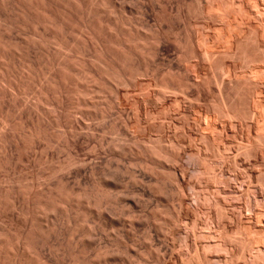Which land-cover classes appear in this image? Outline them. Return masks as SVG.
<instances>
[{"label":"rangeland","instance_id":"374dc122","mask_svg":"<svg viewBox=\"0 0 264 264\" xmlns=\"http://www.w3.org/2000/svg\"><path fill=\"white\" fill-rule=\"evenodd\" d=\"M5 1V2H4ZM2 1L3 3H5V7H4V4L1 2L0 0V40H2V42H6L7 40H12L14 38V40L12 41H7L10 42L9 45H11L12 47V51L10 50V47H6L8 48V56L9 54H14L16 51L18 52V56L17 54H14L15 57H13L12 55L11 58L10 56L9 57H3V55L0 53V58L2 56V58L0 59V75L3 77L4 74L6 72L9 73V77H8V73L5 74V77H3L4 79H2V77L0 78V92L3 90V92L0 93V108L3 110L0 111V120L2 119V121H0V144H2V146L0 145V150H1V156L0 158H2V160L0 161V185L2 188L1 191H0V243L3 241L4 239V245L3 244H0V257L1 258H4V259H1L0 261V264H23L24 261L26 264L30 263L28 261H32L30 264H41L42 262L45 261L44 264H191V262L193 264H195L196 262H201V264H212L210 263L211 262H215L214 264H226L227 261L229 262L230 259L233 258V256H235L233 258V260L235 259V262L233 260H230L231 262H229L228 264H232V263H235V264H250V261H251V264H264V189L262 187H264V180L262 181V179H264V142L262 141L261 142V145H259V142H256V138L258 137L257 135H260L262 137H264V74L261 72L260 74V71H259V74L257 76V74L252 72V65H250V63H247V59L245 61L244 59V62L247 63V66H243V60L242 61H239V60H235V58H237V56H240L242 57L241 53L239 54L238 52H243L241 50H247L245 49L244 47H247L250 46L249 44V38H251V45L253 44L252 41V35H254V38L255 40L258 38L257 41H259L260 44L256 43L259 47V49H263L264 50V43L261 44L262 40H261V32L262 30L259 29V25H261V17L260 18H257V10L255 8H249L253 3L251 1L253 0H249L247 2V0H237V1H240V4H242L243 2V10L248 12L247 13V18H250V19H246L245 18H242V16L244 17L245 16V13H241L240 9L239 8V5L238 4L239 2L235 3L236 0H230L232 3H227L229 4V6H233V8L230 10L233 11V14L235 15L232 16V11L230 12V18L228 20V22H222L220 19L216 18L218 15L216 14L217 12L213 13V15H211L212 19L215 20V18L217 19V22H218V25H216L217 23H215V21L212 23V20H210L211 18L210 15L209 17L207 15H205L204 19H202L203 17H200L202 16V14L200 15L199 14V11H198V7L197 6H200V4H198V2L200 3V0H109V1H104V0H60L62 1V3H60L59 0H56L57 2L54 4V0H40L39 2L40 5L38 4L39 2L37 0H4ZM12 1V2H11ZM18 3H17V2ZM21 3H20V2ZM33 1V2H32ZM48 1V2H47ZM50 1V3H49ZM59 1V2H58ZM69 1V3H67ZM74 1L76 2V4L74 3ZM99 1L100 4H97ZM114 1V2H113ZM118 1V2H117ZM165 1V2H164ZM182 1V2H180ZM191 1V2H190ZM197 1V2H196ZM202 1V0H201ZM204 1V0H203ZM201 3V5L203 4L204 8L206 9L207 7V4H206V1H204V3ZM228 1V0H226ZM226 1L224 0H221V2L226 3ZM229 1V2H230ZM11 2V3H10ZM35 2V3H34ZM42 2H43V5H42ZM46 2V3H45ZM103 2H105V5L106 4H112L109 5L111 7H109L108 5L104 6ZM108 2V3H106ZM116 2V3H115ZM194 2V3H192ZM219 2V1H218ZM242 2V3H241ZM6 3H7V7H6ZM10 3V4H9ZM17 3V5H16ZM31 3V5L29 4ZM48 3V4H47ZM52 3V4H51ZM65 3V4H64ZM74 3V4H73ZM80 3V4H79ZM120 3V4H119ZM166 3L167 4V9H166V5L164 4ZM186 3V4H184ZM198 5H197V4ZM252 3V4H251ZM13 4V5H12ZM15 4V5H14ZM25 4V6H24ZM29 6H28V5ZM34 4V5H33ZM69 4V5H68ZM82 4V5H81ZM116 4V5H114ZM179 4V5H178ZM193 4V5H192ZM196 4V6H195ZM220 5L222 3H219ZM218 4V5H219ZM236 4H238V8L236 6ZM249 4V5H248ZM12 5V6H10ZM33 5V6H32ZM45 5V6H44ZM64 5V6H63ZM67 5V6H66ZM76 7H75V6ZM79 5V6H78ZM84 5V6H83ZM92 5V6H91ZM100 5V6H99ZM191 5V7H190ZM217 3H216V6L218 7ZM223 5V6H224ZM245 5V6H244ZM254 5V4H253ZM252 5V6H253ZM15 6V7H14ZM18 6V7H17ZM23 6V7H22ZM27 6V7H26ZM31 6V7H30ZM36 8H35V7ZM50 6V7H49ZM73 6V7H71ZM89 6V7H88ZM96 6V7H95ZM112 6L114 8H112ZM120 6V7H119ZM169 6V7H168ZM178 6V7H177ZM187 6L190 7V9H192V6L194 7H197V8H193V10H195L194 14L193 12H191V10L189 11V9H187ZM202 6V7H203ZM222 6V7H223ZM236 6V9H234ZM249 6V7H248ZM251 6V7H252ZM4 7V8H3ZM13 7V8H12ZM26 7V8H25ZM29 7V9H28ZM35 9H34V8ZM45 7V8H43ZM49 7V8H48ZM67 7V8H66ZM70 7V8H69ZM75 7V8H74ZM77 7L79 9H77ZM83 7V8H82ZM88 7V8H86ZM93 7V9H92ZM97 8V9H94ZM102 7H103V11H102ZM109 7V8H108ZM116 7H117V10H116ZM122 7L124 8L122 10ZM180 7V8H179ZM182 7V8H181ZM216 7V8H217ZM221 7V6H220ZM241 7V6H240ZM254 7V6H253ZM259 7H261V1H260V5ZM16 10H15V9ZM22 8H25V9H22ZM34 10H33V9ZM112 8V9H111ZM129 8V9H128ZM177 8V9H176ZM186 10H185V9ZM13 11H11V10ZM19 9V10H18ZM37 9L40 10L37 12ZM46 9V10H45ZM50 9V10H48ZM76 9V10H74ZM87 9V10H86ZM105 9V10H104ZM120 9V10H119ZM166 9V10H165ZM179 9V10H178ZM219 9V7L217 8ZM248 9V10H247ZM255 9L256 11H253ZM45 10V11H44ZM53 11V14L52 11ZM55 10L58 11L55 13ZM72 10V11H70ZM81 10V12H79ZM82 10L84 11V13L82 12ZM89 10V11H88ZM91 10L93 12H91ZM97 10V11H96ZM108 10V12L106 11ZM110 10L112 12H110ZM122 10V11H121ZM126 10V11H125ZM164 10H165V13H164ZM197 10V11H196ZM235 10V11H234ZM238 10V11H236ZM242 10V12H243ZM17 11V12H16ZM19 11V13H18ZM21 11V12H20ZM28 12L26 14V12ZM35 11V12H34ZM50 13H49V12ZM77 11V12H76ZM87 11V12H86ZM99 11V12H98ZM119 11V12H118ZM163 11V12H162ZM189 11V13H188ZM218 11V10H216ZM253 11V12H252ZM16 12V13H15ZM25 12V13H24ZM37 12V13H36ZM43 12V14L41 13ZM45 12V14H44ZM62 12V14L60 15V13ZM75 14H73V13ZM96 12V14L94 15V13ZM99 14H98V13ZM126 13V16L129 15V16H125L124 13ZM128 12V13H127ZM132 12V13H130ZM169 12V13H168ZM178 12V13H177ZM187 12V13H185ZM196 12H198V16L204 20V22H202L201 19H199V17L197 18V14ZM219 12V11H218ZM252 12V13H251ZM21 13V14H20ZM41 13V14H39ZM47 13L49 14V18L51 16V20L47 17ZM68 13L70 15H68ZM78 13H79V17H78ZM81 13V14H80ZM83 13V14H82ZM87 13L88 16L85 14ZM118 13V14H117ZM164 13V14H163ZM191 13V15H189ZM236 13L238 15V22H240L241 24H243L242 26L240 25V23H237V20H236V23L235 24H232L234 21L233 19L236 18ZM250 13V14H249ZM253 13L256 15V18L257 19H260V20H257V19H253L255 18L253 16ZM19 14V15H18ZM39 14V16H38ZM59 14V15H58ZM65 14V15H64ZM73 14V15H71ZM85 14V15H84ZM92 14V15H91ZM103 14V15H102ZM106 14V15H105ZM109 14V15H108ZM111 14V15H110ZM113 14V15H112ZM138 14V15H137ZM169 14V15H168ZM176 14V15H175ZM177 14H179V16H177ZM196 14V15H195ZM24 16L23 18L24 19H20L21 16ZM29 17H28V16ZM35 15L37 18H35ZM42 15V16H41ZM57 15V16H56ZM63 15H64V20H62L63 18ZM85 17L83 19V16ZM98 15H101L104 16V17H97ZM116 16V19H115V16ZM160 15V16H159ZM163 15V16H162ZM184 15V16H183ZM194 15V16H192ZM242 15V16H241ZM20 16V18H18ZM33 16V18H32ZM44 16V17H43ZM46 16V17H45ZM53 16V17H52ZM72 16V17H71ZM82 16V17H81ZM90 16V17H89ZM119 16V17H118ZM135 16V17H134ZM165 16V17H164ZM172 18H171V17ZM190 16V17H189ZM197 20H196V18ZM253 16V18H252ZM41 17V18H40ZM75 19H74V18ZM81 17V18H80ZM88 17V19H87ZM111 17V18H110ZM113 17V19H112ZM124 17H126V20ZM131 17V19L129 18ZM134 17V18H133ZM177 17H180V18H177ZM185 17V18H184ZM234 17V18H232ZM32 18V19H31ZM53 18V19H52ZM57 18V19H56ZM66 18V19H65ZM71 18V20L69 19ZM79 18V19H78ZM92 18V19H90ZM99 20H97V19ZM119 18V19H118ZM124 18V19H123ZM133 18V19H132ZM136 18V19H135ZM165 18V20H164ZM184 18V19H183ZM195 18V19H194ZM209 18V19H208ZM17 19V20H16ZM27 19L29 21H27ZM35 19H38L36 21H39V22H36ZM43 19V20H42ZM49 19V20H48ZM56 19V20H54ZM68 19V20H67ZM76 21H74V20ZM105 19H107L105 21ZM122 19L124 21H122ZM142 19V20H140ZM160 19V22L163 21L162 23L158 22ZM175 19V20H174ZM179 19V20H178ZM191 19V20H190ZM199 19V20H198ZM208 19L207 23L209 24H205L206 23V20ZM78 20L80 22H78ZM82 20V21H81ZM88 20V21H87ZM93 20V21H92ZM108 20L110 22H108ZM111 20L113 22H111ZM118 22V25L117 23H115L116 21ZM127 22H126V21ZM131 20V21H130ZM137 20V21H136ZM168 20V22H167ZM187 20V21H186ZM210 20V21H209ZM232 20V21H231ZM243 20V21H242ZM250 20V21H249ZM254 20V21H253ZM256 20V21H255ZM5 21V22H3ZM15 23H14V22ZM20 21V22H19ZM32 23H31V22ZM45 21V24H43ZM52 21H54V23H51ZM57 21V22H56ZM85 21V23H84ZM87 21V22H86ZM92 21V23L90 22ZM96 21V22H95ZM99 21V23H98ZM103 21V22H102ZM130 21V22H129ZM170 21H173V22H170ZM175 21V22H174ZM179 21V22H177ZM189 21V23H188ZM221 21V22H220ZM249 21V22H247ZM252 21V23H251ZM259 21V22H258ZM9 24H7V23ZM12 22V24H11ZM43 22V23H41ZM48 22V23H47ZM74 22V23H72ZM78 22V23H77ZM82 22V23H81ZM89 22H90V25H89ZM95 24H94V23ZM123 22L125 27L122 28L123 26ZM133 22V23H131ZM141 24H139V23ZM142 22V23H141ZM191 22V23H190ZM245 22V23H244ZM258 22V23H256ZM4 23V24H2ZM22 23V24H21ZM28 23V24H27ZM35 23V25H34ZM38 25H37V24ZM41 23V24H40ZM47 23V24H46ZM64 23V25H63ZM68 23V24H66ZM97 23V24H96ZM104 25H103V24ZM109 23V24H108ZM113 23V24H112ZM120 23V24H119ZM128 23V24H127ZM131 23V24H130ZM138 23V24H137ZM172 23V24H171ZM199 23V24H198ZM212 23V24H211ZM215 23V24H214ZM221 23V27L219 26ZM254 23V24H253ZM2 24V25H1ZM18 24V25H17ZM25 24V25H24ZM52 26H51V25ZM57 24H60L59 26ZM62 24V25H61ZM73 26H72V25ZM78 24V25H77ZM84 24V25H82ZM107 24V25H106ZM122 24V25H121ZM137 24V25H136ZM214 24V25H213ZM222 24H225L222 26ZM227 25H234V27H230L228 29V27L226 26ZM247 24V25H246ZM4 25V27H2ZM7 25V26H6ZM28 27H27V26ZM33 27H31V26ZM48 25V26H46ZM56 29H55V26ZM71 25V26H70ZM76 25V26H75ZM89 25V26H88ZM93 25V27H92ZM127 25H128V29L130 28V30L127 29ZM132 25H136L137 27H131ZM147 25V26H146ZM191 25V26H190ZM201 27H199V26ZM204 25V26H203ZM14 26L15 28L13 29ZM24 26V27H23ZM36 26V27H35ZM46 26V27H45ZM70 26V27H69ZM80 28L78 30V27ZM81 26V27H80ZM88 26V27H87ZM101 26V29H99ZM109 26V27H108ZM113 26V27H112ZM146 26V27H145ZM174 26V27H173ZM189 28H188V27ZM193 26V27H192ZM209 26V27H208ZM214 26V28H213ZM226 26V27H225ZM247 26V27H246ZM9 27V28H8ZM13 29H11V28ZM23 27V28H22ZM43 27L45 30H43ZM49 27V28H48ZM87 27V28H86ZM95 27V28H94ZM98 27V28H97ZM109 29V31L106 29ZM118 29H116V28ZM119 27L121 29H119ZM140 27H143V29H140ZM171 27V28H170ZM186 27V28H184ZM196 27V28H195ZM199 27V28H198ZM203 27V29H202ZM223 27V30L226 29V30H221V31H218L219 29H221ZM256 27V28H255ZM261 27V26H260ZM4 28V29H3ZM28 28H32V29H28ZM52 28V29H51ZM59 28V30H58ZM64 28V29H62ZM80 32H78L76 29ZM84 28V30H83ZM94 28V30H93ZM112 28V29H110ZM114 28V29H113ZM175 28V29H173ZM191 28V29H190ZM217 28V29H215ZM240 28V29H238ZM8 29V30H7ZM21 29V30H20ZM24 29V30H23ZM28 29V30H27ZM34 29V30H33ZM62 29V30H61ZM68 29V30H67ZM70 29V30H69ZM72 29V30H71ZM92 29V30H91ZM97 29V30H95ZM104 29V31H103ZM128 31H127V30ZM137 29V30H136ZM177 29V31H176ZM186 29V30H185ZM194 32H193V30ZM205 29V30H204ZM209 29V34H207L208 32H205L204 31H208ZM217 31H215V30ZM236 31H234V30ZM243 31H242V30ZM254 29V31L256 29H258L260 31V34L257 35L256 37V32L259 33V31H256L255 33H253L254 31H252ZM6 30V31H5ZM23 30V31H22ZM36 30H38L36 32ZM48 30V32H47ZM56 30V31H54ZM65 30V31H64ZM76 30V31H75ZM88 31V34L89 32H91L88 37L90 38L89 41H86L88 39H86L87 37H84L83 35L87 36L86 31ZM134 30L133 32H130ZM173 30V31H172ZM189 30V31H188ZM192 30V31H190ZM233 30V31H232ZM250 30V31H249ZM2 31V33H1ZM8 31V32H7ZM53 31V32H52ZM58 31H60V34L61 36H64L65 39H67L68 41L66 42V40H62L61 36L60 35H57L59 34ZM68 31L70 32L69 34ZM72 31V33H71ZM116 31V32H115ZM118 31V32H117ZM120 32H125V33H119ZM146 31V32H144ZM149 31V32H148ZM156 31V32H155ZM184 31V32H183ZM203 31V33L201 32ZM213 31V32H212ZM232 33H231V32ZM240 31V32H239ZM10 32V34H9ZM55 32V33H54ZM57 32V33H56ZM66 32V33H65ZM80 35H78L77 33ZM82 32V33H81ZM94 32V33H93ZM108 32V33H107ZM113 32V33H112ZM138 34H137V33ZM158 32V33H157ZM164 32V33H163ZM176 32V33H175ZM188 33V36H186V33ZM196 32V33H195ZM211 32V33H210ZM230 32V34H228ZM234 32V33H233ZM236 32V34H235ZM243 32V33H242ZM245 32V33H244ZM252 32V33H251ZM35 33H36V36H35ZM43 33V34H42ZM54 33V35H53ZM65 33V34H64ZM105 33H107L105 35ZM113 35H112V34ZM130 33V34H129ZM132 33V34H131ZM136 33V35H135ZM149 33V35L147 34ZM152 33V35H150ZM155 33L156 35H159L158 38H156V35L153 34ZM250 33V34H249ZM3 34V35H1ZM6 36H5V35ZM57 36H56V35ZM72 34H73V38H72ZM77 34V35H75ZM96 38L95 42L93 41V39H95L93 36ZM99 36H105L104 38L101 36V38H103L101 40V38L97 40V37ZM118 36H117V35ZM123 34V35H122ZM125 34V36H124ZM143 34V36H142ZM147 34V38L146 36L144 37V35ZM179 34V35H178ZM185 34V35H184ZM193 36H191V35ZM196 34V35H195ZM199 34V35H198ZM204 34V36L202 35ZM220 34V35H219ZM227 34V36H226ZM232 34V36H231ZM42 35V37H41ZM46 35V36H45ZM109 35V36H108ZM130 35V37H129ZM139 35V36H138ZM169 36L167 38V36ZM210 35V37H209ZM213 35V37H212ZM221 35H223L221 37ZM241 35V36H239ZM250 35V36H249ZM261 35V36H260ZM8 36V37H7ZM52 36V37H51ZM55 36V37H53ZM59 36L61 38H59ZM76 38H75V37ZM83 38H82V37ZM121 38H120V37ZM123 36V37H122ZM135 36L137 38H135ZM151 36H154L155 39H153V37ZM162 36V37H161ZM165 36V37H163ZM179 36V37H177ZM193 38L191 39L190 38ZM196 36V37H194ZM198 36V37H197ZM231 36V37H230ZM248 36V37H247ZM40 37V38H39ZM63 37V38H64ZM79 37V38H78ZM92 37V38H91ZM107 37V38H106ZM111 37V38H110ZM113 37H115L113 39ZM119 37V38H118ZM126 37H129V38H126ZM133 37V38H132ZM141 37V38H140ZM152 39H150V38ZM175 37V38H174ZM177 37V39H176ZM203 37H206V39H204ZM220 37V39H219ZM230 37V39H229ZM234 37V38H233ZM3 38V39H2ZM5 38V39H4ZM25 38V39H24ZM44 38V39H42ZM57 38V39H56ZM86 40H85V39ZM106 38V39H105ZM125 38V39H123ZM144 38V39H142ZM187 40H185V39ZM216 39V40H212V39ZM228 40L229 43L228 45H231V47L228 46V48L226 49V46L227 44L225 45V40ZM227 38V39H226ZM241 38V39H240ZM23 39V40H22ZM40 39V40H39ZM46 39V40H45ZM48 39V40H47ZM78 39V40H76ZM81 39V41L79 40ZM84 39V40H83ZM116 39V41H115ZM118 39V40H117ZM126 39H129L126 41ZM138 39L141 41H143L144 43H146L145 45L143 44V42H139L137 43ZM159 39V42L157 40ZM169 39V40H168ZM183 39V40H182ZM190 42L189 43H186L188 42L189 40ZM194 39H197V40H194ZM223 39V40H222ZM260 39V40H259ZM21 40V41H20ZM25 40H28V43L25 42ZM59 40V41H58ZM62 40V41H61ZM70 40V41H69ZM92 40V41H91ZM101 40V41H100ZM105 40V41H104ZM109 40V41H108ZM113 41V42H110ZM126 43H124L123 41ZM152 40V41H151ZM162 40V42H160ZM164 40V41H163ZM175 40H177V42H175ZM205 40H208V41H205ZM218 40V41H217ZM233 40V41H231ZM14 41V42H13ZM21 42V47L20 46V42ZM36 41V42H35ZM41 41V42H40ZM44 41V42H43ZM46 41V42H45ZM48 41V42H47ZM72 41V42H71ZM76 41V43L74 42ZM86 43H85V42ZM91 41V42H90ZM98 41V42H96ZM100 41V42H99ZM107 41V43H106ZM115 41V42H114ZM155 41V42H154ZM160 43V44H158ZM181 41V45L180 42ZM185 41V42H183ZM198 41V43H197ZM221 41V42H220ZM223 41V42H222ZM225 41V42H224ZM248 43H245L247 42ZM256 41V42H257ZM2 42H0V46H2L4 44H2ZM12 42V43H11ZM52 42V43H50ZM54 42L56 44H54ZM61 42V44H60ZM68 43L69 42V46L70 47L69 49L66 47V44L65 43ZM81 42V44H80ZM82 42H84V44H82ZM102 42V43H101ZM151 42V43H150ZM153 42V43H152ZM203 42L206 43V44H201ZM209 42H212V43H209ZM237 42H240V43H237ZM13 43L16 45H19L18 47L16 45H13ZM26 43V44H25ZM33 43V44H31ZM38 43V44H37ZM41 43V44H39ZM42 43H43V46H42ZM49 43V44H48ZM71 43V45H70ZM79 43V44H78ZM93 43V44H92ZM99 44V46L96 45ZM106 43V45H105ZM111 43V44H110ZM114 43V44H112ZM118 45H117V44ZM142 43V44H141ZM155 43V44H154ZM191 43H193L192 45L193 46H197V48L195 47V49H199L198 51L197 50H194V47L191 45ZM196 43V44H195ZM209 43V44H208ZM220 43V44H219ZM236 43V44H235ZM244 43V44H243ZM60 44V45H58ZM65 44V45H64ZM86 44V46H85ZM110 44V45H109ZM116 44V45H115ZM123 44V46H122ZM134 44H136V46H134ZM139 44V45H137ZM149 44V45H148ZM153 44V45H152ZM187 44V45H186ZM217 46H214L216 45ZM247 44V45H246ZM26 45V47H25ZM30 47H29V46ZM45 45V46H44ZM50 45V46H49ZM65 46V52H64V46ZM75 45V46H74ZM79 45V46H77ZM84 47H87L84 48V50H87V51H84L83 50V46ZM93 45H96V48L95 46H92ZM105 45V46H104ZM114 46L115 48H112L110 46ZM120 45V46H119ZM127 45V46H126ZM130 45V46H129ZM141 45L143 47H141ZM148 45V46H147ZM152 45V46H151ZM156 46V50H155V47L153 46ZM181 45V46H179ZM191 45V47L189 46ZM203 45V46H202ZM246 45V46H245ZM255 43L252 45L254 46ZM257 45H255L257 47ZM5 46V45H4ZM14 46V47H13ZM19 49H17L16 47ZM54 46V47H53ZM62 46V48H61ZM74 46V48H73ZM103 48H102V47ZM141 48H140V47ZM160 46V47H159ZM187 46V47H186ZM203 47L202 49L199 48V47ZM216 47L215 49L212 48V47ZM239 46H242V47H239ZM79 47L80 50L77 48ZM89 47V48H88ZM92 47V48H91ZM95 47V48H94ZM107 47V49L105 48ZM109 47V48H108ZM122 47L123 49H120ZM128 47H130L131 49L134 47V49H128ZM147 47V48H146ZM183 47V48H182ZM186 47V48H185ZM193 47L192 50H190L191 48ZM225 47V48H224ZM251 47V46H250ZM250 47H247L248 49ZM253 48V51L257 48ZM16 48V50H15ZM21 48V49H20ZM23 48V49H22ZM26 48V49H25ZM45 48V49H44ZM53 50L54 48L57 49V51H55V49L52 51L51 49ZM94 48V50H93ZM102 48V49H101ZM112 48V49H111ZM119 48V50H118ZM126 48V49H125ZM144 48V49H143ZM153 48V49H152ZM190 48V49H189ZM205 48V49H204ZM211 48V50L209 49ZM230 48V50H229ZM232 48V49H231ZM239 48H241V50H239ZM26 51H25V50ZM50 49V51L48 50ZM60 49V50H59ZM71 49V50H70ZM75 49V50H74ZM90 49V50H89ZM97 49L99 51H97ZM115 49V50H114ZM117 49V50H116ZM128 49V50H127ZM159 49V50H158ZM184 49H186L187 53H184L185 51H183ZM207 49V50H206ZM237 49V50H236ZM14 50V53H12ZM21 50V51H20ZM28 50V51H27ZM71 53H69L70 51ZM104 50V52H102ZM110 50V51H109ZM114 50L115 53L112 51ZM125 52L126 50L129 51L127 52L129 54H126V52L124 53L123 51ZM152 50H155L154 52L156 54L153 53V51L151 52ZM194 50V52L196 53L195 57L194 55H192V51ZM202 50V51H201ZM221 50V51H220ZM226 50V51H224ZM250 50V49H249ZM252 50V49H251ZM259 50V51H260ZM20 51V52H19ZM45 51V52H44ZM55 51V52H54ZM59 51V52H58ZM74 51H79V52H76L74 53ZM80 51H81V54H84L81 56L80 54ZM92 51V52H91ZM109 51V53H108ZM118 51V52H117ZM135 51V52H134ZM137 51V52H136ZM150 51V56L152 54V61H150L151 59L148 52ZM207 51V52H206ZM212 53H211V52ZM233 51V53H232ZM237 51V55L234 57H232V55H234ZM248 51V50H247ZM16 52V53H17ZM25 52V53H24ZM27 52V53H26ZM31 52V53H29ZM58 52V54H57ZM61 52V53H60ZM64 52V53H63ZM67 52V53H66ZM85 52V53H84ZM89 52V54H88ZM99 52V53H98ZM121 52L123 53V55L121 54ZM132 55H131V53ZM141 55H140V53ZM190 52H191V55H190ZM204 52H205V57L204 58H207L206 61L204 60V58H202L204 56ZM229 52V53H228ZM250 52V51H248ZM22 53H24L25 55H23ZM51 53V54H50ZM92 53H95L94 55ZM101 53V54H100ZM106 53V54H104ZM112 55H111V54ZM118 53V54H117ZM121 55H120V54ZM135 53V54H134ZM143 53H144V56H143ZM146 53V54H145ZM183 53V54H182ZM208 53H211V56L213 53L214 56L212 57H209V54ZM220 53V54H219ZM226 55H225V54ZM247 54V52H245ZM252 53V52H251ZM19 54L21 57H19ZM45 54V55H43ZM49 57L51 58H47L48 55ZM56 54V55H55ZM75 54V56H74ZM88 54V55H87ZM97 54V55H96ZM99 54V56H98ZM126 54V55H124ZM138 54V56H137ZM200 55V58L199 56L197 55ZM208 54V56H207ZM218 54L220 56H218ZM228 54L231 56L229 58ZM29 57H28V56ZM36 55V57H34ZM64 55H67L65 57H63ZM71 55V56H70ZM86 55L88 57H86ZM91 55V56H90ZM106 55V57H105ZM111 55V56H110ZM114 55V57H113ZM119 55V56H118ZM131 55V56H130ZM136 55V57L134 56ZM183 55V56H182ZM184 55L186 57H184ZM189 55L190 57L192 56L193 57V60L190 58L189 60ZM224 55V56H223ZM248 55V54H247ZM26 58H25V57ZM43 58H42V57ZM60 59H57L59 58ZM80 56V57H78ZM90 56V57H89ZM93 56L95 57V59H92ZM104 56V57H103ZM126 58H125V57ZM133 56V57H132ZM143 56V57H141ZM149 56V58H148ZM154 56V57H153ZM222 56V57H221ZM225 56H228L226 60H223L225 59ZM250 56V55H249ZM18 57V59H16ZM31 57V58H30ZM38 57V58H37ZM53 57V58H52ZM57 57V58H56ZM73 57V59H72ZM86 58V61H85V58ZM103 57V58H101ZM108 57V58H107ZM111 57V58H110ZM119 57H120V60H119ZM125 59H123V58ZM141 57V58H140ZM157 57V58H156ZM214 57L216 59H219L220 61L222 60L221 64L219 63L220 61L219 60H216L214 59ZM218 57V58H217ZM221 57V58H220ZM239 57V58H240ZM248 57V56H246ZM14 59V60H11V59ZM21 58V59H20ZM25 58V60H24ZM27 58L29 60H27ZM34 58V59H32ZM42 58V60L44 61H40V59ZM65 58V59H64ZM75 58V59H74ZM79 60H77V59ZM89 58V59H88ZM97 58V59H96ZM115 58H117L118 60H115ZM122 58V59H121ZM128 58L130 59V62L128 61ZM137 61H136V59ZM143 58V59H142ZM148 58V60L146 59ZM153 58L155 60H153ZM182 58V59H181ZM187 58V59H186ZM195 58V60H194ZM198 58V59H197ZM210 58V59H209ZM7 61V62H5ZM10 59V60H9ZM37 59V61H36ZM53 59V60H52ZM56 59V60H55ZM69 59V60H68ZM84 61L82 62L81 60ZM100 59V60H99ZM102 59V60H101ZM108 60L105 62V60ZM140 59V60H139ZM157 59V61H156ZM197 59V60H196ZM211 59H212V62H211ZM230 59V61H229ZM233 59V61H232ZM242 59V58H241ZM24 60V61H23ZM31 60L34 61L32 62H29ZM38 60L39 62H42V63H39L38 65ZM63 60H65L63 62ZM70 60H75L74 62L73 61H70ZM92 60V61H90ZM97 60V61H96ZM110 60V61H109ZM113 60V61H111ZM115 60V61H114ZM122 60V61H121ZM125 60V61H124ZM127 60V61H126ZM133 60V62L135 63V66H134V63H132L131 61ZM139 60V61H138ZM144 63H142L141 62ZM147 60V61H146ZM183 62H182V61ZM199 60V61H198ZM204 60V61H203ZM215 60V61H214ZM10 61V62H9ZM16 61V62H15ZM77 61V64H75ZM80 61V62H79ZM104 61V62H103ZM156 61V63H154ZM185 61V62H184ZM218 61V62H217ZM12 64V66L9 64ZM21 62V63H20ZM27 62L29 64H27ZM37 62V64H35ZM58 62V63H57ZM63 64H62V63ZM71 62V63H69ZM99 62V63H98ZM103 62V63H101ZM109 62V63H107ZM120 64H119V63ZM123 62V63H122ZM126 62L128 63H131L129 65V63L127 64L126 68L125 65H126ZM137 62V63H136ZM161 62V63H160ZM188 62V63H187ZM190 62V63H189ZM202 62V63H201ZM217 62V63H216ZM234 62V64H233ZM1 63L2 66L4 65L5 70H3L1 68ZM5 63V64H4ZM7 63V64H6ZM24 63V64H22ZM44 63V64H43ZM47 63V64H45ZM48 63H51V64H48ZM58 64V65H55V64ZM80 63H82L83 67H85V70H83L80 66ZM93 63V64H91ZM104 63H107V65ZM154 63V64H153ZM160 63V64H159ZM184 63V64H183ZM186 63V64H185ZM192 63V65H191ZM207 63V64H206ZM213 63V64H212ZM218 64L219 66H217L216 64ZM236 63V64H235ZM241 63V64H240ZM245 63V64H246ZM22 64V66H21ZM35 64V66H33ZM86 64V66H85ZM91 64V65H90ZM97 64V65H96ZM109 64L112 66H110V68L107 69V67L109 66ZM125 64V65H124ZM137 64V66H136ZM202 64V65H201ZM211 64V65H210ZM214 64L216 65V67L214 66ZM7 65V66H5ZM11 66V67H8ZM16 65V66H14ZM43 65V66H42ZM46 65V66H45ZM51 65V66H50ZM66 66L65 67H61V66ZM72 65V66H71ZM75 65V66H74ZM77 65V66H76ZM87 65L89 66L87 69ZM93 65V66H92ZM103 66V67H96V66ZM122 68L123 65L124 67L121 69L120 67ZM143 68H142V66ZM147 65L148 68H145ZM161 65V66H160ZM198 65V66H197ZM222 65L224 66H227V67H222ZM237 65V66H236ZM33 66V67H31ZM37 66V67H36ZM45 66V67H44ZM70 66V67H69ZM106 66V67H105ZM140 66V68L138 67ZM161 67L159 68V70L157 69V67ZM184 66V67H183ZM192 66V67H191ZM201 66V68H200ZM210 66V67H209ZM251 68V69H248L246 68V70L244 71V67H248ZM27 67V68H25ZM35 67V68H34ZM44 67V68H43ZM47 67V68H46ZM56 67V68H54ZM61 67V68H60ZM74 67V68H73ZM93 67V68H92ZM106 69H105V68ZM116 67V69L114 68ZM119 67V69H118ZM134 67L135 70H134ZM138 67V68H137ZM156 67V68H155ZM195 67V69H194ZM235 67V68H234ZM243 67V68H242ZM11 69L12 71H8L7 69ZM16 68V69H15ZM22 68V69H21ZM24 68V70H23ZM31 68L32 70V73L31 70L29 69ZM39 68V70H37ZM40 68L43 69L42 71H40ZM46 68V70H45ZM51 68V69H50ZM65 68V69H64ZM72 70H71V69ZM76 68H79V70L77 69L76 71ZM81 68V69H80ZM98 69V70H95V69ZM104 68V69H103ZM114 68V69H113ZM130 68V69H129ZM135 71V75H134V71ZM150 68V69H149ZM209 68V69H208ZM218 68V69H216ZM221 68V69H220ZM20 69V70H19ZM52 69H53V74H52ZM75 69V70H73ZM90 69H93L92 71ZM106 70V72H101L102 70ZM113 69V70H112ZM124 69V70H123ZM129 69V73H128V70ZM136 69H138L140 71H144L143 73H139L138 75V72H136ZM143 69V70H142ZM148 69V72L147 70ZM153 71H152V70ZM206 69V70H205ZM241 69V70H240ZM17 70V71H16ZM22 70V72H21ZM32 74V79L28 76L29 73ZM30 70V71H28ZM55 70V71H54ZM59 70V71H58ZM61 70V71H60ZM62 70H66L68 71V74L70 76V73L71 74V77L72 75L74 74L75 76L73 77H77L76 74H82V77H83V80L81 81L78 77V79L81 81L80 83L82 85H84V87L88 85V90L86 88L87 91H89V93L86 91V94H88V97L87 95L84 97V95L82 94V102H87V106L81 108V104L85 105V102L84 103H79L77 102V99L76 98H80L79 101H81V97L80 94L81 92H77L76 90H74V93H71L72 95H69L68 97V93L65 92V90H67V86H71L72 84H75L74 82H72V80H69L65 77L67 76H63V71ZM83 70V71H82ZM87 70H90L89 73L87 72ZM113 71V73H111L113 75V79L111 78V75L110 73L108 74L107 76V72L109 71ZM150 70V71H149ZM157 70V71H155ZM197 70V71H196ZM202 70V71H201ZM216 70V71H215ZM218 70V71H217ZM224 73H222V71ZM228 70H229V73H228ZM239 70V71H237ZM243 70V71H242ZM248 70L250 72H248ZM2 71V72H1ZM6 71V72H4ZM19 72L18 75L17 73H14V72ZM51 71V72H50ZM75 71V72H74ZM87 73H85V72ZM96 71V72H95ZM188 71V72H187ZM211 71V72H210ZM220 71V73H219ZM237 71V72H235ZM263 71H264V66H263ZM12 72V74H11ZM26 72V73H25ZM36 72V73H35ZM40 72V73H39ZM41 72H43L41 74ZM46 72V73H45ZM70 72V73H69ZM82 72V73H80ZM84 72V74H83ZM117 74H116V73ZM131 72V73H130ZM226 72V73H225ZM234 72V73H233ZM23 73V74H22ZM26 75H25V74ZM35 73V75H34ZM38 73V75H37ZM44 73H45V76H44ZM48 73V74H47ZM63 73V74H62ZM93 75H92V74ZM95 73V74H94ZM100 73V74H99ZM106 76H104L105 74ZM120 73H122L121 75H119ZM127 73V74H126ZM186 73V74H185ZM206 73V74H205ZM217 73V74H216ZM11 74V75H10ZM40 74V76H39ZM51 74V75H50ZM59 74V76L57 75ZM67 74V75H68ZM90 77H88V75ZM99 74V75H98ZM126 74V75H124ZM215 74V75H214ZM225 74V75H224ZM229 74V76H228ZM231 74V76H230ZM263 74V75H262ZM14 75V77H13ZM16 75V76H15ZM21 75V76H20ZM43 75L44 76V79H43ZM54 75V77H53ZM57 75V76H56ZM66 75V74H65ZM84 75V76H83ZM86 75V77H85ZM100 76V77H97ZM102 75L104 76V78L106 80H104V78L102 77ZM120 76L119 78L116 77V76ZM133 75V76H132ZM178 75V77H177ZM183 75V76H182ZM192 75V76H191ZM212 75V76H211ZM226 76V78L223 77ZM235 75V76H234ZM246 75V76H245ZM253 75V77H251ZM263 78H262V76ZM18 76V77H17ZM37 76V77H35ZM48 76L47 80L46 77ZM63 76V78H62ZM93 76V78L91 79V77ZM125 76V77H124ZM136 76V77H135ZM194 76V77H193ZM198 76V77H197ZM261 76V77H260ZM8 77V78H7ZM13 77V78H12ZM21 77V78H20ZM28 77V78H25ZM38 77H40L38 79ZM52 77V78H51ZM59 77V78H58ZM81 77V75H80ZM111 79H110V78ZM139 79H138V78ZM143 77V78H142ZM165 77H169L168 79H165V82L162 80L164 79ZM174 77L175 79L179 82H177L176 80H174ZM177 77V78H176ZM187 77V78H186ZM189 77V78H188ZM192 77V78H191ZM202 77V78H201ZM209 77V81L207 80ZM230 77V78H229ZM246 77V78H244ZM259 77V78H258ZM17 78V80H16ZM19 78V79H18ZM37 78V80H36ZM62 78V79H60ZM85 78V79H84ZM89 78V79H88ZM100 80L97 82V80ZM100 78V79H99ZM109 78V80H108ZM134 78V80H133ZM172 78V79H171ZM182 78V79H181ZM194 78V79H193ZM214 78V79H213ZM218 78V79H217ZM221 78V79H220ZM242 78L243 81H240ZM247 78H248V81H247ZM249 78H253L251 81ZM262 78V79H261ZM8 79L12 80V81H8ZM32 81H31V80ZM41 79V81H40ZM51 79H55V81L51 80ZM57 79V80H56ZM117 79V80H115ZM131 79V80H130ZM179 79V80H178ZM187 79V81H186ZM197 81H196V80ZM204 79V80H203ZM225 79V80H224ZM235 79V80H234ZM237 79H238V82L239 84H241L240 88L241 90L237 91V89L239 88V84H237ZM246 79V81L250 84H248L247 82H245L244 80ZM13 80H14V83L17 82V83H23L24 81H28V82H25L24 84H17V86H20V88L26 90L24 91H19L15 94V90L16 88H18L19 90V87H14L15 89L13 90L12 88V85L14 86L15 84H12L13 83ZM22 80V81H21ZM60 80V81H59ZM86 80V81H84ZM93 82H92V81ZM113 81L112 82H110ZM114 80L116 82H114ZM130 80V81H129ZM140 80V81H139ZM146 80V81H145ZM169 80V81H168ZM171 80V81H170ZM174 80V81H172ZM185 80V82H183ZM207 80V81H205ZM212 82H211V81ZM216 80V81H215ZM223 82L224 86H222V83L219 85L218 84V81ZM233 80V81H232ZM256 80V81H255ZM261 80V81H260ZM35 81V82H34ZM37 81H40V82H37ZM54 83L57 82L59 83L58 86L57 83H55L56 85H54ZM71 81V82H70ZM75 81V79H74ZM91 82L92 86L89 87V82ZM109 81V82H108ZM144 81V82H143ZM169 83H168V82ZM195 81V83H194ZM199 81V82H198ZM214 81V82H213ZM228 81V82H227ZM236 81V82H235ZM11 82V83H10ZM41 82L42 83V86H41ZM45 82V83H44ZM51 84V86L49 85V83ZM69 82V83H68ZM95 82H97V84H95ZM99 82H101V84H99ZM108 82V83H107ZM117 82L120 83V86H119V83L117 85H115ZM123 82L125 83L123 85ZM128 82V84H127ZM134 82V83H133ZM146 82V84H145ZM149 82V84H148ZM182 82L184 84H182ZM187 82V83H186ZM193 82V83H191ZM207 84H206V83ZM232 82V83H231ZM243 82V83H242ZM253 82V83H251ZM4 84L3 86L6 88H4L1 84ZM10 85H7L9 84ZM36 84L37 86L33 85V84ZM70 83H72L70 85ZM84 83V84H83ZM88 83V84H87ZM115 83V84H114ZM174 83V84H173ZM177 83V84H176ZM188 83L191 85L188 86ZM209 83H212L214 85L211 86V84ZM235 83V84H234ZM245 83V84H244ZM250 86L251 84V87L250 89L253 90V92L255 91V94L258 98H256V112L257 114H260V116L258 115L257 118L261 120V123L260 124H256L247 119V120H244L243 116H242V113L244 110V103L242 102L243 99L242 97V92H245V90H249L247 87V84ZM258 83V85L256 86V84ZM263 83V84H262ZM40 84V85H39ZM47 84H48V87H47ZM68 84L65 88V85ZM144 84V85H143ZM166 87H164V85ZM181 85V86H178V85ZM187 84V85H185ZM194 84V85H192ZM197 84L199 86V88L197 87ZM200 84V85H199ZM204 84V85H203ZM206 84V85H205ZM219 86H217V85ZM243 84V85H242ZM260 84V85H259ZM15 85V86H16ZM24 85H28V88L24 87ZM46 85V87L44 86ZM62 85V86H61ZM99 85V87H98ZM105 85V86H104ZM123 85V86H121ZM137 85V86H136ZM148 85V86H147ZM150 85V86H149ZM169 85V86H168ZM171 85L173 88H175V91H173L174 89L171 88ZM203 85V86H202ZM256 86L255 88H253V86ZM263 87H262V86ZM8 86H11V87H8ZM23 86V87H22ZM44 86V87H43ZM55 88H53V87ZM61 86V87H59ZM75 86V85H73ZM108 86V88L106 87ZM111 86V87H110ZM116 88H115V87ZM146 86V87H145ZM152 86V87H151ZM163 86V87H162ZM206 86V87H205ZM243 86V87H242ZM244 86L246 87L245 90H244ZM3 87V88H2ZM36 87L38 88V92L34 89H36ZM83 87V89H81V87H78L80 90H85ZM95 89H94V88ZM100 87H103L100 89ZM145 89H144V88ZM152 88L151 89H148V88ZM157 87V88H156ZM184 87V88H183ZM192 89H190V88ZM195 87V88H194ZM218 87V88H217ZM222 87V88H221ZM231 87V88H230ZM237 89H236V88ZM11 88L13 91H11ZM30 88V90H28ZM44 88V89H42ZM64 88V89H63ZM72 88V86H71ZM77 88V89H78ZM104 88H106L108 91H112L113 89V93L112 92L108 93L107 90H105ZM135 88V89H134ZM139 88V89H138ZM166 88V89H165ZM171 88V89H169ZM179 88V89H178ZM197 88V89H196ZM207 88V89H206ZM222 89V90H219V89ZM242 88L244 91H242ZM259 88V90H258ZM20 89V90H21ZM46 89V91H45ZM76 89V88H75ZM78 89V90H79ZM92 89V90H91ZM94 89V91H93ZM111 89V90H110ZM143 89V90H142ZM157 89V90H155ZM169 89V91L167 92V90ZM173 89V90H172ZM184 89V90H183ZM199 89V90H198ZM202 89H204L205 91H203ZM210 89V90H208ZM224 89V90H223ZM233 89V90H232ZM32 90V91H31ZM34 90V91H33ZM54 90V91H53ZM99 91V94H97L96 92ZM123 90V91H122ZM142 90V91H141ZM166 90L165 93H163V91ZM178 90V91H177ZM183 90V92H181ZM188 90V92L186 91ZM190 90V91H189ZM198 90V91H197ZM202 90V92H200ZM235 90V91H234ZM257 90V91H256ZM6 91V92H5ZM10 91V93H8ZM32 94H30L29 93ZM44 91V92H43ZM93 93H90L92 92ZM96 91V92H95ZM106 91V93H104ZM118 93H117V92ZM154 91V92H153ZM161 91V92H160ZM180 91V92H179ZM219 93H218V92ZM220 91L222 93H220ZM225 91V92H224ZM237 91V92H236ZM242 91V92H241ZM22 92V93H21ZM26 92V93H25ZM37 92V93H36ZM63 92V93H62ZM77 92V93H76ZM84 92V91H83ZM156 92V93H155ZM160 92V93H159ZM173 92V94L171 93ZM175 92V94H174ZM199 92V93H198ZM209 92V93H208ZM232 92L235 94H232ZM240 92V93H239ZM7 95H6V94ZM20 93V94H19ZM29 93V94H28ZM42 93V94H41ZM61 93L66 96H63L61 95ZM103 93V94H102ZM109 95H108V94ZM140 93V94H138ZM144 93V94H143ZM148 93V94H146ZM151 93V94H150ZM168 95H167V94ZM180 94L181 96L179 97L178 94ZM183 93V94H182ZM186 95H185V94ZM188 93V94H187ZM225 93V94H224ZM227 93V94H226ZM231 93V94H230ZM2 94H3V97H2ZM5 94V95H4ZM10 94H12L11 96L13 97V95H15L13 98H10V97H6V96H9ZM26 97H25V95ZM58 94V95H57ZM77 96H76V95ZM79 94V95H78ZM89 94L92 96H94L95 94V99L94 97H90ZM105 94V95H104ZM132 94V95H131ZM137 94V95H136ZM176 95L177 97H174L172 95ZM216 94V95H215ZM219 94V95H217ZM220 94L221 96L224 95V99H228L230 100L231 104L233 102V105H236L234 104V102L236 101V103H240L236 106H231L233 107V109L237 108L236 110H239L240 108H242V111H238L240 113H238L237 111V114H233V117L234 115L237 117H234V118H230L231 121H229V119L227 117H232V114H230V116H226L224 115V112L226 111L225 107L223 108V104L221 106V98L220 97ZM240 94V95H238ZM261 94V96H260ZM17 95V96H16ZM27 95H28V98H27ZM51 95V96H50ZM54 95V96H52ZM56 95V96H55ZM61 95V96H60ZM75 95V96H74ZM99 95V97H98ZM139 95V96H138ZM148 95V96H147ZM238 95V96H237ZM22 96V97H21ZM101 96V97H100ZM106 98H105V97ZM110 96V97H109ZM135 98H134V97ZM137 96V97H136ZM160 96V97H159ZM169 96V97H168ZM172 96V97H170ZM183 96V97H182ZM187 98V100L184 98ZM217 96V97H216ZM21 97V99H20ZM30 97V98H29ZM55 97V98H54ZM59 99H58V98ZM61 97V98H60ZM89 97L91 99H89ZM102 97L104 99V101L102 102ZM132 97V98H131ZM146 97H148L146 99ZM151 97V98H150ZM211 97V98H210ZM216 97V98H214ZM238 99H237V98ZM9 98V99H8ZM43 98V100H42ZM46 98V99H45ZM53 98V101L52 103L50 102ZM67 98H72V99H67ZM86 98V99H85ZM112 98V99H111ZM134 98V99H133ZM140 98V99H139ZM167 98V99H166ZM214 98V100L212 99ZM220 98V99H218ZM234 98V99H233ZM3 99V101H2ZM22 102H20L19 101ZM36 99V100H35ZM40 99V100H39ZM51 99V100H49ZM56 99V100H55ZM66 99V101L64 100ZM89 99V100H88ZM99 101H98V100ZM101 99V100H100ZM107 99V100H106ZM109 99V100H108ZM138 101H137V100ZM161 99V100H159ZM175 99V100H174ZM212 99V100H211ZM236 99V100H235ZM16 100V101H15ZM23 100V101H22ZM25 100V101H24ZM35 102H34V101ZM40 102H39V101ZM41 100L43 102H41ZM46 100V102H44ZM64 100V101H63ZM96 101L97 102H93V101ZM179 102H178V101ZM186 100V101H185ZM189 100V102H187ZM191 100V101H190ZM216 100V101H215ZM221 100V101H220ZM235 100V101H234ZM238 100V101H237ZM241 100V101H240ZM260 102H259V101ZM15 103H14V102ZM20 103H18V102ZM60 101V103H59ZM63 101V102H62ZM68 101V102H67ZM73 103H71V102ZM75 101L77 104H75ZM92 101V102H91ZM108 101V103H107ZM117 101V102H116ZM162 101V102H160ZM175 101V102H174ZM12 105H11V103ZM26 102V103H24ZM32 102V103H31ZM50 102V104H49ZM100 102H102L100 104ZM113 103V106H112V103ZM180 105V108H179V105ZM214 102V103H213ZM221 102V103H220ZM242 102V103H241ZM14 103V104H13ZM30 103V104H28ZM41 103V104H40ZM63 103V104H62ZM89 103V105H88ZM97 103V104H96ZM116 103V104H115ZM175 103L177 105L174 106ZM181 103V104H180ZM186 103V104H185ZM211 103V104H209ZM218 103H220L218 105ZM23 104V105H21ZM28 104V105H27ZM40 104V105H39ZM43 104V105H42ZM47 104H49L50 106H48ZM52 104V105H51ZM58 104L61 106H58ZM66 104V105H65ZM67 104H69V108L67 106ZM71 104V105H70ZM94 104V105H93ZM105 104V105H104ZM184 104V105H183ZM243 104V105H242ZM31 105V106H30ZM35 105V107H33ZM47 105V106H46ZM64 105L66 107H64ZM72 105H73V108L75 109V107H77V111L76 109L74 110L72 108ZM96 107H93L95 106ZM109 105V106H108ZM117 105V106H116ZM212 105V106H210ZM214 105V106H213ZM216 105V107H215ZM240 105V106H239ZM242 105V106H241ZM260 105V106H259ZM263 105V106H262ZM12 106V107H11ZM20 106V108H18ZM32 107L30 109V107ZM38 106V107H37ZM46 106V107H45ZM89 106V107H88ZM98 106V107H97ZM101 106V107H99ZM104 106L106 108H104ZM108 106V107H107ZM112 106V107H110ZM221 106V107H220ZM258 106V107H257ZM16 107V108H15ZM22 107V108H21ZM27 107V108H26ZM40 107V108H39ZM43 107V108H42ZM59 107V108H58ZM64 107V108H63ZM80 109H79V108ZM93 107V108H92ZM116 107V108H115ZM164 107V108H163ZM166 107V108H165ZM215 107V108H214ZM220 107V109H219ZM8 108V109H7ZM11 110H10V109ZM29 108V109H28ZM34 108V109H33ZM36 108V110H35ZM46 108V109H45ZM63 108V109H62ZM68 108V111H69V114L67 113L68 116H64L66 115V112H68L66 109ZM97 109V111L95 112L94 109ZM113 108V109H112ZM213 108V109H212ZM217 108V109H216ZM223 108V109H222ZM261 108V110H260ZM16 109V110H15ZM22 109V110H21ZM26 109V112L24 111ZM39 109H41L39 111ZM54 109V110H53ZM62 111H60V110ZM72 109V110H71ZM84 110L86 109V113H88V115H85L86 113H84V111H80L79 110ZM103 109V110H102ZM105 109V110H104ZM110 109V110H109ZM181 109V110H180ZM230 109V108H229ZM9 110V111H8ZM13 110H15L13 112ZM32 110V111H31ZM39 112H38V111ZM52 110L55 112H53L55 114V116L53 115L52 113ZM58 110V112H57ZM65 110V111H64ZM74 110V111H73ZM87 110H89L87 112ZM93 110V112L91 111ZM101 112H100V111ZM113 110V111H112ZM228 110V108H227ZM8 111V112H7ZM11 111V112H10ZM21 111V112H20ZM24 111V112H23ZM31 113H29V112ZM35 111V112H34ZM50 111V112H48ZM60 111V112H59ZM110 111V112H109ZM112 111V112H111ZM218 111V112H217ZM221 111V112H219ZM230 111H233L232 109ZM235 111V110H234ZM231 112V113H236V112ZM263 111V112H262ZM6 112V113H5ZM19 112V114H18ZM33 112V113H32ZM38 114H37V113ZM46 112V113H45ZM48 112V113H47ZM71 112H74V113H71ZM77 112V114H76ZM109 112V113H108ZM223 112V117L222 115H220L221 113ZM259 112V113H258ZM262 112V113H260ZM4 113V116L3 114ZM8 113V114H7ZM9 113L11 114L9 116ZM25 113V114H24ZM45 113V114H44ZM62 113V114H61ZM103 113V114H101ZM14 114V115H13ZM27 114V115H26ZM30 114V115H29ZM51 114V116H50ZM61 116H59V115ZM75 114V115H74ZM80 114V115H79ZM81 114H83V116H81ZM93 114V115H92ZM101 114V115H100ZM110 114V115H108ZM175 114V115H174ZM201 114V115H199ZM206 114V115H205ZM226 114V113H225ZM239 114L242 116L241 118H239ZM6 116H9L11 117V120L10 118L8 117H5ZM15 115H16V118H15ZM29 115V116H28ZM35 115V116H34ZM42 115V116H40ZM46 115V116H44ZM49 115V116H48ZM57 115V117H56ZM70 115H73L71 117H69ZM78 115V116H77ZM92 117H91V116ZM101 116V118H98L99 116ZM104 117H103V116ZM174 115V116H172ZM187 115V116H186ZM263 115V116H262ZM19 116V117H18ZM22 116V117H20ZM26 116V117H24ZM32 116V117H31ZM34 116V117H33ZM38 116V117H37ZM54 118H53V117ZM74 116H77V117H74ZM98 119H96V117ZM148 116V117H147ZM150 116V117H149ZM177 116V118H176ZM199 116V117H198ZM206 116V117H205ZM226 116V118H225ZM4 117V118H3ZM30 117V118H28ZM51 117V119H50ZM55 117H56V121L55 120ZM58 117H61L58 118ZM67 117V119H66ZM69 117V118H68ZM80 117H83V118H80ZM90 117V118H89ZM108 117V118H107ZM147 117V118H146ZM6 118V119H5ZM24 123H23V121ZM32 118V119H31ZM41 118H44V119H41ZM49 118V119H48ZM73 118V119H72ZM94 120H92V119ZM179 118V119H178ZM222 118V119H221ZM263 118V119H262ZM4 119V120H3ZM12 121V123H10V121ZM28 119V120H27ZM40 123L42 122L41 124H39L36 120ZM42 121H40V120ZM46 119V120H45ZM53 121L50 122V121ZM60 119V120H59ZM64 119V120H63ZM77 123L82 126H78V124H76V120ZM81 119V121H80ZM83 119V121H82ZM88 119V121H87ZM150 119V120H148ZM165 119V120H164ZM193 119V120H192ZM210 119V120H209ZM220 119V120H219ZM233 119V121H232ZM242 119V120H241ZM258 119L256 121H258ZM16 122H15V121ZM17 120H21L20 123L19 121ZM27 120V121H26ZM34 123H33V121ZM50 120V121H48ZM69 120H73L72 122L69 121ZM183 120V121H182ZM225 120V121H224ZM235 120V121H234ZM239 121V122H236V121ZM8 121V122H6ZM37 123H36V122ZM44 121V122H43ZM46 121V122H45ZM64 121H66L67 123H63ZM71 122V124H69V122ZM140 121V122H139ZM179 121V122H178ZM181 121V122H180ZM205 121V122H204ZM210 123H209V122ZM229 121V122H228ZM243 121V122H241ZM250 121V122H249ZM6 124H3L5 123ZM14 122V124H13ZM28 122V124H26ZM51 124H50V123ZM54 122H56V126L60 125L59 127H56L55 125H52V124H55ZM60 122V124H59ZM75 122V124H74ZM80 122V123H79ZM84 122V123H82ZM147 122V123H146ZM202 122V123H200ZM220 122V123H219ZM248 122V123H247ZM253 122V124H252ZM10 123V125H9ZM15 123H18L20 125L16 126ZM33 123V124H31ZM49 123V124H48ZM205 123V124H204ZM13 124V125H12ZM37 124V126H36ZM43 126H40L42 125ZM74 124V126H72L71 128V125ZM85 124V125H84ZM200 124V125H198ZM203 124V125H202ZM241 124V126H240ZM248 124V125H247ZM5 127H4V126ZM7 125H9L7 127ZM18 129H15V130H12L11 131V127ZM24 125V126H23ZM33 125V126H30ZM50 125V126H49ZM62 125L64 127H62ZM70 125V127H69ZM208 125H210V127H208ZM236 125V126H235ZM251 125V126H250ZM257 125V126H255ZM260 125V126H259ZM47 128H46V127ZM55 128H54V127ZM78 126V128H76ZM212 126V128H211ZM224 126V127H223ZM243 126V127H242ZM245 126V127H244ZM250 126V127H249ZM3 127V128H2ZM7 127V128H6ZM36 127V128H34ZM41 127V128H40ZM65 127H66V130H65ZM75 129H74V128ZM143 127V128H142ZM258 127V128H257ZM4 130H2V129ZM9 128V129H8ZM13 128V129H14ZM23 128V130L21 129ZM33 128L36 129V133L37 135H35V130L33 132ZM43 128V129H42ZM59 128V129H58ZM80 128H83L84 130L80 129ZM86 128V129H85ZM215 128V129H214ZM223 128L225 130H223ZM246 128V129H244ZM20 129V130H19ZM27 129V130H26ZM31 129V131H30ZM50 129V131H49ZM56 129V130H55ZM62 129V130H61ZM64 129V130H63ZM78 129V130H77ZM80 129V130H79ZM143 129H146V130H143ZM248 129V130H247ZM262 129V130H261ZM2 130V132H1ZM42 130V131H41ZM48 130V131H47ZM53 130V131H52ZM61 132H60V131ZM75 130V131H74ZM77 130V131H76ZM250 130V131H249ZM257 130V131H256ZM4 131V133H3ZM9 131H11L10 133H8ZM14 131V133H13ZM39 131H41V135H39ZM59 131V132H57ZM71 131L73 132L72 134H70L71 136H68V132ZM79 131V132H78ZM209 133H207V132ZM218 131V132H217ZM6 132V133H5ZM21 134H20V133ZM28 134H27V133ZM29 132H31L33 135H35V138L34 142L33 141H30V140H33V138L30 136L26 137V135H29ZM46 132V133H45ZM50 132V133H49ZM51 132H53L51 134ZM65 132V133H64ZM67 132V134H66ZM76 132V133H75ZM15 133L17 134H20V135H15ZM26 135H24V134ZM54 133H56V135H54ZM251 133V134H249ZM44 134V135H43ZM66 134V136H65ZM219 134V135H217ZM257 134V135H256ZM15 135V136H14ZM39 137L37 138L36 136ZM43 135V136H42ZM61 135V136H60ZM6 136V139H4ZM9 137V140H8V137ZM22 139L21 141L19 140V137ZM24 136V137H23ZM41 136V137H40ZM46 136V137H44ZM67 138L68 141H70V145L68 143V141L65 140V138ZM68 136V137H67ZM206 136V137H205ZM249 136V137H248ZM254 139H253V137ZM17 137V138H16ZM44 137V138H43ZM48 137L50 138V140L48 139ZM57 139H56V138ZM61 137V138H60ZM71 137V138H70ZM74 137V138H73ZM205 137V138H204ZM252 137V138H251ZM25 138V139H24ZM36 138L38 139V141L36 140ZM45 139V141L43 139ZM47 138V139H46ZM52 138V139H51ZM64 138V139H63ZM70 140H69V139ZM211 138V139H210ZM213 138V139H212ZM4 139V140H3ZM14 139V140H13ZM18 139V141H17ZM28 139H29V142H28ZM59 139V140H58ZM74 140V143L72 140ZM210 139V140H209ZM258 139V138H257ZM8 140V141H6ZM16 140V141H15ZM27 140V141H26ZM160 140V141H159ZM1 141H3L1 143ZM15 141V142H14ZM24 141V142H23ZM28 143H26V142ZM49 141V142H48ZM260 141V140H259ZM5 142V144H4ZM6 142H8L6 144ZM17 142V143H16ZM40 142V143H39ZM46 142V143H45ZM68 144H66V143ZM72 142V143H71ZM13 143V144H12ZM15 143V144H14ZM33 143V144H32ZM35 143V144H34ZM38 143V144H37ZM48 143V144H47ZM52 143V144H51ZM243 143H244V146H243ZM255 143H256V146H255ZM263 143V144H262ZM33 146H32V145ZM43 144V145H42ZM228 144V145H227ZM254 144V145H253ZM258 144V145H257ZM6 145V146H5ZM8 145V147H7ZM12 145V146H11ZM48 147H47V146ZM70 148H69V146ZM225 145V146H224ZM227 145V147H226ZM239 145V146H238ZM263 145V146H262ZM11 146V147H10ZM14 146V147H13ZM232 146V147H231ZM243 146V147H242ZM248 146V147H246ZM6 149H4V148ZM10 147V148H9ZM35 147V148H34ZM161 149H160V148ZM163 147V148H162ZM228 147H230L231 149H229ZM241 147V149H240ZM9 148V149H8ZM14 148V149H13ZM155 150H154V149ZM165 148V149H164ZM174 150H172V149ZM245 148V149H244ZM262 148V149H261ZM147 149V150H146ZM151 149V150H149ZM160 149V150H158ZM164 149V150H162ZM168 149V150H166ZM171 149V151H170ZM219 149V150H218ZM227 149V150H226ZM235 149V150H234ZM240 149V150H239ZM249 149V151L247 150ZM252 149V150H251ZM8 150V151H7ZM149 153H146V151ZM149 150V151H148ZM152 150L153 152L155 151L156 153V150L158 151H161L160 153L162 155H166L164 153H167L168 155H172V153L174 154L176 151L179 152V156H180V159L178 162L177 165L176 162H170V160L168 161L167 159L163 160V158H157L158 155L157 154H153L152 153ZM166 150V151H165ZM221 150V151H220ZM226 150V151H225ZM238 150V152H237ZM11 151V152H10ZM14 151V152H13ZM137 151H140V152H137ZM142 151V153H141ZM144 151V152H143ZM157 151V152H158ZM164 151V153H163ZM225 151V153H224ZM245 151V152H243ZM2 152H3V155H2ZM9 152V153H8ZM176 152V153H177ZM200 152V154L198 153ZM223 152V153H222ZM227 152V153H226ZM4 153H6L7 156L10 155V157H7ZM12 153V154H11ZM138 153V154H136ZM144 153V154H143ZM151 153V154H150ZM248 153V154H247ZM250 153V154H249ZM147 154V155H146ZM177 154V155H178ZM13 155V156H12ZM143 155V156H142ZM153 155V156H152ZM156 157H155V156ZM166 155V156H168ZM170 155V156H171ZM200 155V156H199ZM251 155V156H250ZM17 158H16V157ZM168 156V157H170ZM220 156L221 158L223 159H220ZM263 156V157H262ZM202 157V158H201ZM153 158V159H151ZM156 158V159H155ZM199 158L201 160H199ZM226 158V159H225ZM8 159V160H7ZM12 161H11V160ZM151 159V160H150ZM159 161H158V160ZM162 161H161V160ZM226 161H225V160ZM257 159V160H256ZM4 160V161H3ZM156 160V161H155ZM256 160V161H255ZM155 161V162H154ZM168 161V162H167ZM206 161L207 165L205 166L203 162ZM258 161V162H257ZM148 164H146V163ZM158 162V163H156ZM160 162V163H159ZM163 162L165 164H163ZM215 162V163H214ZM220 162V163H219ZM255 162V164H254ZM3 163V164H2ZM70 163H71V166H70ZM154 163V164H153ZM168 163V164H167ZM170 163V164H169ZM175 163V164H174ZM219 163V164H218ZM2 164V165H1ZM146 164V165H145ZM209 164V165H208ZM223 164V166H222ZM154 165V166H153ZM201 167H200V166ZM215 165V166H214ZM256 165V166H255ZM61 166V167H60ZM67 166L68 167V170H67ZM149 166H151L149 168ZM158 166V167H157ZM258 166V167H257ZM60 167V168H59ZM63 167V168H62ZM148 168V172H147V168ZM170 167V168H169ZM176 167V168H175ZM208 167H211L208 169ZM156 170H155V169ZM177 170V173L176 170ZM214 168V169H213ZM216 168V169H215ZM59 169V170H58ZM61 169V170H60ZM65 171H64V170ZM150 169V170H149ZM206 169V170H205ZM213 169V171H212ZM57 170V171H55ZM173 170V171H172ZM180 170V171H179ZM199 170V171H198ZM205 170V171H204ZM54 171V172H53ZM59 171V172H58ZM154 171V173H153ZM197 171H198V174H197ZM204 171V172H203ZM150 172V174H148ZM167 172V173H166ZM203 172V173H202ZM209 172V173H208ZM55 173V175H54ZM156 173V174H155ZM164 173V175H163ZM175 173V176L177 174V180L175 178V176L173 175ZM205 173V174H204ZM154 174V175H153ZM171 174V175H170ZM200 174V175H199ZM203 174V175H202ZM135 175V176H134ZM153 175V176H152ZM132 176V177H131ZM169 176H171V180L169 179ZM174 176V177H173ZM262 176V177H261ZM4 177H6L4 179ZM168 177V179H166ZM236 177V178H235ZM62 178V180L60 179ZM106 178V179H105ZM131 178V179H130ZM136 180V182L134 183V181ZM172 178H174L172 180ZM233 178V179H231ZM11 181H10V180ZM60 179V180H59ZM165 179V180H164ZM5 182H4V181ZM108 180V181H107ZM176 180V181H175ZM61 181V182H60ZM103 181V182H102ZM110 181V182H109ZM164 181V182H163ZM180 181V182H179ZM262 181V183H261ZM59 182V183H58ZM210 182V183H209ZM243 182V183H242ZM6 183V185H5ZM34 183V184H32ZM65 183V184H64ZM102 183V185H101ZM111 183V184H109ZM178 183V184H177ZM213 185H212V184ZM29 184V187H25V186H28ZM60 184V185H59ZM103 184H105L103 186ZM136 184V185H135ZM5 185V187H4ZM9 185V186H8ZM32 185V186H31ZM34 185V186H33ZM68 185V186H67ZM133 185V186H132ZM263 185V186H262ZM58 186V188H57ZM63 186V187H62ZM67 186V187H66ZM99 186H102V187H99ZM128 186V187H127ZM209 188H207V187ZM13 187V189H12ZM21 187V189H20ZM25 187V188H24ZM108 189H107V188ZM125 187V188H124ZM132 187V188H131ZM182 187V188H181ZM5 190H4V189ZM27 188V189H26ZM38 188V189H37ZM40 188H43L42 190ZM50 188V189H49ZM100 188V189H99ZM103 188V189H102ZM105 188V189H104ZM110 188V190H109ZM129 188V189H127ZM134 188V189H133ZM179 188V189H178ZM216 188V189H215ZM14 191L15 189V192H9L10 190ZM17 189V190H16ZM20 189V190H18ZM26 189V190H24ZM40 189V190H39ZM49 191H47V190ZM57 190V193H56V190ZM62 189V191L60 190ZM64 189V190H63ZM69 189V190H68ZM98 189V190H97ZM202 189V190H201ZM214 189V190H213ZM23 191V195H21V192ZM33 190V191H31ZM44 190V191H43ZM60 190V191H58ZM73 190V191H72ZM103 190V191H102ZM105 190V191H104ZM134 190V191H133ZM179 191L180 193L183 192V193H179L177 191ZM201 190V191H200ZM205 190V191H204ZM216 190V191H215ZM21 191V192H20ZM37 193H36V192ZM41 191L42 192V195H41ZM51 191L53 192L51 194ZM64 191V192H63ZM65 191H68L69 193H65ZM101 191V192H100ZM2 192V193H1ZM6 192V193H5ZM25 192V193H24ZM30 192V193H29ZM49 192V193H48ZM55 192V193H54ZM75 195H73L72 194ZM103 192V193H102ZM198 192V193H197ZM207 192V193H206ZM3 193H4V196H3ZM8 193V194H7ZM12 195H10V194ZM20 193V194H18ZM33 193V194H32ZM36 193V195H35ZM45 193V194H44ZM63 193H64V196H63ZM177 193H179L177 195ZM203 193V194H202ZM217 193H219L217 196ZM16 194V195H15ZM28 194V195H25ZM39 194V195H38ZM48 194V195H47ZM62 194V195H61ZM67 194V195H66ZM105 194V195H104ZM24 197V202H23V199L22 197ZM37 195L40 196L45 199L44 200H40V198H37ZM44 195V196H43ZM50 196L49 200H48V197L47 196ZM55 195V196H53ZM68 195L72 198H68ZM78 197H77V196ZM194 195V196H193ZM206 195V196H205ZM6 196V197H5ZM9 196V197H8ZM13 196V197H12ZM30 196V197H29ZM36 196V198H35ZM53 196V197H51ZM61 196V197H60ZM81 196V197H80ZM108 196V197H107ZM199 196V197H198ZM204 196V197H203ZM222 196V197H220ZM15 197V198H14ZM21 197V198H20ZM26 197V198H25ZM36 202H34L35 200ZM57 197V198H56ZM64 197V200H62V198ZM66 197V199H65ZM84 197V198H82ZM184 199H182V198ZM209 199H208V198ZM224 197V198H223ZM7 198V199H6ZM10 198V199H9ZM99 200H98V199ZM198 198V199H197ZM205 198V199H204ZM207 198V199H206ZM29 199V200H27ZM53 199V200H52ZM71 199V201H70ZM73 199V201H72ZM76 199V200H74ZM81 199V200H80ZM84 199V200H83ZM3 200V202H2ZM11 200V201H10ZM14 200V201H13ZM34 200V201H33ZM79 200V201H78ZM83 200V201H82ZM90 200V201H89ZM224 200V201H223ZM9 201V202H8ZM20 201V203H19ZM22 201V202H21ZM47 201H50V202H47ZM54 201V204L55 206H51L52 202ZM62 201V202H61ZM63 201L65 202L64 204H66L65 207L64 205H62ZM68 201V203L66 202ZM82 201V202H81ZM100 201V202H99ZM183 201V202H181ZM196 201H199L198 203ZM217 201V202H216ZM8 202V203H7ZM12 202H14V204H12ZM28 202V203H27ZM32 202V203H31ZM43 205H42V203ZM57 202V203H56ZM78 202V203H77ZM90 202V203H89ZM99 202V204L97 203ZM183 204H181V203ZM2 203V204H1ZM11 203V205H10ZM16 203V204H15ZM41 203V204H40ZM59 203V204H58ZM61 203V204H60ZM92 203V204H91ZM97 205H96V204ZM4 204V206H3ZM34 204V205H33ZM38 204V205H37ZM82 207H81V205ZM86 204V205H84ZM89 206H88V205ZM219 204V205H218ZM13 205V206H12ZM73 207V209L70 207ZM78 205V206H77ZM85 207H84V206ZM93 205H96V206H93ZM182 205V206H181ZM216 205H218L216 207ZM13 208H12V207ZM24 206V207H23ZM47 208H45V207ZM49 206V207H48ZM58 206V207H57ZM63 206L64 208L66 209H63ZM77 206V207H76ZM80 206V208H79ZM88 206V208H90L92 210L89 211L88 208H86ZM241 206V207H240ZM251 206V207H250ZM42 207H44L45 209L43 210ZM59 207L60 209L62 208V210H59ZM92 207V208H91ZM180 207L182 209H180ZM260 207V208H259ZM262 207V208H261ZM23 208V209H21ZM27 208V209H26ZM29 208V209H28ZM50 208V211L49 209ZM55 209L54 211H56V213L54 211H52L53 209ZM58 208V209H56ZM75 208V209H74ZM77 208V209H76ZM79 208V209H78ZM95 208V209H94ZM209 208V209H208ZM223 208V209H222ZM225 208V209H224ZM246 208V210H245ZM252 208V209H251ZM15 209V210H14ZM26 209V210H25ZM36 209V210H34ZM48 209V210H47ZM68 209V211H67ZM81 209V210H80ZM219 209V210H218ZM233 209V210H232ZM234 209H237V211H235ZM261 209V210H260ZM27 212H25V211ZM29 210V211H27ZM31 210V211H30ZM34 210V212H32ZM40 213H38V211ZM45 212H43V211ZM88 211V214L87 212L84 214L85 211ZM94 210V211H93ZM179 210V211H178ZM182 210V213H180ZM189 212H188V211ZM192 210V211H191ZM207 210V211H206ZM225 212H223V211ZM42 211V212H41ZM50 213H49V212ZM58 211V212H57ZM74 211H81V212H77L79 214V217L77 219V216L78 214L75 213ZM196 211V212H195ZM222 211V212H221ZM227 211V212H226ZM235 211V212H234ZM245 211V212H244ZM247 211V212H246ZM21 212V213H20ZM38 214H37V213ZM60 212V213H59ZM62 212V213H61ZM66 212V213H65ZM68 212H69V215H68ZM91 212V213H90ZM94 212V213H93ZM157 212V213H156ZM159 212V213H158ZM175 212V213H174ZM219 212V214H217ZM221 212V213H220ZM239 212V213H238ZM262 212V213H261ZM24 213V214H23ZM30 213V214H29ZM48 213V215H47ZM52 213V214H51ZM53 213H54V217H53ZM64 213V214H63ZM70 213H72L70 216ZM156 213V215H155ZM178 213V214H176ZM179 213L181 215H179ZM189 213V214H187ZM193 213V214H192ZM197 213H199L200 215H198ZM223 213V214H222ZM227 213V214H226ZM257 213V214H256ZM21 214V215H20ZM23 214V215H22ZM45 214V215H44ZM50 214V215H49ZM61 214V215H60ZM66 214V215H65ZM81 214V215H80ZM82 214L84 216H82ZM91 214V215H90ZM152 214V215H151ZM171 214L176 218V220H178V217H179V221L183 224L181 226L180 222L179 225L180 227L178 226H172V223L173 221H176L174 220L175 218L171 216ZM196 214V216H195ZM215 214V215H214ZM217 214V215H216ZM225 214V215H224ZM232 214V215H231ZM27 215V216H26ZM56 215V216H55ZM65 215V216H64ZM90 215V216H89ZM150 215V216H149ZM154 215V216H153ZM160 215H162L160 217ZM179 215V216H178ZM214 215V216H213ZM224 215V216H223ZM238 215V216H237ZM250 215V216H249ZM263 215V216H262ZM26 219H24L23 218ZM33 216V217H32ZM36 216V217H35ZM40 216V217H38ZM44 216V217H43ZM64 216V218H63ZM82 216V217H81ZM156 216H158L159 218H157ZM171 218H170V217ZM177 216V217H176ZM223 216V218H222ZM227 218H226V217ZM247 216V217H246ZM262 216V218H261ZM28 217V218H27ZM32 217V218H31ZM43 217V218H41ZM46 217V218H45ZM86 217V219H84ZM149 217V220L148 218ZM153 219H152V218ZM165 217V218H164ZM193 217V218H192ZM209 217V218H208ZM231 217V218H230ZM245 217V218H243ZM31 218V219H30ZM45 218V220H44ZM50 218V219H48ZM62 218V219H61ZM70 218V219H68ZM147 218V219H146ZM160 218L162 220H160ZM169 218V220H168ZM200 218V219H199ZM219 220H217V219ZM224 220H222V219ZM231 220H230V219ZM238 218V219H237ZM252 218V219H251ZM258 218V219H257ZM28 219V220H27ZM64 219H67V220H64ZM73 219V220H72ZM77 219V221H76ZM115 219V220H114ZM145 220V222H143V220ZM157 219V220H156ZM173 219V220H172ZM196 219V221H195ZM228 219V220H226ZM234 219V221H233ZM25 220V221H24ZM33 220V221H32ZM43 220V222H42ZM52 220V222H51ZM61 220V221H60ZM81 220V221H80ZM108 220V221H107ZM119 220V221H118ZM152 220V221H151ZM159 220V222H158ZM256 220V221H255ZM29 221V222H28ZM42 223H41V222ZM48 221V222H47ZM64 221V222H63ZM69 221V222H68ZM75 221V222H74ZM83 221V222H82ZM114 221V222H112ZM117 221H118V224H117ZM156 221V222H155ZM163 221L165 223H163ZM194 221V222H193ZM217 221H218V225H221V226H218L216 225L217 224ZM224 221V222H223ZM228 221V222H226ZM243 221V222H242ZM261 221V222H260ZM45 222V223H44ZM50 222V224H49ZM54 222V223H53ZM108 222V223H107ZM112 222V223H111ZM155 222V223H154ZM185 222H188L187 224ZM222 222V224H220ZM230 222V223H229ZM259 222V223H258ZM40 224V227H39V224ZM47 223V224H46ZM58 223L62 224V225H58ZM72 224V225H69V224ZM83 225H82V224ZM120 223V224H119ZM151 223V224H150ZM167 223L168 226H167ZM194 223V224H193ZM198 223V224H196ZM251 223V224H249ZM42 224V225H41ZM46 224V225H45ZM54 224V225H53ZM68 224L70 227H68ZM77 224V226H76ZM79 224V225H78ZM109 224V225H108ZM153 224V225H152ZM155 224V225H154ZM194 226H193V225ZM208 226H207V225ZM225 224V225H224ZM230 224V225H229ZM234 224V225H233ZM13 225V226H12ZM44 225V226H43ZM57 225V226H56ZM64 225V226H63ZM112 227H111V226ZM159 227H158V226ZM162 225V227H161ZM170 225V226H169ZM187 225V226H186ZM241 225V226H240ZM7 228V230L4 228V227ZM42 226V227H41ZM49 227V228H46V227ZM74 226V227H73ZM92 227V231L90 230V228ZM132 226V228H131ZM188 227V230L185 228ZM77 227V228H76ZM81 227V228H80ZM172 227V228H171ZM177 227V228H176ZM192 227L193 228V231L192 229L190 228ZM201 227V228H200ZM209 227V228H208ZM219 227V229H218ZM236 227V229H235ZM238 227V228H237ZM3 228V229H2ZM33 228H34V233L37 234H34L33 233ZM42 228V229H41ZM78 228H80L79 230H77ZM85 228V229H84ZM112 228V229H111ZM161 230H159V229ZM184 228V230L182 229ZM197 229V230H194V229ZM206 228V230H205ZM245 228V229H244ZM9 229V231H8ZM12 229V230H11ZM32 229V230H31ZM46 229V231L44 230ZM52 229H54L52 231ZM171 229V230H170ZM182 229V230H181ZM222 229V230H221ZM239 231H238V230ZM242 231H241V230ZM258 229V230H257ZM41 230V231H40ZM166 230V231H165ZM168 230V231H167ZM177 232H176V231ZM8 234H6L7 232ZM12 231V232H11ZM19 231V233H18ZM22 231V232H21ZM27 231V232H26ZM31 234H30V232ZM53 232L52 233H50ZM56 231V233L54 232ZM89 231V232H88ZM207 231V232H206ZM215 231V232H213ZM225 231V232H224ZM240 235H242L241 237L239 236L238 232ZM241 231V232H240ZM249 231V232H248ZM257 231V232H256ZM259 231V232H258ZM10 232V233H9ZM14 232H17V233H14ZM45 232V233H44ZM88 232V233H87ZM164 232V233H163ZM169 232H171V234H169ZM223 232V233H222ZM237 232V233H236ZM243 232V233H242ZM44 233V234H43ZM50 235H47L49 234ZM161 233V234H160ZM166 233L169 235H166ZM212 233V234H211ZM217 233V234H216ZM227 234V237L230 235H232L230 237V240L228 238V240H226L227 237L226 234ZM262 233V234H261ZM13 234V235H12ZM18 234V235H17ZM25 234V235H24ZM34 234V235H33ZM87 234V235H86ZM164 234V235H163ZM173 234V235H172ZM190 236H188V235ZM204 234V236L202 235ZM238 234V235H236ZM257 234V235H256ZM16 237H15V236ZM28 235V236H27ZM34 237H32V236ZM166 235V236H165ZM175 235V237H174ZM180 235V237H179ZM188 238H187V236ZM225 235V236H224ZM252 235V236H251ZM12 238H11V237ZM29 238L30 236V239H27V241L30 240L31 242V245L30 242H27L25 241L26 240V237ZM149 236V237H148ZM168 236V237H167ZM210 236H211V239H210ZM214 236V237H213ZM225 237V238H222ZM254 236V237H253ZM260 236H263V239L261 238H258ZM35 237L37 239H39L37 241V239H35ZM164 237V238H163ZM186 237V238H185ZM236 237V239L234 238ZM241 240H246L245 242L248 243L250 242L251 245H253V249L252 251H250L249 249H247L249 247V243L248 245L246 244L247 246V250L252 252L250 255L248 254L247 250L245 249L246 246H244V244H242L241 242L243 241H240ZM246 237V238H245ZM25 238V239H24ZM167 238V239H165ZM172 238V239H171ZM174 238V240H173ZM199 238V239H198ZM209 238V239H208ZM214 238V239H213ZM216 238V239H215ZM221 238V239H220ZM21 239V240H20ZM24 239V240H23ZM32 239V240H31ZM181 239V240H180ZM186 239V241H185ZM198 239V240H197ZM207 239V240H206ZM214 241H213V240ZM220 239V240H218ZM228 241V242H226ZM233 242H232V240ZM235 239V240H234ZM238 239V240H237ZM2 240V241H1ZM25 241V244H26V247L23 248V250L25 249L26 251V254L28 255V252H29V255L27 256L25 254V252L22 250L21 246L23 245V241ZM177 240V241H176ZM252 240V241H251ZM7 241V242H6ZM20 241V242H19ZM180 241V242H179ZM184 241V243H183ZM208 241V242H207ZM237 241V242H235ZM18 242V244H17ZM182 242V243H181ZM195 242V243H194ZM219 242V244L217 243ZM232 242V245L230 244ZM234 242L236 244H234ZM253 244H252V243ZM257 242V243H256ZM32 243L33 246H32ZM38 243V245H37ZM216 243V244H215ZM221 243V245H220ZM226 243H229V244H226ZM238 243V244H237ZM241 243V245L239 244ZM25 244L23 246H25ZM180 244L182 245L180 247ZM207 244V246L205 245ZM209 244H211V246L209 247ZM215 246L216 245H219L218 247H213L212 246ZM226 244V245H224ZM257 244V246H255ZM14 245V246H12ZM17 245H20L17 246ZM187 245V246H186ZM196 245V246H195ZM238 245V246H237ZM250 245V246H251ZM11 246L13 247L11 249ZM22 246V247H23ZM30 249H29V247ZM36 246V247H35ZM39 246V247H38ZM206 246V247H205ZM223 246H227V250L225 252V248ZM235 246V247H234ZM244 246V248H243ZM19 248L20 250H17L15 248ZM33 247V248H32ZM35 247V248H34ZM83 247V248H82ZM187 247V248H186ZM194 247V248H192ZM196 247V248H195ZM205 247V249H204ZM221 247V248H219ZM223 247V248H222ZM241 247V248H240ZM262 247V248H261ZM27 248V249H26ZM40 248V249H39ZM209 249L208 251H205L207 249ZM212 248V249H211ZM217 248V249H214ZM239 248V249H238ZM261 249L258 250V249ZM10 249L14 252H12L13 254H11L9 251ZM14 249V250H13ZM157 250V251H154V250ZM192 249V250H191ZM195 249V250H194ZM204 249V250H203ZM238 249V250H237ZM244 249L246 250L244 253ZM251 249V248H250ZM4 250V251H3ZM29 250V251H28ZM33 250L34 253H31ZM147 250L150 252H147ZM151 250V251H150ZM219 250L221 251L219 253ZM224 250V251H223ZM259 252H258V251ZM16 251H18V255H16ZM23 252L24 253V260H22V258L19 256V252ZM80 251H82V253H80ZM87 251V253H86ZM146 251V252H145ZM198 253H197V252ZM211 251V252H210ZM214 251V252H213ZM216 251V252H215ZM218 251V252H217ZM230 251V252H229ZM242 251V252H241ZM99 252V253H98ZM101 252V254H100ZM108 252V253H107ZM139 252V253H138ZM193 252V253H192ZM195 252V253H194ZM202 252H204V254H202ZM225 252V253H224ZM239 252V254H238ZM249 252V253H250ZM6 253H8L6 255ZM84 253V255H82ZM103 253V254H102ZM118 253V254H117ZM144 253V256L142 254ZM199 255H197V254ZM206 253V254H205ZM211 255H210V254ZM215 253V254H214ZM232 253V254H231ZM3 254V255H2ZM30 254H32L30 256ZM36 254V255H35ZM40 254V255H39ZM87 254V255H86ZM100 254V255H99ZM107 254L112 255L108 258V255L106 256ZM116 254L118 256H116ZM123 254V255H122ZM139 254V255H138ZM140 254H141V257H140ZM149 254V255H148ZM155 254V255H154ZM157 254V255H156ZM194 254V255H193ZM203 257H201L202 255ZM219 256H218V255ZM242 254H245L246 257ZM11 255V257L9 256ZM13 255H15V260H17L18 262L14 263L13 262ZM22 255V253H21ZM37 255L39 256V261H38V257ZM163 255V256H162ZM193 257H196L198 258L199 257V260L196 259V258H193ZM197 255V256H195ZM210 255V256H209ZM241 257H240V256ZM249 255V256H247ZM254 255V256H253ZM256 255V256H255ZM16 256L20 257L21 260L19 259H16ZM36 256L37 258V261L40 262V263H37L36 260H34L35 258L34 257ZM102 256V258H101ZM115 256V257H113ZM161 256V258H160ZM226 256V257H225ZM228 256V257H227ZM237 256V257H236ZM243 256V257H242ZM259 256V257H257ZM13 259L12 261L9 259ZM33 257V259H32ZM100 257V258H99ZM104 257V259H103ZM113 257V258H112ZM144 257V258H143ZM164 257V258H162ZM191 257V258H190ZM205 257V258H204ZM209 257V258H208ZM230 257V258H229ZM32 260H31V259ZM95 258V259H93ZM98 258V259H97ZM115 258V259H114ZM159 258V259H158ZM190 258V259H189ZM220 258V259H219ZM239 258L241 259V261L239 260ZM262 258V259H261ZM10 262H8V260ZM28 261H26V260ZM88 261H87V260ZM92 259V260H91ZM96 259L99 261V263L96 262ZM100 259H102L104 261H101ZM196 259V260H195ZM209 261H208V260ZM245 259V260H244ZM250 259V260H249ZM261 259V260H260ZM14 260V261H15ZM44 260V261H43ZM85 260V261H83ZM106 260V261H105ZM161 260V261H159ZM186 260H189V261H186ZM190 260H193V261H190ZM194 260H195V263H194ZM215 260V261H214ZM226 260V261H225ZM238 260V261H237ZM253 260V261H252ZM255 260V261H254ZM19 261L21 263H19ZM36 261V262H34ZM92 261V262H91ZM95 261V262H93ZM110 261V262H109ZM159 261V262H157ZM185 261V262H184ZM243 261V262H242ZM246 263H245V262ZM261 263H260V262ZM28 262V263H27ZM88 262V263H87ZM90 262V263H89ZM164 262V263H163ZM183 262V263H182ZM196 263V264H199ZM221 262V263H220ZM254 262V263H253Z\"/></svg>","mask_w":264,"mask_h":264},{"label":"bare ground","instance_id":"6f19581e","mask_svg":"<svg viewBox=\"0 0 264 264\" xmlns=\"http://www.w3.org/2000/svg\"><path fill=\"white\" fill-rule=\"evenodd\" d=\"M2 1H4V0H1V2H2ZM21 1H22V0H21ZM24 1H25V0H24ZM33 1H34V0H33ZM33 1H32V2H33ZM37 1L39 2L40 0H37ZM54 1H55V2H54V4H55L57 1H56V0H54ZM59 1H60V0H59ZM59 1H58V2H59ZM62 1H63V0H62ZM62 1H60V3H62ZM76 1H77V0H76ZM100 1H101V0H100ZM104 1H106V0H104ZM107 1H109V0H107ZM167 1H168V0H167ZM176 1H177V0H176ZM197 1H198V0H197ZM197 1H196V2H197ZM202 1H203V0H202ZM202 1L200 0V3L198 2V4H200V6H197L198 8L195 7L196 4H197V3H196L194 7L192 6V9H190L191 5H190V7L187 6V9H189V11L191 10V12H193V14H194L195 10H193V8H194V9L197 8L198 11H199V14H200V15L202 14V16H200V17H203L202 19H204L205 15H207L208 17H209V15H210V17H209V18H211L210 20H212V23L215 21V23H217L216 25H218V22H217V19H216V18L220 19L222 22H228L227 18L230 16V12H231L232 10H230L231 6H229V4H227V3H231V5H232L233 2H231L230 0H228V1L225 0L226 3H225V5H224V3L221 2V0H204V1H206V4H207V6H206L207 8L205 9V8H204L205 5H204V6H203V4L201 5ZM204 1H203V3H204ZM218 1H219V2H218ZM223 1H224V0H223ZM229 1H230V2H229ZM232 1H233V0H232ZM241 1H242V0H241ZM248 1H249V0H247V2H248ZM260 1H261V7H259V5H260ZM4 2H5V1H4ZM11 2H12V1H11ZM11 2H10V3H11ZM16 2H17V1H16ZM19 2H20V1H19ZM47 2H48V1H47ZM64 2H65V0H64ZM77 2H78V1H77ZM113 2H114V1H113ZM117 2H118V1H117ZM164 2H165V1H164ZM180 2H182V1H180ZM190 2H191V1H190ZM237 2H239L238 4H240V1H237V0H236L235 3H237ZM249 2H250V1H249ZM249 2H248V3H249ZM251 2L254 4V5H253V4L251 3L254 7H253L252 5H251L252 7H251V6H250V7L248 6V7H249V8H255V9L257 10V13H255V14H257V16H258L257 18H260V17H261V18H260L261 20H260V19H257V18H256V15H255L254 13H253V16H254L255 18H253V16H252L253 19H257V20H260V21H261V25H259V26H257V27H259V29L261 28L260 30H262V32H261L262 36L260 35V36H261V40H262L261 44H262V43H264V0H253V1H251ZM2 3H3V2H2ZM10 3H9V4H10ZM17 3H18V2H17ZM17 3H16V5H17ZM20 3H21V2H20ZM34 3H35V2H34ZM40 3H41V2H39L38 4L40 5ZM45 3H46V2H45ZM49 3H50V1H49ZM67 3H69V1H68ZM70 3H71V2H70ZM70 3H69V4H70ZM74 3L76 4L75 1H74ZM74 3H73V4H74ZM106 3H108V2H106ZM115 3H116V2H115ZM192 3H194V2H192ZM216 3H217V5H218L219 3H222L221 5H220V4L218 5L219 9H217L218 7L216 6ZM241 3H242V2H241ZM243 3H244V2H243ZM243 3L239 5V8H238V6H237L238 4H236V6H237L238 9L241 8L240 11H241V13L244 14L246 11H244V10L242 9V8H243V7H242V6H243ZM3 4H4V7H5V3H3ZM28 4H29V3H28ZM28 4H27V5H28ZM47 4H48V3H47ZM51 4H52V3H51ZM64 4H65V3H64ZM69 4H68V5H69ZM79 4H80V3H79ZM97 4H100L99 1H98ZM103 4H104V6L108 5V4L105 5V2H103ZM111 4H112V2H111ZM111 4H109V5H111ZM119 4H120V3H119ZM164 4L166 5V9H167V4H166V3H164ZM184 4H186V3H184ZM198 4H197V5H198ZM204 4H205V3H204ZM1 5H2V4H1ZM1 5H0V6H1ZM12 5H13V4H12ZM12 5H10V6H12ZM14 5H15V4H14ZM29 5H31V3H30ZM29 5H28V6H29ZM33 5H34V4H33ZM33 5H32V6H33ZM42 5H43V2H42ZM55 5H56V4H55ZM81 5H82V4H81ZM109 5H108V6H109ZM114 5H116V4H114ZM178 5H179V4H178ZM192 5H193V4H192ZM223 5H224V6H223ZM248 5H249V4H248ZM24 6H25V4H24ZM40 6H41V5H40ZM44 6H45V5H44ZM63 6H64V5H63ZM66 6H67V5H66ZM74 6H75V5H74ZM78 6H79V5H78ZM83 6H84V5H83ZM91 6H92V5H91ZM99 6H100V5H99ZM202 6H203V7H202ZM220 6H221V7H220ZM222 6H223V7H222ZM236 6H235L234 9H236ZM240 6H241V7H240ZM244 6H245V5H244ZM4 7H3V8H4ZM6 7H7V3H6ZM14 7H15V6H14ZM17 7H18V6H17ZM22 7H23V6H22ZM26 7H27V6H26ZM26 7H25V8H26ZM30 7H31V6H30ZM34 7H35V6H34ZM34 7H33V8H34ZM49 7H50V6H49ZM49 7H48V8H49ZM71 7H73V6H71ZM75 7H76V6H75ZM75 7H74V8H75ZM88 7H89V6H88ZM88 7H86V8H88ZM95 7H96V6H95ZM95 7H94V9L99 8V7H97V8H95ZM109 7H111V6H109ZM109 7H108V8H109ZM119 7H120V6H119ZM168 7H169V6H168ZM177 7H178V6H177ZM216 7H217V8H216ZM12 8H13V7H12ZM25 8H22V9H25ZM33 8H32V9H33ZM35 8H36V7H35ZM35 8H34V9H35ZM43 8H45V7H43ZM66 8H67V7H66ZM69 8H70V7H69ZM82 8H83V7H82ZM112 8H114V7L112 6ZM112 8H111V9H112ZM179 8H180V7H179ZM181 8H182V7H181ZM232 8H233V6H232ZM232 8H231V9H232ZM14 9H15V8H14ZM14 9H13V10H14ZM28 9H29V7H28ZM34 9H33V10H34ZM77 9H79V8L77 7ZM92 9H93V7H92ZM123 9H124V8L122 7V10H123ZM128 9H129V8H128ZM166 9H165V10H166ZM176 9H177V8H176ZM184 9H185V8H184ZM255 9H254V10L252 9V10H253V11H256ZM10 10H11V9H10ZM13 10H11V11H13ZM15 10H16V9H15ZM18 10H19V9H18ZM45 10H46V9H45ZM45 10H44V11H45ZM48 10H50V9H48ZM74 10H76V9H74ZM86 10H87V9H86ZM97 10H98V9H97ZM97 10H96V11H97ZM104 10H105V9H104ZM116 10H117V7H116ZM119 10H120V9H119ZM122 10H121V11H122ZM165 10H164V13H165ZM178 10H179V9H178ZM185 10H186V9H185ZM216 10H218L219 12L216 11ZM242 10H243V12H242ZM247 10H248V9H247ZM38 11H40V10L37 9V12H38ZM51 11H52V10H51ZM51 11H50V12H51ZM53 11H54V10H53ZM53 11H52L51 14H53ZM70 11H72V10H70ZM88 11H89V10H88ZM93 11H94V10H93ZM93 11L91 10V12H93ZM102 11H103V7H102ZM106 11L108 12V10H106ZM125 11H126V10H125ZM189 11H188V13H189ZM196 11H197V10H196ZM234 11H235V10H234ZM236 11H238V10H236ZM253 11H252V12H253ZM16 12H17V11H16ZM16 12H15V13H16ZM20 12H21V11H20ZM25 12H26V11H25ZM25 12H24V13H25ZM34 12H35V11H34ZM37 12H36V13H37ZM48 12H49V11H48ZM50 12H49V13H50ZM56 12H58V11L55 10V13H56ZM76 12H77V11H76ZM79 12H81V10H80ZM82 12L84 13L83 10H82ZM86 12H87V11H86ZM98 12H99V11H98ZM98 12H97V13H98ZM103 12H104V11H103ZM110 12H112V11L110 10ZM118 12H119V11H118ZM162 12H163V11H162ZM215 12H217L216 14H217L218 16H217V17L215 18V20H214V19H212L211 15H213V13H215ZM238 12H239V11H238ZM252 12H251V13H252ZM18 13H19V11H18ZM27 13H28V12H26V14H27ZM41 13L43 14V12H41ZM41 13H39V14H41ZM72 13H73V12H72ZM83 13H82V14H83ZM123 13H124V12H123ZM127 13H128V12H127ZM130 13H132V12H130ZM164 13H163V14H164ZM168 13H169V12H168ZM177 13H178V12H177ZM185 13H187V12H185ZM197 13H198V12H196V14H197ZM247 13H248V12L245 13V16H244V17L241 15L242 18H245V20H246V19H247V20L250 19V18H247V16H246ZM20 14H21V13H20ZM39 14H38V16H39ZM44 14H45V12H44ZM61 14H62V12L60 13V15H61ZM73 14H75V13H73ZM73 14H71V15H73ZM80 14H81V13H80ZM85 14L88 16L87 13H85ZM85 14H84V15H85ZM95 14H96V12L94 13V15H95ZM98 14H99V13H98ZM117 14H118V13H117ZM132 14H133V13H132ZM196 14H195V15H196ZM232 14H233V11H232ZM249 14H250V13H249ZM18 15H19V14H18ZM45 15H46V14H45ZM48 15H49V14L47 13V17L49 18ZM58 15H59V14H58ZM64 15H65V14H64ZM64 15H63V17H62V18H63L62 20H64ZM68 15H70V14L68 13ZM91 15H92V14H91ZM96 15H97V14H96ZM102 15H103V14H102ZM105 15H106V14H105ZM105 15H104V16H105ZM108 15H109V14H108ZM110 15H111V14H110ZM112 15H113V14H112ZM124 15L126 16V13H124ZM137 15H138V14H137ZM168 15H169V14H168ZM175 15H176V14H175ZM189 15H191V13H190ZM238 15H239V13H238ZM238 15H237V13H236V18H234V17H235L234 14L232 15V16H234V17H232V18H234V19H233L234 21L231 20V21L233 22L232 24H235V23H236V20H237V18H238ZM20 16H21V18H20ZM20 16H19L18 18H20V19H24V20H25V18H23L24 16H22V15H20ZM27 16H28V15H27ZM41 16H42V15H41ZM53 16H54V14H53ZM53 16H52V17H53ZM56 16H57V15H56ZM79 16H80V15H79V13H78V17H79ZM82 16H83V15H82ZM82 16H81V17H82ZM104 16H102V17H104ZM114 16H115V15H114ZM127 16H129V15H127ZM127 16H126V17H127ZM159 16H160V15H159ZM162 16H163V15H162ZM177 16H179V14H177ZM183 16H184V15H183ZM192 16H194V15H192ZM207 16H206V17H207ZM239 16H240V15H239ZM28 17H29V16H28ZM43 17H44V16H43ZM45 17H46V16H45ZM71 17H72V16H71ZM81 17H80V18H81ZM89 17H90V16H89ZM97 17H101V15H98ZM102 17H101V18H102ZM118 17H119V16H118ZM126 17H124V18L126 19ZM134 17H135V16H134ZM134 17H133V18H134ZM164 17H165V16H164ZM170 17H171V16H170ZM189 17H190V16H189ZM198 17H199V16H198V14H197V18H198ZM200 17H199V19H201ZM206 17H205V18H206ZM32 18H33V16H32ZM32 18H31V19H32ZM35 18H37L36 15H35ZM40 18H41V17H40ZM73 18H74V17H73ZM84 18H85V17L83 16V19H84ZM110 18H111V17H110ZM124 18H123V19H124ZM129 18L131 19V17H129ZM133 18H132V19H133ZM171 18H172V17H171ZM177 18H180V17H177ZM184 18H185V17H184ZM184 18H183V19H184ZM195 18H196V16H195ZM195 18H194V19H195ZM197 18H196V20H197ZM209 18H208V19H209ZM229 18H230V17H229ZM229 18H228V19H229ZM49 19L51 20V16H50ZM49 19H48V20H49ZM52 19H53V18H52ZM56 19H57V18H56ZM56 19H54V20H56ZM65 19H66V18H65ZM69 19L71 20V18H69ZM74 19H75V18H74ZM74 19H73V20H74ZM78 19H79V18H78ZM87 19H88V17H87ZM90 19H92V18H90ZM95 19H97V18H95ZM112 19H113V17H112ZM115 19H116V16H115ZM118 19H119V18H118ZM123 19H122V21H124ZM135 19H136V18H135ZM199 19H198V20H199ZM202 19H201V20H202ZM208 19H207V20L205 19V20H206V23H205V24H209V23H207ZM16 20H17V19H16ZM36 20H38V19H35V21H36ZM42 20H43V19H42ZM67 20H68V19H67ZM88 20H89V19H88ZM88 20H87V21H88ZM97 20H99V19H97ZM106 20H107V19H105V21H106ZM126 20H127V19H126ZM126 20H125V21H126ZM128 20H129V19H128ZM128 20H127V21H128ZM140 20H142V19H140ZM164 20H165V18H164ZM174 20H175V19H174ZM178 20H179V19H178ZM190 20H191V19H190ZM210 20H209V21H210ZM27 21H29V20L27 19ZM64 21H65V20H64ZM74 21H75V20H74ZM76 21H77V20H76ZM76 21H75V22H76ZM81 21H82V20H81ZM87 21H86V22H87ZM92 21H93V20H92ZM92 21H90V22L92 23ZM115 21H116V20H115ZM127 21H126V22H127ZM130 21H131V20H130ZM130 21H129V22H130ZM136 21H137V20H136ZM142 21H143V20H142ZM165 21H166V20H165ZM186 21H187V20H186ZM221 21H220V22H221ZM242 21H243V20H242ZM249 21H250V20H249ZM249 21H247V22H249ZM253 21H254V20H253ZM255 21H256V20H255ZM3 22H5V21H3ZM13 22H14V21H13ZM19 22H20V21H19ZM30 22H31V21H30ZM36 22H39V21H36ZM43 22H44V23H43ZM43 22H41V23L45 24V21H43ZM50 22H51V21H50ZM56 22H57V21H56ZM65 22H66V21H65ZM78 22H80V21L78 20ZM78 22H77V23H78ZM90 22H89V25H90ZM95 22H96V21H95ZM102 22H103V21H102ZM108 22H110V21L108 20ZM111 22H113V21L111 20ZM143 22H144V21H143ZM158 22H160V19H159ZM162 22H163V21H161L160 23H162ZM167 22H168V20H167ZM170 22H173V21H170ZM174 22H175V21H174ZM177 22H179V21H177ZM202 22H204V20H202ZM234 22H235V23H234ZM258 22H259V21H258ZM258 22H256V23H258ZM6 23H7V22H6ZM14 23H15V22H14ZM31 23H32V22H31ZM41 23H40V24H41ZM47 23H48V22H47ZM47 23H46V24H47ZM51 23H54V21H52ZM72 23H74V22H72ZM81 23H82V22H81ZM84 23H85V21H84ZM93 23H94V22H93ZM98 23H99V21H98ZM115 23H117V25H118V22H117V21H116ZM124 23H125V22H123V26H122V28L125 27ZM131 23H133V22H131ZM131 23H130V24H131ZM138 23H139V22H138ZM138 23H137V24H138ZM141 23H142V22H141ZM188 23H189V21H188ZM190 23H191V22H190ZM212 23H211V24H212ZM215 23H214V24H215ZM228 23H230V22H228ZM237 23H240V22H238V20H237ZM244 23H245V22H244ZM251 23H252V21H251ZM2 24H4V23H2ZM2 24H1V25H2ZM7 24H9V23H7ZM11 24H12V22H11ZM21 24H22V23H21ZM27 24H28V23H27ZM36 24H37V23H36ZM66 24H68V23H66ZM94 24H95V23H94ZM96 24H97V23H96ZM102 24H103V23H102ZM108 24H109V23H108ZM112 24H113V23H112ZM119 24H120V23H119ZM127 24H128V23H127ZM137 24H136V25H137ZM139 24H140V23H139ZM171 24H172V23H171ZM198 24H199V23H198ZM214 24H213V25H214ZM230 24H231V23H230ZM230 24H229V25L226 24L227 27L229 26L228 29H229L230 27H234V25L231 26ZM253 24H254V23H253ZM17 25H18V24H17ZM24 25H25V24H24ZM34 25H35V23H34ZM37 25H38V24H37ZM50 25H51V24H50ZM57 25L59 26L60 24H57ZM61 25H62V24H61ZM63 25H64V23H63ZM71 25H72V24H71ZM71 25H70V26H71ZM77 25H78V24H77ZM82 25H84V24H82ZM89 25H88V26H89ZM103 25H104V24H103ZM106 25H107V24H106ZM121 25H122V24H121ZM136 25H132V26H133V27H134V26L137 27ZM140 25H141V24H140ZM223 25H225V24H222V26H223ZM240 25L242 26L243 24L240 23ZM246 25H247V24H246ZM6 26H7V25H6ZM26 26H27V25H26ZM29 26H31V25H29ZM46 26H48V25H46ZM46 26H45V27H46ZM51 26H52V25H51ZM54 26H55V25H54ZM70 26H69V27H70ZM72 26H73V25H72ZM75 26H76V25H75ZM88 26H87V27H88ZM130 26H131V25H130ZM132 26H131V27H132ZM146 26H147V25H146ZM146 26H145V27H146ZM190 26H191V25H190ZM198 26H199V25H198ZM203 26H204V25H203ZM219 26L221 27V23H220ZM226 26H225V27H226ZM260 26H261V27H260ZM0 27H1V26H0ZM2 27H4V25H3ZM12 27H13V29L15 28L14 26H12ZM23 27H24V26H23ZM23 27H22V28H23ZM27 27H28V26H27ZM31 27H33V26H31ZM35 27H36V26H35ZM56 27H57V26H55V29H56ZM77 27H78V26H77ZM80 27H81V26H80ZM87 27H86V28H87ZM92 27H93V25H92ZM108 27H109V26H108ZM112 27H113V26H112ZM173 27H174V26H173ZM187 27H188V26H187ZM192 27H193V26H192ZM199 27H200V26H199ZM199 27H198V28H199ZM208 27H209V26H208ZM246 27H247V26H246ZM4 28H5V27H4ZM4 28H3V29H4ZM8 28H9V27H8ZM10 28H11V27H10ZM48 28H49V27H48ZM94 28H95V27H94ZM94 28H93V30H94ZM97 28H98V27H97ZM105 28H106V27H105ZM115 28H116V27H115ZM117 28H118V27H117ZM117 28H116V29H117ZM125 28H126V27H125ZM138 28H139V27H138ZM170 28H171V27H170ZM184 28H186V27H184ZM188 28H189V27H188ZM195 28H196V27H195ZM200 28H201V27H200ZM213 28H214V26H213ZM255 28H256V27H255ZM0 29H1V28H0ZM11 29H12V28H11ZM13 29H12V30H13ZM28 29H32V28H28ZM28 29H27V30H28ZM45 29H46V28H45ZM45 29H44V27H43V30H45ZM51 29H52V28H51ZM62 29H64V28H62ZM62 29H61V30H62ZM75 29H76V28H75ZM79 29H80V28L78 27V30H79ZM99 29H101V26H100ZM106 29H107V28H106ZM110 29H112V28H110ZM113 29H114V28H113ZM119 29H121V28L119 27ZM127 29H128V25H127ZM127 29H126V30H127ZM140 29H143V27H140L139 30H140ZM173 29H175V28H173ZM190 29H191V28H190ZM202 29H203V27H202ZM215 29H217V28H215ZM215 29H214V30H215ZM238 29H240V28H238ZM7 30H8V29H7ZM20 30H21V29H20ZM23 30H24V29H23ZM23 30H22V31H23ZM33 30H34V29H33ZM58 30H59V28H58ZM67 30H68V29H67ZM69 30H70V29H69ZM71 30H72V29H71ZM76 30H77V29H76ZM76 30H75V31H76ZM78 30H77V31H78ZM83 30H84V28H83ZM91 30H92V29H91ZM95 30H97V29H95ZM107 30L109 31V29H107ZM117 30H118V29H117ZM128 30H130V28H129ZM128 30H127V31H128ZM136 30H137V29H136ZM185 30H186V29H185ZM192 30H193V29H192ZM192 30H190V31H192ZM204 30H205V29H204ZM221 30H223V27H222L221 29H219L218 31H221ZM224 30H226V29H224ZM224 30H223V31H224ZM233 30H234V29H233ZM233 30H232V31H233ZM236 30H237V29H236ZM236 30H234V31H236ZM241 30H242V29H241ZM5 31H6V30H5ZM37 31H38V30H36V32H37ZM54 31H56V30H54ZM64 31H65V30H64ZM85 31H86V30H85ZM103 31H104V29H103ZM133 31H134V30H132V31H130V32H133ZM172 31H173V30H172ZM176 31H177V29H176ZM188 31H189V30H188ZM215 31H217V30H215ZM242 31H243V30H242ZM249 31H250V30H249ZM252 31H254V29H253ZM256 31H259V30L256 29L253 33H255ZM7 32H8V31H7ZM47 32H48V30H47ZM52 32H53V31H52ZM78 32H79V31H78ZM109 32H110V31H109ZM115 32H116V31H115ZM117 32H118V31H117ZM122 32H123V31H122ZM122 32L119 31L120 34H121ZM144 32H146V31H144ZM148 32H149V31H148ZM155 32H156V31H155ZM183 32H184V31H183ZM193 32H194V30H193ZM201 32L203 33V31H201ZM205 32H208L207 34H209V29H208V31H204V33H205ZM212 32H213V31H212ZM230 32H231V31H230ZM230 32H229L228 34H230ZM239 32H240V31H239ZM1 33H2V31H1ZM54 33H55V32H54ZM54 33H53V35H54ZM56 33H57V32H56ZM58 33H59V34H57V35H60V34H61L60 31H58ZM65 33H66V32H65ZM65 33H64V34H65ZM69 33H70V32L68 31L67 34H69ZM71 33H72V31H71ZM76 33H77V32H76ZM79 33H80V32H79ZM81 33H82V32H81ZM90 33H91V32H89V34H90ZM93 33H94V32H93ZM107 33H108V32H107ZM107 33H105V35H106ZM112 33H113V32H112ZM112 33H111V34H112ZM123 33H125V32H123ZM136 33H137V32H136ZM136 33H135V35H136ZM157 33H158V32H157ZM163 33H164V32H163ZM175 33H176V32H175ZM188 33H189V32L186 33V36H188ZM195 33H196V32H195ZM210 33H211V32H210ZM221 33H222V31H221ZM231 33H232V32H231ZM233 33H234V32H233ZM242 33H243V32H242ZM244 33H245V32H244ZM251 33H252V32H251ZM9 34H10V32H9ZM42 34H43V33H42ZM77 34H78V33H77ZM77 34H75V35H77ZM85 34H87V36H85V35H83V36H84V37H87L86 39H88V40H86L85 38H84V39H85L86 41H89L90 38L88 37V35H89V34H88V31H86ZM129 34H130V33H129ZM131 34H132V33H131ZM137 34H138V33H137ZM147 34L149 35V33H147ZM147 34H145L144 37H145ZM153 34H155V33H153ZM235 34H236V32H235ZM249 34H250V33H249ZM259 34H260V31H259V33L256 32V37H257V35H259ZM1 35H3V34H1ZM4 35H5V34H4ZM55 35H56V34H55ZM57 35H56V36H57ZM61 35H62V34H61ZM61 35H60V36H61ZM78 35H79V34H78ZM78 35H77V36H78ZM80 35H81V34H80ZM80 35H79V36H80ZM94 35H95V34H94ZM96 35H97V34H96ZM96 35H95V36H96ZM112 35H113V34H112ZM116 35H117V34H116ZM122 35H123V34H122ZM150 35H152V33H151ZM155 35H156V34H155ZM178 35H179V34H178ZM184 35H185V34H184ZM190 35H191V34H190ZM195 35H196V34H195ZM198 35H199V34H198ZM202 35L204 36V34H202ZM219 35H220V34H219ZM5 36H6V35H5ZM35 36H36V33H35ZM45 36H46V35H45ZM60 36H59V38L62 37V38H61L62 40L64 39V40H66V42L68 41L67 39H65V37H64L65 35H64V36H61V37H60ZM89 36H91V35H89ZM92 36H93V34H92ZM101 36H102V35H101ZM101 36H99V37L96 36V37H97V40H98V38L100 39ZM108 36H109V35H108ZM117 36H118V35H117ZM124 36H125V34H124ZM138 36H139V35H138ZM142 36H143V34H142ZM158 36H159V35H156V38H158ZM166 36H167V35H166ZM191 36H192V35H191ZM191 36H190V38H191ZM222 36H223V35H221V37H222ZM226 36H227V34H226ZM231 36H232V34H231ZM231 36H230V37H231ZM239 36H241V35H239ZM249 36H250V35H249ZM7 37H8V36H7ZM41 37H42V35H41ZM51 37H52V36H51ZM53 37H55V36H53ZM63 37H64V38H63ZM74 37H75V36H74ZM81 37H82V36H81ZM93 37H94V36H93ZM102 37H103V36H102ZM104 37H105V36H104ZM104 37H103V38H104ZM119 37H120V36H119ZM119 37H118V38H119ZM122 37H123V36H122ZM129 37H130V35H129ZM129 37H126V38H129ZM151 37H153V39H155L154 36H151ZM161 37H162V36H161ZM163 37H165V36H163ZM168 37H169V36H167V38H168ZM177 37H179V36H177ZM177 37H176V39H177ZM192 37H193V36H192ZM194 37H196V36H194ZM197 37H198V36H197ZM209 37H210V35H209ZM212 37H213V35H212ZM230 37H229V39H230ZM247 37H248V36H247ZM39 38H40V37H39ZM72 38H73V34H72ZM75 38H76V37H75ZM78 38H79V37H78ZM82 38H83V37H82ZM91 38H92V37H91ZM94 38H95V37H94ZM103 38H101V40H102ZM106 38H107V37H106ZM106 38H105V39H106ZM110 38H111V37H110ZM114 38H115V37H113V39H114ZM120 38H121V37H120ZM132 38H133V37H132ZM135 38H137V37L135 36ZM140 38H141V37H140ZM146 38H147V36H146ZM149 38H150V37H149ZM174 38H175V37H174ZM203 38L206 39V37H203ZM233 38H234V37H233ZM0 39H1V38H0ZM2 39H3V38H2ZM4 39H5V38H4ZM10 39H11V38H10ZM10 39H9V40H10ZM24 39H25V38H24ZM42 39H44V38H42ZM56 39H57V38H56ZM84 39H83V40H84ZM123 39H125V38H123ZM142 39H144V38H142ZM150 39H152V38H150ZM184 39H185V38H184ZM186 39H187V38H186ZM186 39H185V40H186ZM191 39H193V38H191ZM219 39H220V37H219ZM223 39H224V38H223ZM223 39H222V40H223ZM226 39H227V38H226ZM229 39H228V40H229ZM240 39H241V38H240ZM9 40H7V41H9ZM12 40H14V38H13ZM12 40H10V41H12ZM22 40H23V39H22ZM39 40H40V39H39ZM45 40H46V39H45ZM47 40H48V39H47ZM62 40H61V41H62ZM76 40H78V39H76ZM79 40L81 41V39H79ZM95 40H96V38L93 39L94 42H95ZM101 40H100V41H101ZM117 40H118V39H117ZM127 40H129V39H126V41H127ZM156 40H157V39H156ZM168 40H169V39H168ZM182 40H183V39H182ZM188 40H189V39H188ZM194 40H197V39H194ZM212 40L214 41V40H216V39L213 38ZM224 40H225V39H224ZM228 40H225L226 42L224 41V42H225V45L227 44L226 49L228 48V46L231 47V45H232V44H231V45H228V43H229V41H230V40H229V41H228ZM248 40H249V44H250L251 47L248 46L247 44H246V45H247V47H250V48H249L250 50H249L247 47H244V48L247 49V50L250 51V52H248L247 50H245V51H244V50H241V48H239V50L243 51V52H240V51L238 52L239 54L241 53L242 57L237 56V58H235V60H236V59H237V60L240 59L239 61H242V60H243V61H242V62H243V66H247V63H250L249 66L252 65V71H251V73L253 72L254 75H255V73H256V74H257V73L259 74V71H260V74H261V72L264 74V71H263V66H264V50H263V49L260 50V49L258 48L259 46H258L256 43H258V44H260V43H259V41H257L258 38L255 40L254 35H252V40H254V41H252V43H253V44L255 43V45H257V47H256L255 45L252 46L253 44L251 45V42H250V41H251V38H249ZM259 40H260V39H259ZM4 41H5V40H4ZM4 41H3V42H4ZM7 41L4 42V44H3L2 40H0V42H2V44H3L2 46H0V53L3 55V57H9L10 55H12L13 57H15L14 54H17V56H18V52L16 51L17 53H16V52L14 53V50H13V52H12V53H14V54H9V56L7 55L8 52H9V51H8V48H9V47H10V50L12 51V48H11L12 46L9 45L10 42L7 43ZM20 41H21V40H20ZM20 41H19V42H20ZM26 41L28 42V40H25V42H26ZM58 41H59V40H58ZM69 41H70V40H69ZM91 41H92V40H91ZM91 41H90V42H91ZM100 41H99V42H100ZM104 41H105V40H104ZM108 41H109V40H108ZM115 41H116V39H115ZM115 41H114V42H115ZM122 41H123V40H122ZM124 41H125V40H124ZM124 41H123V42H124ZM141 41H142V40H141ZM141 41L138 39L137 43H139V42H141ZM143 41H144V40H143ZM143 41H142V42H143ZM151 41H152V40H151ZM157 41L159 42V39H158ZM157 41H156V42H157ZM163 41H164V40H163ZM186 41H187V40H186ZM205 41H208V40H205ZM217 41H218V40H217ZM231 41H233V40H231ZM256 41H257V42H256ZM13 42H14V41H13ZM27 42H26V43H27ZM35 42H36V41H35ZM40 42H41V41H40ZM43 42H44V41H43ZM45 42H46V41H45ZM47 42H48V41H47ZM71 42H72V41H71ZM74 42L76 43V41H74ZM84 42H85V41H84ZM84 42H82V44H84ZM96 42H98V41H96ZM110 42H113V41L110 40ZM154 42H155V41H154ZM158 42H157V43H158ZM160 42H162V40H161ZM175 42H177V40H175ZM179 42H180V44H181V41H179ZM183 42H185V41H183ZM189 42H190V40H189L188 42H186V43H189ZM220 42H221V41H220ZM222 42H223V41H222ZM227 42H228V43H227ZM11 43H12V42H11ZM26 43H25V44H26ZM28 43H29V42H28ZM50 43H52V42H50ZM64 43H65V42H64ZM85 43H86V42H85ZM101 43H102V42H101ZM106 43H107V41H106ZM106 43H105V45H106ZM124 43H125V42H124ZM150 43H151V42H150ZM152 43H153V42H152ZM177 43H178V42H177ZM197 43H198V41H197ZM206 43H207V42H206ZM206 43L204 42V44H206ZM209 43H212V42H209ZM209 43H208V44H209ZM230 43H231V42H230ZM230 43H229V44H230ZM237 43H240V42H237ZM245 43H248V41L245 42ZM29 44H30V43H29ZM31 44H33V43H31ZM37 44H38V43H37ZM39 44H41V43H39ZM48 44H49V43H48ZM54 44H56V43L54 42ZM60 44H61V42H60ZM60 44H58V45H60ZM65 44H66V47L69 49V48H70V47H68V46H69V42H68V43H65ZM65 44H64V45H65ZM76 44H77V43H76ZM78 44H79V43H78ZM80 44H81V42H80ZM92 44H93V43H92ZM110 44H111V43H110ZM110 44H109V45H110ZM112 44H114V43H112ZM116 44H117V43H116ZM116 44H115V45H116ZM125 44H126V43H125ZM139 44H140V43H139ZM139 44H137V45H139ZM141 44H142V43H141ZM143 44L145 45L146 43L143 42ZM154 44H155V43H154ZM158 44H160V43H158ZM192 44H193V43H191V45H192ZM195 44H196V43H195ZM201 44H203V42H202ZM204 44H203V45H204ZM219 44H220V43H219ZM235 44H236V43H235ZM243 44H244V43H243ZM4 45H5V46H4ZM13 45H16V43H15V44L13 43ZM61 45H62V44H61ZM64 45H63V46H64ZM67 45H68V46H67ZM70 45H71V43H70ZM96 45L100 47L99 44L96 43ZM96 45H93V46L96 47ZM105 45H104V46H105ZM117 45H118V44H117ZM148 45H149V44H148ZM148 45H147V46H148ZM152 45H153V44H152ZM152 45H151V46H152ZM181 45H182V44H181ZM181 45H179V46H181ZM186 45H187V44H186ZM191 45H189V46L191 47ZM193 45H194V44H193ZM193 45H192V46H193ZM203 45H202V46H203ZM246 45H245V46H246ZM262 45H263V44H262ZM8 46H9V47H8ZM16 46L18 47L19 45H16ZM16 46H15V47H16ZM20 46H21V42H20ZM23 46H24V45H23ZM23 46H21V47H23ZM28 46H29V45H28ZM42 46H43V43H42ZM44 46H45V45H44ZM49 46H50V45H49ZM74 46H75V45H74ZM74 46H73V48H74ZM77 46H79V45H77ZM85 46H86V44H85ZM91 46H92V45H91ZM93 46H92V47H93ZM119 46H120V45H119ZM122 46H123V44H122ZM126 46H127V45H126ZM129 46H130V45H129ZM134 46H136V44H134ZM156 46H157V45H156ZM156 46H155V45L153 46V47H155V50L158 48V47L156 48ZM182 46H183V45H182ZM214 46H217V44L214 45ZM232 46H233V45H232ZM6 47H8V48H6ZM13 47H14V46H13ZM17 47H16V48H17ZM25 47H26V45H25ZM29 47H30V46H29ZM53 47H54V46H53ZM82 47H83V50H84V48L87 49V47H84V45H83ZM92 47H91V48H92ZM95 47H94V48H95ZM101 47H102V46H101ZM110 47L115 48L113 45L110 46ZM136 47H137V46H136ZM139 47H140V46H139ZM141 47H143V46L141 45ZM141 47H140V48H141ZM159 47H160V46H159ZM186 47H187V46H186ZM186 47H185V48H186ZM193 47H194V50H197V49H195V47L197 48V46H193ZM193 47H192L191 49H190V48H189V49L192 50ZM198 47H199V46H198ZM211 47H212V46H211ZM239 47H242V46H239ZM255 47H256L257 49H255V50L253 51V48H255ZM16 48H15V50H16ZM61 48H62V46H61ZM77 48L80 50L79 47H77ZM88 48H89V47H88ZM94 48H93V50H94ZM96 48H98V47H96ZM102 48H103V47H102ZM102 48H101V49H102ZM105 48L107 49V47H105ZM108 48H109V47H108ZM112 48H111V49H112ZM119 48H120V47H119ZM119 48H118V50H119ZM129 48H130V47H128V49H129ZM146 48H147V47H146ZM182 48H183V47H182ZM199 48H201V47H199ZM202 48H203V47H202ZM202 48H201V49H202ZM212 48H214V47H212ZM215 48H216V47H215ZM215 48H214V49H215ZM224 48H225V47H224ZM242 48H243V47H242ZM17 49H18V48H17ZM20 49H21V48H20ZM22 49H23V48H22ZM25 49H26V48H25ZM25 49H24V50H25ZM44 49H45V48H44ZM50 49H51V48H50ZM50 49H49V50L47 49V50L50 51ZM54 49H55V48H54ZM54 49H53V50H54ZM63 49H64V52H65V51H66V50H65V49H66L65 46H64ZM120 49H123V48L121 47ZM125 49H126V48H125ZM128 49H127V50H128ZM130 49H131V48H130ZM132 49H134V47H133ZM132 49H131V50H132ZM143 49H144V48H143ZM152 49H153V48H152ZM204 49H205V48H204ZM209 49L211 50V48H209ZM231 49H232V48H231ZM251 49H252V50H251ZM18 50H19V49H18ZM51 50H52V49H51ZM53 50H52V51H53ZM59 50H60V49H59ZM70 50H71V49H70ZM70 50H69V51H70ZM74 50H75V49H74ZM89 50H90V49H89ZM114 50H115V49H114ZM114 50H112V51L115 53ZM116 50H117V49H116ZM127 50H126V51H127ZM155 50H152L154 54L157 53ZM158 50H159V49H158ZM194 50L192 51V53H193L192 55H194V57H195L196 53L194 52ZM198 50H199V49H198ZM198 50H197V51H198ZM206 50H207V49H206ZM229 50H230V48H229ZM236 50H237V49H236ZM259 50H260V51H259ZM7 51H8V52H7ZM11 51H10V52H11ZM20 51H21V50H20ZM20 51H19V52H20ZM25 51H26V50H25ZM27 51H28V50H27ZM55 51H57V49H55ZM55 51H54V52H55ZM84 51H87V50H84ZM97 51H99V50L97 49ZM109 51H110V50H109ZM109 51H108V53H109ZM122 51H123V50H122ZM126 51H125V52H126ZM132 51H133V50H132ZM150 51H151V50H150ZM150 51H149V52L147 51L148 54H149V56H150ZM152 51H151V52H152ZM154 51H155L156 53H155ZM183 51H185L184 53L188 54V53H187L188 50L186 51V49H184ZM201 51H202V50H201ZM220 51H221V50H220ZM224 51H226V50H224ZM10 52H9V53H10ZM44 52H45V51H44ZM58 52H59V51H58ZM58 52H57V54H58ZM64 52H63V53H64ZM76 52H79V51H74V53H76ZM91 52H92V51H91ZM102 52H104V50H103ZM117 52H118V51H117ZM123 52H124V51H123ZM125 52H124V53H125ZM127 52H129V51H127ZM127 52H126V54H128ZM134 52H135V51H134ZM136 52H137V51H136ZM206 52H207V51H206ZM210 52H211V51H210ZM245 52H247L248 55H247ZM251 52H252V53H251ZM24 53H25V52H24ZM24 53H22V54L25 55ZM26 53H27V52H26ZM29 53H31V52H29ZM60 53H61V52H60ZM66 53H67V52H66ZM69 53H71V51H70ZM84 53H85V52H84ZM98 53H99V52H98ZM130 53H131V52H130ZM139 53H140V52H139ZM211 53H212V52H211ZM211 53H208V54H209V57H212V56H214L213 54H215V53H213L212 56H211ZM228 53H229V52H228ZM232 53H233V51H232ZM31 54H32V53H31ZM50 54H51V53H50ZM80 54H81V51H80ZM88 54H89V52H88ZM88 54H87V55H88ZM92 54L94 55L95 53H92ZM100 54H101V53H100ZM104 54H106V53H104ZM110 54H111V53H110ZM117 54H118V53H117ZM119 54H120V53H119ZM121 54L123 55L122 52H121ZM121 54H120V55H121ZM126 54H124V55H126ZM134 54H135V53H134ZM145 54H146V53H145ZM182 54H183V53H182ZM208 54H207V56H208ZM219 54H220V53H219ZM219 54H218V56H220ZM224 54H225V53H224ZM43 55H45V54H43ZM46 55H48V54H46ZM55 55H56V54H55ZM82 55H84V54H81V56H82ZM87 55H86V57H88ZM96 55H97V54H96ZM111 55H112V54H111ZM111 55H110V56H111ZM131 55H132V53H131ZM131 55H130V56H131ZM140 55H141V53H140ZM190 55H191V52H190ZM190 55H189V60H190V58L193 60V57H192V56L190 57ZM225 55H226V54H225ZM236 55H237V51H236V53H235L234 55H232V57H233V56L235 57ZM243 55H244V57L247 59V61H246V59L243 57ZM249 55H250V56H249ZM25 56H26V55H25ZM25 56H24V57H25ZM27 56H28V55H27ZM65 56H67V55H64L63 57H65ZM70 56H71V55H70ZM74 56H75V54H74ZM90 56H91V55H90ZM90 56H89V57H90ZM98 56H99V54H98ZM100 56H101V55H100ZM100 56H99V57H100ZM118 56H119V55H118ZM128 56H129V54H128ZM134 56L136 57V55H134ZM137 56H138V54H137ZM143 56H144V53H143ZM143 56H141V57H143ZM149 56H148V58H149ZM151 56H152V54H151ZM151 56H150L149 59L152 58ZM182 56H183V55H182ZM186 56H187V55H186ZM186 56L184 55V57H186ZM197 56H199V58H200V55H199V54H198ZM223 56H224V55H223ZM228 56H229V58L231 57L229 54H228ZM228 56H225V59H223V60H226ZM246 56H248V57H246ZM19 57H21L20 54H19ZM28 57H29V56H28ZM34 57H36V55H35ZM41 57H42V56H41ZM48 57H49V55L47 56V58H48ZM58 57H59V56H58ZM78 57H80V56H78ZM95 57H96V56H95ZM95 57L93 56L92 59H95ZM103 57H104V56H103ZM103 57H101V58H103ZM105 57H106V55H105ZM113 57H114V55H113ZM124 57H125V56H124ZM132 57H133V56H132ZM141 57H140V58H141ZM144 57H145V56H144ZM144 57H143V58H144ZM153 57H154V56H153ZM187 57H188V56H187ZM204 57H205V52H204V56H203L202 58H204ZM221 57H222V56H221ZM221 57H220V58H221ZM239 57H240V58H239ZM1 58H2V56H1ZM1 58H0V59H1ZM10 58H11V56H10ZM25 58H26V57H25ZM25 58H24V60H25ZM30 58H31V57H30ZM30 58H29V59H30ZM37 58H38V57H37ZM42 58H43V57H42ZM42 58L40 59V61L42 60ZM49 58H50V57H49ZM52 58H53V57H52ZM56 58H57V57H56ZM65 58H66V57H65ZM65 58H64V59H65ZM84 58H85V57H84ZM107 58H108V57H107ZM110 58H111V57H110ZM122 58H123V57H122ZM122 58H121V59H122ZM125 58H126V57H125ZM125 58H123V59H125ZM143 58H142V59H143ZM148 58H146V59L148 60ZM156 58H157V57H156ZM217 58H218V57H217ZM241 58H242V59H241ZM16 59H18V57H17ZM20 59H21V58H20ZM29 59L27 58V60H29ZM32 59H34V58H32ZM50 59H51V58H50ZM57 59H60V57L57 58ZM72 59H73V57H72ZM74 59H75V58H74ZM76 59H77V58H76ZM88 59H89V58H88ZM96 59H97V58H96ZM103 59H104V58H103ZM135 59H136V58H135ZM181 59H182V58H181ZM186 59H187V58H186ZM197 59H198V58H197ZM197 59H196V60H197ZM206 59H207V58H204L205 61H206ZM209 59H210V58H209ZM214 59H216V58L214 57ZM244 59H245V61H246L247 63L244 62ZM3 60H4V59H3ZM9 60H10V59H9ZM11 60H14V59L12 58ZM24 60H23V61H24ZM52 60H53V59H52ZM55 60H56V59H55ZM66 60H67V58H66ZM68 60H69V59H68ZM77 60H79V59H77ZM80 60H81V59H80ZM99 60H100V59H99ZM101 60H102V59H101ZM115 60H118V59L115 58ZM115 60H114V61H115ZM119 60H120V57H119ZM139 60H140V59H139ZM139 60H138V61H139ZM147 60H146V61H147ZM153 60H155V59L153 58ZM194 60H195V58H194ZM204 60H203V61H204ZM216 60H219V59H216ZM227 60H228V59H227ZM4 61H5V60H4ZM36 61H37V59H36ZM42 61H43V60H42ZM44 61H45V60H44ZM44 61H43V62H44ZM64 61H65V60H63V62H64ZM70 61H73V62H74L75 60H70ZM81 61H82V60H81ZM83 61H84V59H83ZM83 61H82V62H83ZM85 61H86V58H85ZM90 61H92V60H90ZM96 61H97V60H96ZM106 61H108V60L106 59L105 62H106ZM109 61H110V60H109ZM111 61H113V60H111ZM121 61H122V60H121ZM124 61H125V60H124ZM126 61H127V60H126ZM128 61L130 62V59H129V58H128ZM136 61H137V59H136ZM150 61H152V59H151ZM156 61H157V59H156ZM156 61H155L154 63H156ZM181 61H182V60H181ZM198 61H199V60H198ZM214 61H215V60H214ZM219 61H220V60H219ZM229 61H230V59H229ZM232 61H233V59H232ZM5 62H7V61H5ZM9 62H10V61H9ZM9 62H8V63H9ZM15 62H16V61H15ZM29 62H31V60H30ZM32 62H34V61H32ZM32 62H31V64H32ZM45 62H46V61H45ZM65 62H66V61H65ZM65 62H64V63H65ZM79 62H80V61H79ZM86 62H87V61H86ZM103 62H104V61H103ZM103 62H101V63H103ZM129 62H128V63H129ZM131 62L134 63L133 60H132ZM141 62H142V60H141ZM182 62H183V61H182ZM184 62H185V61H184ZM211 62H212V59H211ZM217 62H218V61H217ZM217 62H216V63H217ZM221 62H222V60H221L219 63L221 64ZM20 63H21V62H20ZM39 63H42V62H39V60H38V65H39ZM57 63H58V62H57ZM61 63H62V62H61ZM69 63H71V62H69ZM98 63H99V62H98ZM107 63H109V62H107ZM107 63H104V65H105V64L107 65ZM118 63H119V62H118ZM122 63H123V62H122ZM128 63L126 62V65L124 64L125 67H124V65H123V67L126 68V66H127ZM136 63H137V62H136ZM142 63H143V62H142ZM154 63H153V64H154ZM160 63H161V62H160ZM160 63H159V64H160ZM187 63H188V62H187ZM189 63H190V62H189ZM201 63H202V62H201ZM216 63H215V64H216ZM219 63H218V64H219ZM222 63H223V62H222ZM245 63H246V64H245ZM2 64H3V63H1V68L3 69V68H5V67H4V65L2 66ZM4 64H5V63H4ZM6 64H7V63H6ZM9 64H10V63H9ZM22 64H24V63H22ZM22 64H21V66H22ZM27 64H29V63L27 62ZM35 64H37V62H36ZM35 64H34L33 66H35ZM43 64H44V63H43ZM45 64H47V63H45ZM48 64H51V63H48ZM54 64H55V63H54ZM62 64H63V63H62ZM75 64H77V61H76ZM91 64H93V63H91ZM91 64H90V65H91ZM119 64H120V63H119ZM130 64H131V63H129V65H130ZM143 64H144V63H143ZM183 64H184V63H183ZM185 64H186V63H185ZM206 64H207V63H206ZM212 64H213V63H212ZM215 64H214L215 67H216V65H217V66L220 65V64H219V65H218V64L215 65ZM233 64H234V62H233ZM235 64H236V63H235ZM240 64H241V63H240ZM10 65L12 66V64H10ZM55 65H58V64H55ZM77 65H79V64H77ZM77 65H76V66H77ZM81 65H82V63H80V66H81ZM93 65H94V64H93ZM93 65H92V66H93ZM96 65H97V64H96ZM191 65H192V63H191ZM201 65H202V64H201ZM210 65H211V64H210ZM5 66H7V65H5ZM11 66L8 65V67H11ZM14 66H16V65H14ZM33 66H31V67H33ZM42 66H43V65H42ZM45 66H46V65H45ZM45 66H44V67H45ZM50 66H51V65H50ZM65 66H66V65H65ZM65 66L62 65L61 67H65ZM67 66H68V65H67ZM67 66H66V68H67ZM71 66H72V65H71ZM74 66H75V65H74ZM85 66H86V64H85ZM110 66H111V65L109 64V66L107 67V69L110 68ZM134 66H135V63H134ZM136 66H137V64H136ZM141 66H142V65H141ZM160 66H161V65H160ZM197 66H198V65H197ZM223 66H224V65H222V67H223ZM236 66H237V65H236ZM249 66H248V67H244L243 70L245 71L246 68L251 69V68H249ZM22 67H23V66H22ZM36 67H37V66H36ZM44 67H43V68H44ZM61 67H60V68H61ZM69 67H70V66H69ZM82 67H83V65L81 66V68H82ZM88 67H89V66L87 65V69H89ZM96 67H98V69H99V67H103V66L100 65V66H96ZM105 67H106V66H105ZM105 67H104V68H105ZM119 67H120V65H119ZM119 67H118V69H119ZM123 67H122V68H123ZM138 67L140 68V66H138ZM138 67H137V68H138ZM156 67H157V66H156ZM156 67H155V68H156ZM183 67H184V66H183ZM191 67H192V66H191ZM209 67H210V66H209ZM224 67H227V66H224ZM25 68H27V67H25ZM34 68H35V67H34ZM46 68H47V67H46ZM46 68H45V70H46ZM54 68H56V67H54ZM73 68H74V67H73ZM81 68H80V69H81ZM92 68H93V67H92ZM104 68H103V69H104ZM111 68H112V66H111ZM114 68L116 69V67H114ZM114 68H113V69H114ZM120 68H121V67H120ZM122 68H121V69H122ZM135 68H136V67H134V70H135ZM142 68H143V66H142ZM145 68H148L147 65H146ZM159 68H161V67H159ZM159 68L157 67L158 70H159ZM200 68H201V66H200ZM234 68H235V67H234ZM242 68H243V67H242ZM6 69H7V68H6ZM15 69H16V68H15ZM21 69H22V68H21ZM29 69L31 70V68H29ZM50 69H51V68H50ZM64 69H65V68H64ZM70 69H71V68H70ZM77 69L79 70V68H76V71H77ZM82 69L85 70V67H83ZM94 69H95V68H94ZM98 69H95V70H98ZM105 69H106V68H105ZM113 69H112V70H113ZM126 69H127V68H126ZM129 69H130V68H129ZM129 69L127 70L128 73H129ZM149 69H150V68H149ZM194 69H195V67H194ZM208 69H209V68H208ZM216 69H218V68H216ZM220 69H221V68H220ZM3 70H5V69H3ZM7 70H8V69H7ZM9 70L12 71L11 69H9ZM9 70H8V71H9ZM19 70H20V69H19ZM23 70H24V68H23ZM30 70H28V71H30ZM37 70H39V68H38ZM42 70H43V69L40 68V71H42ZM71 70H72V69H71ZM73 70H75V69H73ZM83 70H82V71H83ZM90 70L92 71L93 69H90ZM90 70H87V72L89 73ZM99 70H100V69H99ZM101 70H102V69H101ZM123 70H124V69H123ZM132 70H133V68H132ZM134 70H133V71H134ZM142 70H143V69H142ZM146 70H147V72H148V69H146ZM151 70H152V69H151ZM205 70H206V69H205ZM240 70H241V69H240ZM243 70H242V71H243ZM16 71H17V70H16ZM16 71H15L14 73H17V75H18L19 72H16ZM25 71H26V70H25ZM43 71H44V70H43ZM54 71H55V70H54ZM58 71H59V70H58ZM60 71H61V70H60ZM62 71H63V73L66 74V75H65V74L62 73L63 76H64V77L67 76V77H65V78H67V79H69V80H72L73 78L75 79V81H74V79L72 80V82H74L75 84L70 83V85L72 84V85H71L72 88H71V86L68 87V86H67L68 84L65 85V88H66V86H67V90H65V92L68 93V97H69V95H72L71 93H74V90H76L78 93L81 92V94L79 93V94H80L79 97H81L82 94L84 95V97H85L86 95H87V97H88V94H86V91L88 90V88H87L88 85H87V87H86V86L84 87V85H82V84L80 83V82L83 80L82 74H78L79 77H78V75L76 74V76H77L80 80L82 79V80L80 81L77 77H73V76H75L74 74H73L72 77H71V74H72L73 72H72V73L69 72V73H70V76H69L68 71H66V70H62ZM85 71H86V70H85ZM85 71H84V72H85ZM104 71L106 72V70H102L101 72H104ZM107 71H109V70H107ZM138 71H139V70L136 69V72H138ZM144 71H145V70H144ZM144 71H143V72H144ZM149 71H150V70H149ZM152 71H153V70H152ZM155 71H157V70H155ZM196 71H197V70H196ZM201 71H202V70H201ZM215 71H216V70H215ZM217 71H218V70H217ZM221 71H222V70H221ZM237 71H239V70H237ZM237 71H235V72H237ZM1 72H2V71H1ZM4 72H6V71H4ZM21 72H22V70H21ZM26 72H27V71H26ZM26 72H25V73H26ZM50 72H51V71H50ZM74 72H75V71H74ZM77 72H78V71H77ZM84 72H83V74H84ZM87 72H85V73H87ZM95 72H96V71H95ZM143 72H142V71L138 72V75H139V73H140V75H141V73H143ZM187 72H188V71H187ZM210 72H211V71H210ZM248 72H250V71L248 70ZM6 73H8V72H6ZM6 73H5V74H6ZM25 73H24V74H25ZM27 73H29V72H27ZM30 73H32V70H31ZM30 73L28 74V76L30 77V75H31L30 78L32 79L34 76L32 77V74H30ZM35 73H36V72H35ZM35 73H34V75H35ZM39 73H40V72H39ZM42 73H43V72H41V74H42ZM45 73H46V72H45ZM45 73H44V76H45ZM80 73H82V72H80ZM109 73L111 74V73H113V71H112V72H111V71L107 72V76H108ZM115 73H116V72H115ZM130 73H131V72H130ZM219 73H220V71H219ZM222 73H224V72L222 71ZM225 73H226V72H225ZM228 73H229V70H228ZM233 73H234V72H233ZM5 74H4L3 77H5ZM11 74H12V72H11ZM11 74H10V75H11ZM22 74H23V73H22ZM47 74H48V73H47ZM52 74H53V69H52ZM67 74H68V75H67ZM91 74H92V73H91ZM94 74H95V73H94ZM99 74H100V73H99ZM99 74H98V75H99ZM103 74H105V73H103ZM116 74H117V73H116ZM121 74H122V73H120L119 75H121ZM126 74H127V73H126ZM126 74H124V75H126ZM135 74H136V73H135V71H134V75H135ZM143 74H144V73H143ZM185 74H186V73H185ZM205 74H206V73H205ZM216 74H217V73H216ZM258 74H257V76H258ZM263 74H262V75H263ZM1 75H2V74H1ZM1 75H0V76H1ZM25 75H26V74H25ZM37 75H38V73H37ZM50 75H51V74H50ZM57 75L59 76V74H57ZM57 75H56V76H57ZM80 75H81V77H80ZM87 75H88V74H87ZM92 75H93V74H92ZM98 75H97V77H100V76H98ZM113 75H114V73H113ZM113 75L111 74V75H109V76H111V78H112ZM144 75H145V74H144ZM214 75H215V74H214ZM224 75H225V74H224ZM224 75H223V77L226 78V76H224ZM262 75H261V76H262ZM15 76H16V75H15ZM20 76H21V75H20ZM39 76H40V74H39ZM41 76H43V75H41ZM44 76H43V79H44ZM60 76H61V75H60ZM60 76H59V77H60ZM63 76H62V78H63ZM83 76H84V75H83ZM104 76H106V74H105ZM104 76L102 75L103 78H104ZM114 76H115V75H114ZM126 76H127V75H126ZM132 76H133V75H132ZM182 76H183V75H182ZM191 76H192V75H191ZM211 76H212V75H211ZM228 76H229V74H228ZM230 76H231V74H230ZM234 76H235V75H234ZM245 76H246V75H245ZM261 76H260V77H261ZM1 77H2V76H1ZM1 77H0V78H1ZM3 77H2V79H4ZM8 77H9V73H8ZM8 77H7V78H8ZM13 77H14V75H13ZM13 77H12V78H13ZM17 77H18V76H17ZM35 77H37V76H35ZM53 77H54V75H53ZM59 77H58V78H59ZM85 77H86V75H85ZM88 77H90V76L88 75ZM116 77L119 78L120 76L117 75ZM124 77H125V76H124ZM127 77H128V76H127ZM135 77H136V76H135ZM177 77H178V75H177ZM177 77H176V78H177ZM193 77H194V76H193ZM197 77H198V76H197ZM251 77H253V75H252ZM254 77H255V76H254ZM254 77H253V78H254ZM20 78H21V77H20ZM24 78H25V77H24ZM26 78H28V77H26ZM26 78H25V79H26ZM39 78H40V77H38V79H39ZM47 78H48V76L46 77L45 80H47ZM51 78H52V77H51ZM54 78H55V77H54ZM62 78H60V79H62ZM92 78H93V76L91 77V79H92ZM105 78H106V77H105ZM105 78H104V80H106ZM109 78H110V77H109ZM109 78H108V80H109ZM111 78H110V79H111ZM137 78H138V77H137ZM142 78H143V77H142ZM168 78H169V77H168ZM168 78L165 77V78L162 79V80L165 82V79H168ZM186 78H187V77H186ZM188 78H189V77H188ZM191 78H192V77H191ZM201 78H202V77H201ZM229 78H230V77H229ZM244 78H246V77H244ZM253 78H252V79H253ZM255 78H256V77H255ZM258 78H259V77H258ZM262 78H263V76H262ZM262 78H261V79H262ZM5 79H6V77H5ZM5 79H4V80H5ZM18 79H19V78H18ZM28 79H29V78H28ZM31 79H30V80H31ZM84 79H85V78H84ZM88 79H89V78H88ZM99 79H100V78H99ZM112 79H113V78H112ZM138 79H139V78H138ZM169 79H170V78H169ZM171 79H172V78H171ZM181 79H182V78H181ZM193 79H194V78H193ZM213 79H214V78H213ZM217 79H218V78H217ZM220 79H221V78H220ZM226 79H227V78H226ZM249 79H250V81L252 80L251 78H249ZM6 80H7V79H6ZM6 80H5V81H6ZM16 80H17V78H16ZM36 80H37V78H36ZM51 80L55 81V79H51ZM56 80H57V79H56ZM96 80H97V78H96ZM115 80H117V79H115ZM115 80H114V82H116ZM130 80H131V79H130ZM130 80H129V81H130ZM133 80H134V78H133ZM135 80H136V79H135ZM135 80H134V81H135ZM174 80H176L175 77H174ZM174 80H172V81H174ZM178 80H179V79H178ZM195 80H196V79H195ZM203 80H204V79H203ZM207 80L209 81V77H208ZM207 80H205V81H207ZM224 80H225V79H224ZM234 80H235V79H234ZM8 81H12V80L8 79ZM21 81H22V80H21ZM31 81H32V80H31ZM40 81H41V79H40ZM40 81H37V82H40ZM53 81H51V82H53ZM59 81H60V80H59ZM84 81H86V80H84ZM91 81H92V80H91ZM93 81H94V80H93ZM93 81H92V82H93ZM98 81H100V80H97V82H98ZM117 81H118V80H117ZM136 81H137V80H136ZM139 81H140V80H139ZM145 81H146V80H145ZM168 81H169V80H168ZM168 81H167V82H168ZM170 81H171V80H170ZM176 81H177V80H176ZM186 81H187V79H186ZM196 81H197V80H196ZM210 81H211V80H210ZM215 81H216V80H215ZM217 81H218V80H217ZM232 81H233V80H232ZM240 81H243L242 78H241ZM244 81L247 82V81H248V78H247V81H246V79H245ZM255 81H256V80H255ZM260 81H261V80H260ZM263 81H264V80H263ZM25 82H28V81H24V82L21 83V84H24ZM34 82H35V81H34ZM70 82H71V81H70ZM88 82H89V81H88ZM97 82H95V84H97ZM108 82H109V81H108ZM108 82H107V83H108ZM110 82L113 83V81H111V80H110ZM143 82H144V81H143ZM177 82H178V81H177ZM183 82H185V80H184ZM183 82H182V84H184ZM198 82H199V81H198ZM211 82H212V81H211ZM213 82H214V81H213ZM227 82H228V81H227ZM235 82H236V81H235ZM237 82H238V79H237ZM10 83H11V82H10ZM10 83L7 84V85H10ZM16 83H17V82L14 83V80H13V83H11V85H12V84H15V85H16ZM42 83H43V82H41V86H42ZM44 83H45V82H44ZM48 83H49V85L51 86L50 82H48ZM53 83H54V82H53ZM55 83H57V82H55ZM55 83H54V85H56ZM68 83H69V82H68ZM118 83H119V82H117L116 84L114 83V84L117 85ZM133 83H134V82H133ZM168 83H169V82H168ZM178 83H179V82H178ZM186 83H187V82H186ZM191 83H193V82H191ZM194 83H195V81H194ZM205 83H206V82H205ZM219 83H220V81H218V84H219ZM221 83H222V86H224V85H223L224 83H223V82H221ZM221 83H220V84H221ZM231 83H232V82H231ZM242 83H243V82H242ZM247 83H248V82H247ZM247 83H246V84H247ZM251 83H253V82H251ZM4 84H5V83H4ZM4 84L2 83L1 85L3 86ZM17 84H20V83H17ZM21 84H20V85H21ZM58 84H59V83H57L56 86H58ZM83 84H84V83H83ZM87 84H88V83H87ZM99 84H101V82H99ZM124 84H125V83L123 82V85H124ZM127 84H128V82H127ZM145 84H146V82H145ZM148 84H149V82H148ZM173 84H174V83H173ZM176 84H177V83H176ZM206 84H207V83H206ZM206 84H205V85H206ZM209 84H211V86L213 85L212 83H209ZM220 84H219V85H220ZM234 84H235V83H234ZM237 84H239V82H238ZM244 84H245V83H244ZM248 84H250V82H249ZM248 84H247V86H248L247 88H248L249 90L246 91V90H245L246 87L244 86V90H245V92H242V91H244L243 88H242V91H241V92H242V96H240V97H242V99H243L242 102L244 103V105L242 104V105L244 106V107H243V108H244V109H243L244 111L241 112V113H242V116H243L244 120L249 119V120L253 121L255 124H256V122H257V124H260V123H261V120L258 119L259 117L257 118V116H258V115L260 116V114H257L256 110H258V109H256V105H255V104H257L255 100H256V98H258V97L256 96L257 92H256V94H255V91L253 92V90L250 89V88H252V87H251L252 84H251L250 86H249ZM262 84H263V83H262ZM15 85H14V86L12 85L13 90H14L16 87H19V90H18V88H16V90H15L16 92L13 91L12 88H11V91L15 92V94H16L17 92H19V91H23V90L25 89V88H24V89L22 88V89H23V90H22V89L20 88V86H17V85L15 86ZM33 85L37 86L35 83H34ZM39 85H40V84H39ZM73 85H75V86H73ZM89 85H90L89 87L92 86L91 82H89ZM123 85H121V86H123ZM143 85H144V84H143ZM163 85H164V84H163ZM185 85H187V84H185ZM189 85H190V84L188 83V86H189ZM192 85H194V84H192ZM199 85H200V84H199ZM203 85H204V84H203ZM203 85H202V86H203ZM216 85H217V84H216ZM240 85H241V84H239V88L237 87L238 89L235 87V88L237 89V91H238L239 89L241 90V88H240L241 86H240ZM242 85H243V84H242ZM257 85H258V83L256 84V86H257ZM259 85H260V84H259ZM44 86L46 87V85H44ZM44 86H43V87H44ZM56 86H55V87H56ZM61 86H62V85H61ZM61 86H59V87H61ZM104 86H105V85H104ZM117 86H118V85H117ZM119 86H120V83H119ZM136 86H137V85H136ZM147 86H148V85H147ZM149 86H150V85H149ZM168 86H169V85H168ZM178 86H181V85L179 84ZM217 86H218V85H217ZM256 86L254 85L253 88H255ZM261 86H262V85H261ZM3 87H4V86H3ZM3 87H2V88H3ZM8 87H11V86H8ZM14 87H15V88H14ZM22 87H23V86H22ZM24 87H26V85H24ZM47 87H48V84H47ZM52 87H53V86H52ZM55 87H53V88H55ZM74 87H75L76 89H75ZM78 87H81V89H83V87H84L85 90H80ZM98 87H99V85H98ZM106 87L108 88V86H106ZM110 87H111V86H110ZM114 87H115V86H114ZM145 87H146V86H145ZM151 87H152V86H151ZM162 87H163V86H162ZM164 87H166V86L164 85ZM173 87H174V86H173ZM173 87H172V85H171V88H173ZM190 87H191V85H190ZM190 87H189V88H190ZM197 87L199 88L198 84H197ZM205 87H206V86H205ZM213 87H214V85H213ZM218 87H219V86H218ZM218 87H217V88H218ZM242 87H243V86H242ZM249 87H250V88H249ZM262 87H263V86H262ZM4 88H5V87H4ZM6 88H7V87H6ZM6 88H5V89H6ZM26 88H28V85H27ZM73 88H74V90H73ZM77 88H78L79 90H78ZM86 88H87V90H86ZM93 88H94V87H93ZM101 88H103V87H100V89H101ZM115 88H116V87H115ZM143 88H144V87H143ZM156 88H157V87H156ZM171 88H169V89H171ZM183 88H184V87H183ZM194 88H195V87H194ZM221 88H222V87H221ZM221 88H220L219 90H222ZM230 88H231V87H230ZM263 88H264V87H263ZM20 89H21V90H20ZM42 89H44V88H42ZM63 89H64V88H63ZM94 89H95V88H94ZM94 89H93V91H94ZM104 89L107 90L106 88H104ZM134 89H135V88H134ZM138 89H139V88H138ZM144 89H145V88H144ZM148 89H151V90H152V88H150V87H149ZM165 89H166V88H165ZM169 89L167 90V92L169 91ZM173 89H174V90H173ZM173 89H172V90L175 91V88H173ZM178 89H179V88H178ZM190 89H192V88H190ZM196 89H197V88H196ZM206 89H207V88H206ZM255 89H256V88H255ZM28 90H30V88H29ZM34 90L37 91L38 88L36 87V89H34ZM34 90H33V91H34ZM91 90H92V89H91ZM110 90H111V89H110ZM113 90H114V89H113ZM113 90H112V91H113ZM142 90H143V89H142ZM142 90H141V91H142ZM155 90H157V89H155ZM183 90H184V89H183ZM183 90H182L181 92H183ZM198 90H199V89H198ZM198 90H197V91H198ZM202 90L205 91L204 89H202ZM202 90H201L200 92H202ZM208 90H210V89H208ZM223 90H224V89H223ZM232 90H233V89H232ZM240 90H239V91H240ZM258 90H259V88H258ZM24 91H26V90H24ZM31 91H32V90H31ZM45 91H46V89H45ZM53 91H54V90H53ZM83 91H84V92H83ZM93 91L90 92V93H93ZM96 91H97V90H96ZM96 91H95V92H96ZM107 91H108V90H107ZM112 91H108V93H109V92L111 93ZM122 91H123V90H122ZM162 91H163V90H162ZM177 91H178V90H177ZM186 91L188 92V90H186ZM189 91H190V90H189ZM234 91H235V90H234ZM237 91H236V92H237ZM256 91H257V90H256ZM1 92H3V90H2ZM1 92H0V93H1ZM5 92H6V91H5ZM26 92H27V91H26ZM26 92H25V93H26ZM37 92H38V91H37ZM37 92H36V93H37ZM43 92H44V91H43ZM77 92H76V93H77ZM87 92L89 93V91H87ZM113 92H114V91H113ZM113 92H112V94H114ZM116 92H117V91H116ZM153 92H154V91H153ZM160 92H161V91H160ZM160 92H159V93H160ZM165 92H166V90L163 91V93H165ZM179 92H180V91H179ZM217 92H218V91H217ZM224 92H225V91H224ZM3 93H4V92H3ZM8 93H10V91H9ZM21 93H22V92H21ZM29 93H30V91H29ZM29 93H28V94H29ZM62 93H63V92H62ZM62 93H61V95H63ZM96 93L99 94V91H97ZM104 93H106V91H105ZM108 93H107V94H108ZM117 93H118V92H117ZM155 93H156V92H155ZM171 93L173 94V92H171ZM188 93H189V92H188ZM188 93H187V94H188ZM198 93H199V92H198ZM208 93H209V92H208ZM218 93H219V92H218ZM220 93H222V92L220 91ZM239 93H240V92H239ZM5 94H6V93H5ZM5 94H4V95H5ZM19 94H20V93H19ZM30 94H31V93H30ZM41 94H42V93H41ZM79 94H78V95H79ZM102 94H103V93H102ZM138 94H140V93H138ZM143 94H144V93H143ZM146 94H148V93H146ZM150 94H151V93H150ZM166 94H167V93H166ZM172 94H170V95H172ZM174 94H175V92H174ZM176 94H178V93H176ZM182 94H183V93H182ZM184 94H185V93H184ZM224 94H225V93H224ZM226 94H227V93H226ZM230 94H231V93H230ZM232 94H234V93L232 92ZM235 94H236V93H235ZM235 94H234V96H235ZM6 95H7V94H6ZM11 95H12V94H10L9 96H6V97H10ZM24 95H25V94H24ZM31 95H32V94H31ZM57 95H58V94H57ZM61 95H60V96H61ZM75 95H76V94H75ZM75 95H74V96H75ZM104 95H105V94H104ZM108 95H109V94H108ZM131 95H132V94H131ZM136 95H137V94H136ZM167 95H168V94H167ZM178 95H179V97L181 96L180 94H178ZM185 95H186V94H185ZM215 95H216V94H215ZM217 95H219V94H217ZM238 95H240V94H238ZM238 95H237V96H238ZM14 96H15V95H13V97H14ZM16 96H17V95H16ZM50 96H51V95H50ZM52 96H54V95H52ZM55 96H56V95H55ZM63 96H66V95L64 94ZM76 96H77V95H76ZM89 96L92 97L93 95L91 96V95L89 94ZM94 96H95V94H94ZM94 96H93V97H94ZM138 96H139V95H138ZM147 96H148V95H147ZM172 96H174V95H172ZM172 96H170V97H172ZM260 96H261V94H260ZM2 97H3V94H2ZM13 97L11 96L10 98H13ZM21 97H22V96H21ZM21 97H20V99H21ZM25 97H26V95H25ZM82 97H83V96H82ZM82 97H81V101H79L80 98H79V99L76 98L78 103H79V102H80V103H84V102H85V101L82 102ZM90 97H89V99H91ZM98 97H99V95H98ZM100 97H101V96H100ZM104 97H105V96H104ZM109 97H110V96H109ZM133 97H134V96H133ZM136 97H137V96H136ZM159 97H160V96H159ZM168 97H169V96H168ZM174 97H177V96L175 95ZM182 97H183V96H182ZM216 97H217V96H216ZM216 97H214V98H216ZM220 97H222V98H221L222 101L220 100V101L222 102V103L220 102V103H221V106H222V104H223V108H224V107L226 108V109H225L226 111L224 112V115H226V116L229 115V116H230V114H232V117H227V118L229 119V121H231L230 118H234V117H236L235 115L237 114V112H238L240 109H241L240 111H242V108H240L239 110H236L237 108H236V109H235V108L233 109V107H231V106L233 105V102H232V104H231V102H230V100H231L232 97L230 98V100H229V98L226 99L227 97L224 99V95L221 96V94H220ZM27 98H28V95H27ZM29 98H30V97H29ZM54 98H55V97H54ZM57 98H58V97H57ZM60 98H61V97H60ZM105 98H106V97H105ZM131 98H132V97H131ZM134 98H135V97H134ZM134 98H133V99H134ZM147 98H148V97H146V99H147ZM150 98H151V97H150ZM184 98H185V96H184ZM210 98H211V97H210ZM214 98H212V99L214 100ZM236 98H237V97H236ZM8 99H9V98H8ZM20 99H19V101H20ZM45 99H46V98H45ZM58 99H59V98H58ZM67 99L70 100V99H72V98H67ZM85 99H86V98H85ZM89 99H88V100H89ZM94 99H95V97H94ZM102 99H103V97H102ZM111 99H112V98H111ZM139 99H140V98H139ZM139 99H138V100H139ZM166 99H167V98H166ZM185 99L187 100V98H185ZM212 99H211V100H212ZM218 99H220V98H218ZM233 99H234V98H233ZM237 99H238V98H237ZM35 100H36V99H35ZM39 100H40V99H39ZM39 100H38V101H39ZM42 100H43V98H42ZM42 100H41V102H43ZM49 100H51V99H49ZM55 100H56V99H55ZM64 100L66 101V99H64ZM64 100H63V101H64ZM97 100H98V99H97ZM97 100H96V101L94 100L93 102H97ZM100 100H101V99H100ZM106 100H107V99H106ZM108 100H109V99H108ZM136 100H137V99H136ZM138 100H137V101H138ZM159 100H161V99H159ZM174 100H175V99H174ZM186 100H185V101H186ZM235 100H236V99H235ZM235 100H234V101H235ZM2 101H3V99H2ZM15 101H16V100H15ZM22 101H23V100H22ZM24 101H25V100H24ZM33 101H34V100H33ZM52 101H53V98H52V100H51L50 102L52 103ZM63 101H62V102H63ZM98 101H99V100H98ZM103 101H104V99L102 100V102H103ZM177 101H178V100H177ZM190 101H191V100H190ZM215 101H216V100H215ZM237 101H238V100H237ZM240 101H241V100H240ZM258 101H259V100H258ZM13 102H14V101H13ZM17 102H18V101H17ZM20 102H21V101H20ZM20 102H18V103H20ZM34 102H35V101H34ZM39 102H40V101H39ZM44 102H46V100H45ZM50 102H49V104H50ZM67 102H68V101H67ZM70 102H71V101H70ZM91 102H92V101H91ZM102 102H100V104H101ZM116 102H117V101H116ZM160 102H162V101H160ZM174 102H175V101H174ZM178 102H179V101H178ZM178 102H177V103H178ZM187 102H189V100H188ZM238 102H239V101H238ZM238 102H237V103H238ZM242 102H241V103H242ZM259 102H260V101H259ZM10 103H11V102H10ZM14 103H15V102H14ZM14 103H13V104H14ZM21 103H22V102H21ZM24 103H26V102H24ZM31 103H32V102H31ZM59 103H60V101H59ZM71 103H73V102H71ZM80 103H79V105H80ZM107 103H108V101H107ZM111 103H112V102H111ZM213 103H214V102H213ZM220 103H218V105H219ZM237 103H236V101L234 102V104H236V105H237ZM28 104H30V103H28ZM28 104H27V105H28ZM40 104H41V103H40ZM40 104H39V105H40ZM49 104H47V105L50 106ZM60 104H61V103H60ZM62 104H63V103H62ZM75 104H77L76 101H75ZM86 104H87V102H85V105L81 104V105H80L81 108L87 106ZM96 104H97V103H96ZM115 104H116V103H115ZM173 104H175V103H173ZM180 104H181V103H180ZM185 104H186V103H185ZM209 104H211V103H209ZM238 104H240V103H238ZM11 105H12V103H11ZM21 105H23V104H21ZM42 105H43V104H42ZM47 105H46V106H47ZM51 105H52V104H51ZM65 105H66V104H65ZM65 105H64V107H66ZM68 105H69V104H67V106H68ZM70 105H71V104H70ZM88 105H89V103H88ZM93 105H94V104H93ZM104 105H105V104H104ZM178 105H179V103H178ZM183 105H184V104H183ZM236 105H233V106H236ZM242 105H241V106H242ZM263 105H264V104H263ZM263 105H262V106H263ZM30 106H31V105H30ZM30 106H29V107H30ZM46 106H45V107H46ZM58 106H60V105L58 104ZM108 106H109V105H108ZM108 106H107V107H108ZM112 106H113V103H112ZM112 106H110V107H112ZM116 106H117V105H116ZM174 106L177 107L176 104H175ZM210 106H212V105H210ZM213 106H214V105H213ZM221 106H220V107H221ZM239 106H240V105H239ZM259 106H260V105H259ZM11 107H12V106H11ZM33 107H35V105H34ZM37 107H38V106H37ZM60 107H61V106H60ZM64 107H63V108H64ZM88 107H89V106H88ZM93 107H96V105L93 106ZM93 107H92V108H93ZM97 107H98V106H97ZM99 107H101V106H99ZM215 107H216V105H215ZM215 107H214V108H215ZM220 107H219V109H220ZM257 107H258V106H257ZM263 107H264V106H263ZM15 108H16V107H15ZM18 108H20V106H19ZM21 108H22V107H21ZM26 108H27V107H26ZM31 108H32V107H30V109H31ZM39 108H40V107H39ZM42 108H43V107H42ZM58 108H59V107H58ZM63 108H62V109H63ZM68 108H69V106H68ZM68 108L66 109L67 111H68ZM72 108H73V105H72ZM76 108H77V107H75V109H76ZM78 108H79V107H78ZM101 108H102V107H101ZM104 108H106V107L104 106ZM115 108H116V107H115ZM163 108H164V107H163ZM165 108H166V107H165ZM179 108H180V105H179ZM223 108H222V109H223ZM227 108H228V110H227ZM229 108H230V109H229ZM2 109H3V108H2ZM2 109L0 108V111H1ZM7 109H8V108H7ZM9 109H10V108H9ZM28 109H29V108H28ZM33 109H34V108H33ZM45 109H46V108H45ZM69 109H70V108H69ZM73 109H74V108H73ZM75 109H74V110H75ZM79 109H80V108H79ZM79 109H78V110H79ZM112 109H113V108H112ZM212 109H213V108H212ZM216 109H217V108H216ZM231 109H232L233 111L235 110L234 112H236V111H237V112H236V113H231V112H233V111H230ZM10 110H11V109H10ZM15 110H16V109H15ZM15 110H13V112H14ZM21 110H22V109H21ZM35 110H36V108H35ZM40 110H41V109H39V111H40ZM53 110H54V109H53ZM53 110H52V113L54 112ZM59 110H60V109H59ZM71 110H72V109H71ZM74 110H73V111H74ZM81 110H82V109H81ZM81 110H79V112H80ZM94 110H95V112L97 111L96 108H95ZM102 110H103V109H102ZM104 110H105V109H104ZM109 110H110V109H109ZM180 110H181V109H180ZM260 110H261V108H260ZM2 111H3V110H2ZM8 111H9V110H8ZM8 111H7V112H8ZM24 111L26 112V109H25ZM24 111H23V112H24ZM31 111H32V110H31ZM37 111H38V110H37ZM39 111H38V112H39ZM60 111H62V110H60ZM60 111H59V112H60ZM64 111H65V110H64ZM76 111H77V109H76ZM82 111H84V113H86V112H85L86 109H84V110H82ZM82 111H81V112H82ZM88 111H89V110H87V112H88ZM91 111L93 112V110H91ZM99 111H100V110H99ZM112 111H113V110H112ZM112 111H111V112H112ZM10 112H11V111H10ZM20 112H21V111H20ZM28 112H29V111H28ZM34 112H35V111H34ZM48 112H50V111H48ZM48 112H47V113H48ZM57 112H58V110H57ZM100 112H101V111H100ZM109 112H110V111H109ZM109 112H108V113H109ZM217 112H218V111H217ZM219 112H221V111H219ZM262 112H263V111H262ZM262 112H260V113H262ZM5 113H6V112H5ZM29 113H30V112H29ZM32 113H33V112H32ZM36 113H37V112H36ZM45 113H46V112H45ZM45 113H44V114H45ZM54 113H55V112H54ZM54 113H53V115L55 116ZM67 113L69 114V111L66 112V115H64V116H68ZM71 113H74V112H71ZM82 113H83V112H82ZM84 113H83V114H84ZM225 113H226V114H225ZM238 113H240V112H238ZM258 113H259V112H258ZM2 114H3V116H4V113H2ZM7 114H8V113H7ZM11 114H12V113H11ZM11 114L9 113V116H10ZM18 114H19V112H18ZM24 114H25V113H24ZM30 114H31V113H30ZM30 114H29V115H30ZM37 114H38V113H37ZM61 114H62V113H61ZM76 114H77V112H76ZM83 114H81V116H83ZM101 114H103V113H101ZM101 114H100V115H101ZM233 114H235L234 117H233ZM13 115H14V114H13ZM26 115H27V114H26ZM29 115H28V116H29ZM58 115H59V114H58ZM74 115H75V114H74ZM79 115H80V114H79ZM85 115H88V113L84 114L83 117H85ZM92 115H93V114H92ZM103 115H104V114H103ZM103 115H102V116H103ZM108 115H110V114H108ZM174 115H175V114H174ZM174 115H172V116H174ZM199 115H201V114H199ZM205 115H206V114H205ZM220 115H222V117H223V112H222ZM9 116H6V115H5V117H8V118L11 119L12 116H11V117H9ZM34 116H35V115H34ZM34 116H33V117H34ZM40 116H42V115H40ZM44 116H46V115H44ZM48 116H49V115H48ZM50 116H51V114H50ZM59 116H61V115H59ZM71 116H73V115H70L69 117H71ZM77 116H78V115H77ZM77 116H74V117H77ZM90 116H91V115H90ZM97 116H99V115H97ZM97 116H95L96 119L101 118V116H99L98 118H97ZM104 116H106V115H104ZM104 116H103V117H104ZM186 116H187V115H186ZM226 116H225V118H226ZM242 116L239 114L238 117L241 118ZM262 116H263V115H262ZM18 117H19V116H18ZM20 117H22V116H20ZM24 117H26V116H24ZM31 117H32V116H31ZM37 117H38V116H37ZM52 117H53V116H52ZM56 117H57V115H56ZM56 117H55V120H56ZM69 117H68V118H69ZM83 117H80V118H83ZM91 117H92V116H91ZM147 117H148V116H147ZM147 117H146V118H147ZM149 117H150V116H149ZM198 117H199V116H198ZM205 117H206V116H205ZM0 118H1V117H0ZM3 118H4V117H3ZM15 118H16V115H15ZM28 118H30V117H28ZM53 118H54V117H53ZM58 118L61 119V117H58ZM77 118H78V117H77ZM89 118H90V117H89ZM107 118H108V117H107ZM176 118H177V116H176ZM236 118H237V117H236ZM5 119H6V118H5ZM10 119H9V121H10ZM31 119H32V118H31ZM41 119H44V118H41ZM48 119H49V118H48ZM50 119H51V117H50ZM60 119H59V120H60ZM66 119H67V117H66ZM72 119H73V118H72ZM78 119H79V118H78ZM85 119H86V117H85ZM91 119H92V118H91ZM94 119H95V118H94ZM94 119H92V120H94ZM178 119H179V118H178ZM221 119H222V118H221ZM257 119H258V121H256ZM262 119H263V118H262ZM3 120H4V119H3ZM11 120H12V119H11ZM21 120H22V118H21ZM21 120H17V121H19V123H20ZM27 120H28V119H27ZM27 120H26V121H27ZM35 120H36V119H35ZM39 120H40V119H39ZM45 120H46V119H45ZM55 120L52 119V121H50V120H48V121H50V122L53 123V121H55ZM63 120H64V119H63ZM74 120H76V119H74ZM148 120H150V119H148ZM164 120H165V119H164ZM192 120H193V119H192ZM209 120H210V119H209ZM219 120H220V119H219ZM241 120H242V119H241ZM0 121H2V119H1ZM12 121H13V120H12ZM12 121H10V123H12ZM14 121H15V120H14ZM22 121H23V120H22ZM32 121H33V120H32ZM36 121H37V120H36ZM36 121H35V122H36ZM40 121H42V120H40ZM56 121H57V120H56ZM69 121H71V120H69ZM69 121H68V122H69ZM72 121H73V120H72ZM72 121H71V122H72ZM77 121H78V120H76V124H78ZM80 121H81V119H80ZM82 121H83V119H82ZM87 121H88V119H87ZM182 121H183V120H182ZM224 121H225V120H224ZM229 121H228V122H229ZM232 121H233V119H232ZM234 121H235V120H234ZM6 122H8V121H6ZM6 122L3 123V124H6ZM15 122H16V121H15ZM37 122H38V121H37ZM37 122H36V123H37ZM43 122H44V121H43ZM45 122H46V121H45ZM50 122H49V123H50ZM57 122H58V121H57ZM71 122H69V124H71ZM139 122H140V121H139ZM178 122H179V121H178ZM180 122H181V121H180ZM204 122H205V121H204ZM208 122H209V121H208ZM236 122H239V121L237 120ZM241 122H243V121H241ZM249 122H250V121H249ZM253 122H252V124H253ZM10 123H9V125H10ZM23 123H24V121H23ZM33 123H34V121H33ZM33 123H31V124H33ZM38 123H39V122H38ZM41 123H42V122H40L39 124H41ZM49 123H48V124H49ZM54 123H55V124H52V125H55V126H56V125H57L56 122H54ZM63 123L65 124V123H67V122L64 121ZM72 123H73V122H72ZM79 123H80V122H79ZM82 123H84V122H82ZM146 123H147V122H146ZM200 123H202V122H200ZM209 123H210V122H209ZM219 123H220V122H219ZM247 123H248V122H247ZM13 124H14V122H13ZM13 124H12V125H13ZM16 124H17V125H16ZM20 124H21V123H20ZM20 124L15 123L16 126H18V125H20ZM26 124H28V122H27ZM50 124H51V123H50ZM59 124H60V122H59ZM67 124H68V123H67ZM74 124H75V122H74ZM74 124L71 125V128H72V126H74ZM204 124H205V123H204ZM0 125H1V124H0ZM9 125H7V127H8ZM15 125H14V126H15ZM33 125H34V124H33ZM33 125H31V126H33ZM82 125H83V124H82ZM82 125H81V123H80V125L78 124L79 127L82 126ZM84 125H85V124H84ZM198 125H200V124H198ZM202 125H203V124H202ZM247 125H248V124H247ZM1 126H2V125H1ZM3 126H4V125H3ZM10 126H11V125H10ZM16 126H15V128L13 127L14 129L11 127V128H10L11 131H12V130H15V129H17V128L19 127V126H18V127L16 128ZM20 126H21V125H20ZM23 126H24V125H23ZM29 126H30V125H29ZM31 126H30V127H31ZM36 126H37V124H36ZM40 126H43V124L40 125ZM49 126H50V125H49ZM59 126H60V125H58V126H56V127H59ZM78 126H77L76 128H78ZM235 126H236V125H235ZM240 126H241V124H240ZM250 126H251V125H250ZM250 126H249V127H250ZM255 126H257V125H255ZM259 126H260V125H259ZM4 127H5V126H4ZM7 127H6V128H7ZM45 127H46V126H45ZM53 127H54V126H53ZM60 127H61V126H60ZM62 127H64V126L62 125ZM69 127H70V125H69ZM74 127H75V126H74ZM74 127H73V128H74ZM208 127H210V125H208ZM223 127H224V126H223ZM242 127H243V126H242ZM244 127H245V126H244ZM2 128H3V127H2ZM2 128H1V129H2ZM34 128H36V127H34ZM34 128H33V132H34V130H35V133H34V134L37 135V134H38V133H37L38 131L36 132V129H37V128H36V129H34ZM40 128H41V127H40ZM46 128H47V127H46ZM54 128H55V127H54ZM142 128H143V127H142ZM211 128H212V126H211ZM257 128H258V127H257ZM8 129H9V128H8ZM20 129H21V128H20ZM20 129H19V130H20ZM42 129H43V128H42ZM58 129H59V128H58ZM74 129H75V128H74ZM80 129L84 130L83 128H80ZM80 129H79V130H80ZM85 129H86V128H85ZM212 129H213V128H212ZM214 129H215V128H214ZM225 129H226V128H225ZM225 129L223 128V130H225ZM244 129H246V128H244ZM2 130H4V129H2ZM2 130H1V132H2ZM17 130H18V129H17ZM21 130L24 131L23 128H22ZM26 130H27V129H26ZM37 130H38V129H37ZM55 130H56V129H55ZM61 130H62V129H61ZM63 130H64V129H63ZM65 130H66V127H65ZM77 130H78V129H77ZM77 130H76V131H77ZM143 130H146V129H143ZM247 130H248V129H247ZM261 130H262V129H261ZM11 131H9L8 133H10ZM30 131H31V129H30ZM41 131H42V130H41ZM41 131H39V135H41V133H40ZM47 131H48V130H47ZM49 131H50V129H49ZM52 131H53V130H52ZM59 131H60V130H59ZM59 131H57V132H59ZM74 131H75V130H74ZM74 131H73V132H74ZM249 131H250V130H249ZM256 131H257V130H256ZM31 132H32V131H31ZM31 132H29V135H26V134H24V133H23V134L26 135V137H28V136H30V135H31L30 138H31L32 136L35 137V135H33ZM60 132H61V131H60ZM73 132L71 131V133H70V131H69V132H68V136H71L70 134H72ZM78 132H79V131H78ZM206 132H207V131H206ZM217 132H218V131H217ZM3 133H4V131H3ZM5 133H6V132H5ZM13 133H14V131H13ZM19 133H20V132H19ZM26 133H27V132H26ZM36 133H37V134H36ZM45 133H46V132H45ZM49 133H50V132H49ZM52 133H53V132H51V134H52ZM64 133H65V132H64ZM69 133H70V134H69ZM75 133H76V132H75ZM207 133H209V132H207ZM0 134H1V133H0ZM17 134H18V133H17ZM17 134L15 133V135H17ZM20 134H21V133H20ZM20 134H18V135H20ZM27 134H28V133H27ZM66 134H67V132H66ZM66 134H65V136H66ZM249 134H251V133H249ZM15 135H14V136H15ZM39 135L36 136V137L38 138ZM43 135H44V134H43ZM43 135H42V136H43ZM52 135H53V134H52ZM54 135H56V133H54ZM72 135H73V134H72ZM217 135H219V134H217ZM256 135H257V134H256ZM60 136H61V135H60ZM68 136H67V137H68ZM73 136H74V135H73ZM257 136H258V137H257L258 139L256 138V142H259V145H261V142H262V141L264 142V137H262L263 135L261 136V134H260V135H257ZM7 137H8V136H7ZM18 137H19V136H18ZM23 137H24V136H23ZM33 137H32V138H33ZM40 137H41V136H40ZM44 137H46V136H44ZM44 137H43V138H44ZM63 137H64V136H63ZM71 137H72V136H71ZM71 137H70V138H71ZM205 137H206V136H205ZM205 137H204V138H205ZM248 137H249V136H248ZM252 137H253V136H252ZM252 137H251V138H252ZM16 138H17V137H16ZM28 138H29V137H28ZM30 138H29V139H30ZM37 138H36V140L38 141ZM43 138H41V139H43ZM55 138H56V137H55ZM57 138H58V137H57ZM57 138H56V139H57ZM60 138H61V137H60ZM64 138H65V137H64ZM64 138H63V139H64ZM73 138H74V137H73ZM4 139H6V136H5ZM4 139H3V140H4ZM24 139H25V138H24ZM29 139H28V142H29ZM34 139H35V138H33V140H30V141H33V142H34V141H35ZM46 139H47V138H46ZM48 139L50 140L49 137H48ZM51 139H52V138H51ZM68 139H69V138H68ZM210 139H211V138H210ZM210 139H209V140H210ZM212 139H213V138H212ZM253 139H254V137H253ZM0 140H1V139H0ZM8 140H9V137H8ZM8 140H6V141H8ZM13 140H14V139H13ZM19 140L21 141L22 139L19 137ZM43 140L45 141V139H43ZM58 140H59V139H58ZM65 140L68 141L67 138H65ZM69 140H70V139H69ZM71 140H72V139H71ZM254 140H255V139H254ZM259 140H260V141H259ZM15 141H16V140H15ZM15 141H14V142H15ZM17 141H18V139H17ZM26 141H27V140H26ZM26 141H25V142H26ZM50 141H51V140H50ZM72 141H73V143H74V140H72ZM159 141H160V140H159ZM2 142H3V141H1V143H2ZM8 142H9V141H8ZM8 142H6V144H7ZM23 142H24V141H23ZM48 142H49V141H48ZM69 142H70V141H68V143H69ZM16 143H17V142H16ZM26 143H27V142H26ZM39 143H40V142H39ZM45 143H46V142H45ZM65 143H66V142H65ZM68 143H66V144H68ZM71 143H72V142H71ZM2 144H3V143H2ZM2 144H0V145L2 146ZM4 144H5V142H4ZM12 144H13V143H12ZM14 144H15V143H14ZM27 144H28V143H27ZM32 144H33V143H32ZM32 144H31V145H32ZM34 144H35V143H34ZM37 144H38V143H37ZM47 144H48V143H47ZM51 144H52V143H51ZM262 144H263V143H262ZM42 145H43V144H42ZM69 145H70V143H69ZM69 145H68V146H69ZM227 145H228V144H227ZM227 145H226V147H227ZM253 145H254V144H253ZM257 145H258V144H257ZM263 145H264V144H263ZM263 145H262V146H263ZM5 146H6V145H5ZM11 146H12V145H11ZM11 146H10V147H11ZM32 146H33V145H32ZM46 146H47V145H46ZM48 146H49V145H48ZM48 146H47V147H48ZM224 146H225V145H224ZM238 146H239V145H238ZM243 146H244V143H243ZM243 146H242V147H243ZM255 146H256V143H255ZM7 147H8V145H7ZM10 147H9V148H10ZM13 147H14V146H13ZM231 147H232V146H231ZM246 147H248V146H246ZM263 147H264V146H263ZM0 148H1V147H0ZM3 148H4V147H3ZM9 148H8V149H9ZM34 148H35V147H34ZM69 148H70V146H69ZM159 148H160V147H159ZM162 148H163V147H162ZM228 148L231 149L230 147H228ZM4 149H6V148H4ZM13 149H14V148H13ZM153 149H154V148H153ZM160 149H161V148H160ZM160 149H158V150H160ZM164 149H165V148H164ZM164 149H162V150H164ZM171 149H172V148H171ZM171 149H170V151H171ZM240 149H241V147H240ZM240 149H239V150H240ZM244 149H245V148H244ZM261 149H262V148H261ZM146 150H147V149H146ZM146 150H145V151H146ZM149 150H151V149H149ZM149 150H148V151H149ZM154 150H155V149H154ZM158 150H156V153H155V151L153 152V150H152V153H153V154H157V155H158L157 158L160 157V158H163V160L167 159L168 161L170 160V162H171V161H172V162H176V164L174 163L175 165L178 164L177 161H179V159H180V156H179V154H178L179 152L176 151L177 153H176V152H175L174 154L172 153V155H171V153H170V155H171V156H170V155H168L167 153H164V151H163L164 154L170 156V157H168V156H166V155H165V156L162 155V154H161L162 152H161V151H158ZM166 150H168V149H166ZM166 150H165V151H166ZM172 150H173V149H172ZM218 150H219V149H218ZM226 150H227V149H226ZM226 150H225V151H226ZM234 150H235V149H234ZM246 150H247V149H246ZM251 150H252V149H251ZM263 150H264V149H263ZM7 151H8V150H7ZM157 151H158V152H157ZM168 151H169V150H168ZM173 151H174V150H173ZM220 151H221V150H220ZM225 151H224V153H225ZM247 151H249V149H248ZM0 152H1V150H0ZM10 152H11V151H10ZM13 152H14V151H13ZM137 152H140V151H137ZM143 152H144V151H143ZM160 152H161V153H160ZM171 152H172V151H171ZM237 152H238V150H237ZM239 152H240V151H239ZM239 152H238V153H239ZM243 152H245V151H243ZM8 153H9V152H8ZM141 153H142V151H141ZM146 153H148V152L146 151ZM198 153L200 154V152H198ZM222 153H223V152H222ZM226 153H227V152H226ZM245 153H246V152H245ZM0 154H1V153H0ZM4 154L6 155V153H4ZM11 154H12V153H11ZM136 154H138V153H136ZM143 154H144V153H143ZM150 154H151V153H150ZM177 154H178V155H177ZM247 154H248V153H247ZM249 154H250V153H249ZM2 155H3V152H2ZM146 155H147V154H146ZM148 155H149V153H148ZM0 156H1V155H0ZM6 156H7V155H6ZM12 156H13V155H12ZM142 156H143V155H142ZM152 156H153V155H152ZM154 156H155V155H154ZM199 156H200V155H199ZM250 156H251V155H250ZM7 157H10V155L7 156ZM15 157H16V156H15ZM155 157H156V156H155ZM262 157H263V156H262ZM16 158H17V157H16ZM201 158H202V157H201ZM151 159H153V158H151ZM151 159H150V160H151ZM155 159H156V158H155ZM220 159H223V158H221V156H220ZM225 159H226V158H225ZM225 159H224V160H225ZM1 160H2V158H0V161H1ZM7 160H8V159H7ZM10 160H11V159H10ZM157 160H158V159H157ZM160 160H161V159H160ZM199 160H201V159L199 158ZM256 160H257V159H256ZM256 160H255V161H256ZM3 161H4V160H3ZM11 161H12V160H11ZM155 161H156V160H155ZM155 161H154V162H155ZM158 161H159V160H158ZM161 161H162V160H161ZM168 161H167V162H168ZM225 161H226V160H225ZM172 162H171V164H172ZM202 162H203V161H202ZM204 162H205V163H204ZM204 162H203V163H204V165L206 166L207 163H206V161H204ZM257 162H258V161H257ZM145 163H146V162H145ZM156 163H158V162H156ZM159 163H160V162H159ZM214 163H215V162H214ZM219 163H220V162H219ZM219 163H218V164H219ZM2 164H3V163H2ZM2 164H1V165H2ZM146 164H147V163H146ZM146 164H145V165H146ZM153 164H154V163H153ZM163 164H165V163L163 162ZM167 164H168V163H167ZM169 164H170V163H169ZM254 164H255V162H254ZM147 165H148V164H147ZM172 165H173V164H172ZM208 165H209V164H208ZM70 166H71V163H70ZM153 166H154V165H153ZM199 166H200V165H199ZM214 166H215V165H214ZM222 166H223V164H222ZM255 166H256V165H255ZM60 167H61V166H60ZM60 167H59V168H60ZM65 167H67V166H65ZM150 167H151V166H149V168H150ZM157 167H158V166H157ZM173 167H174V165H173ZM200 167H201V166H200ZM257 167H258V166H257ZM62 168H63V167H62ZM146 168H147V167H146ZM169 168H170V167H169ZM175 168H176V167H175ZM209 168H211V167H208V169H209ZM154 169H155V168H154ZM173 169H174V168H173ZM213 169H214V168H213ZM213 169H212V171H213ZM215 169H216V168H215ZM58 170H59V169H58ZM60 170H61V169H60ZM63 170H64V169H63ZM67 170H68V167H67ZM149 170H150V169H149ZM155 170H156V169H155ZM174 170H176V169H174ZM205 170H206V169H205ZM205 170H204V171H205ZM209 170H210V169H209ZM55 171H57V170H55ZM64 171H65V170H64ZM172 171H173V170H172ZM179 171H180V170H179ZM198 171H199V170H198ZM198 171H197V174H198ZM204 171H203V172H204ZM53 172H54V171H53ZM58 172H59V171H58ZM147 172H148V168H147ZM203 172H202V173H203ZM153 173H154V171H153ZM166 173H167V172H166ZM175 173H177V170H176ZM175 173L173 174L174 176H175ZM208 173H209V172H208ZM148 174H150V172H149ZM155 174H156V173H155ZM204 174H205V173H204ZM54 175H55V173H54ZM153 175H154V174H153ZM153 175H152V176H153ZM163 175H164V173H163ZM170 175H171V174H170ZM199 175H200V174H199ZM202 175H203V174H202ZM134 176H135V175H134ZM174 176H173V177H174ZM131 177H132V176H131ZM170 177H171V176H169V179L171 180ZM176 177H177V174H176L175 178H176ZM261 177H262V176H261ZM5 178H6V177H4V179H5ZM177 178H178V177H177ZM177 178H176V180H177ZM235 178H236V177H235ZM60 179L62 180V178H60ZM60 179H59V180H60ZM105 179H106V178H105ZM130 179H131V178H130ZM166 179H168V177H167ZM173 179H174V178H172V180H173ZM231 179H233V178H231ZM9 180H10V179H9ZM63 180H64V179H63ZM63 180H62V182H63ZM132 180H133V178H132ZM164 180H165V179H164ZM176 180H175V181H176ZM263 180H264V179H262V181H263ZM0 181H2V180H0ZM3 181H4V180H3ZM10 181H11V180H10ZM64 181H65V180H64ZM107 181H108V180H107ZM133 181H134V180H133ZM262 181H261V183H262ZM4 182H5V181H4ZM60 182H61V181H60ZM102 182H103V181H102ZM109 182H110V181H109ZM135 182H136V180L134 181V183H135ZM163 182H164V181H163ZM179 182H180V181H179ZM0 183H1V182H0ZM58 183H59V182H58ZM209 183H210V182H209ZM242 183H243V182H242ZM32 184H34V183H32ZM64 184H65V183H64ZM109 184H111V183H109ZM136 184H137V182H136ZM136 184H135V185H136ZM177 184H178V183H177ZM211 184H212V183H211ZM262 184H263V183H262ZM5 185H6V183H5ZM5 185H4V187H5ZM59 185H60V184H59ZM101 185H102V183H101ZM104 185H105V184H103V186H104ZM212 185H213V184H212ZM8 186H9V185H8ZM31 186H32V185H31ZM33 186H34V185H33ZM67 186H68V185H67ZM67 186H66V187H67ZM132 186H133V185H132ZM262 186H263V185H262ZM0 187H1V185H0ZM25 187H29V184H28V186H25ZM25 187H24V188H25ZM62 187H63V186H62ZM99 187H102V186H99ZM127 187H128V186H127ZM206 187H207V186H206ZM57 188H58V186H57ZM106 188H107V187H106ZM124 188H125V187H124ZM131 188H132V187H131ZM181 188H182V187H181ZM207 188H209V187H207ZM262 188L264 189V187H262ZM1 189H2V188H0V191H1ZM3 189H4V188H3ZM12 189H13V187H12ZM20 189H21V187H20ZM20 189H18V190H20ZM26 189H27V188H26ZM26 189H24V190H26ZM37 189H38V188H37ZM40 189L42 190L43 188H40ZM40 189H39V190H40ZM49 189H50V188H49ZM99 189H100V188H99ZM102 189H103V188H102ZM104 189H105V188H104ZM107 189H108V188H107ZM127 189H129V188H127ZM133 189H134V188H133ZM178 189H179V188H178ZM215 189H216V188H215ZM4 190H5V189H4ZM9 190H10V189H9ZM16 190H17V189H16ZM46 190H47V189H46ZM55 190H56V189H55ZM60 190L62 191V189H60ZM60 190H58V191H60ZM63 190H64V189H63ZM68 190H69V189H68ZM97 190H98V189H97ZM109 190H110V188H109ZM201 190H202V189H201ZM201 190H200V191H201ZM213 190H214V189H213ZM11 191H12V190H10L9 192H11ZM21 191H22V190H21ZM21 191H20V192H21ZM26 191H27V190H26ZM31 191H33V190H31ZM43 191H44V190H43ZM43 191H41V195H42V192H43ZM47 191H49V190H47ZM72 191H73V190H72ZM102 191H103V190H102ZM104 191H105V190H104ZM133 191H134V190H133ZM176 191H177V190H176ZM204 191H205V190H204ZM215 191H216V190H215ZM12 192L16 193V192H15V189H14V191H12ZM35 192H36V191H35ZM63 192H64V191H63ZM100 192H101V191H100ZM177 192H179V191H177ZM1 193H2V192H1ZM5 193H6V192H5ZM22 193H23V191L21 192V195H23ZM24 193H25V192H24ZM29 193H30V192H29ZM33 193H34V191H33ZM33 193H32V194H33ZM36 193H37V192H36ZM36 193H35V195H36ZM48 193H49V192H48ZM52 193H53V192L51 191V194H52ZM54 193H55V192H54ZM56 193H57V190H56ZM65 193H69V192H68V191H65ZM102 193H103V192H102ZM179 193H180V192H179ZM179 193H177V195H178ZM181 193H183V192H181ZM181 193H180V194H181ZM197 193H198V192H197ZM206 193H207V192H206ZM7 194H8V193H7ZM9 194H10V193H9ZM18 194H20V193H18ZM44 194H45V193H44ZM69 194H71V193H69ZM72 194H73V192H72ZM180 194H179V195H180ZM202 194H203V193H202ZM218 194H219V193H217V196H219ZM10 195H12V194H10ZM15 195H16V194H15ZM21 195H20V196H21ZM24 195H25V194H24ZM26 195H28V194H26ZM26 195H25V196H26ZM38 195H39V194H38ZM38 195H37V198H40L41 195H40V196H38ZM47 195H48V194H47ZM47 195H46V196H47ZM57 195H58V193H57ZM61 195H62V194H61ZM66 195H67V194H66ZM73 195H74V194H73ZM104 195H105V194H104ZM3 196H4V193H3ZM43 196H44V195H43ZM53 196H55V195H53ZM53 196H51V197H53ZM63 196H64V193H63ZM74 196H75V195H74ZM76 196H77V195H76ZM193 196H194V195H193ZM205 196H206V195H205ZM0 197H1V196H0ZM5 197H6V196H5ZM8 197H9V196H8ZM12 197H13V196H12ZM21 197H22V196H21ZM21 197H20V198H21ZM29 197H30V196H29ZM44 197H45V196H44ZM44 197H43V198H44ZM47 197H48V200H49V199H50V198H49L50 196H47ZM60 197H61V196H60ZM69 197H70V196L68 195V198H69ZM77 197H78V196H77ZM80 197H81V196H80ZM107 197H108V196H107ZM198 197H199V196H198ZM203 197H204V196H203ZM220 197H222V196H220ZM1 198H2V197H1ZM14 198H15V197H14ZM23 198H24V197H22V199H23ZM25 198H26V197H25ZM35 198H36V196H35ZM43 198L41 197L40 200H41V201H42V200L45 201V199H43ZM56 198H57V197H56ZM70 198H72V197H70ZM82 198H84V197H82ZM181 198H182V197H181ZM207 198H208V197H207ZM207 198H206V199H207ZM223 198H224V197H223ZM6 199H7V198H6ZM9 199H10V198H9ZM33 199H34V197H33ZM65 199H66V197H65ZM84 199H85V198H84ZM84 199H83V200H84ZM97 199H98V198H97ZM182 199H184V198H182ZM197 199H198V198H197ZM204 199H205V198H204ZM208 199H209V198H208ZM27 200H29V199H27ZM34 200H35V199H34ZM34 200H33V201H34ZM52 200H53V199H52ZM62 200H64V197L62 198ZM74 200H76V199H74ZM80 200H81V199H80ZM83 200H82V201H83ZM98 200H99V199H98ZM10 201H11V200H10ZM13 201H14V200H13ZM70 201H71V199H70ZM72 201H73V199H72ZM78 201H79V200H78ZM82 201H81V202H82ZM89 201H90V200H89ZM223 201H224V200H223ZM2 202H3V200H2ZM8 202H9V201H8ZM8 202H7V203H8ZM21 202H22V201H21ZM23 202H24V199H23ZM34 202H36V200H35ZM42 202H43V201H42ZM42 202H41V203H42ZM47 202H50V201H47ZM51 202H52V201H51ZM61 202H62V201H61ZM66 202L68 203V201H66ZM99 202H100V201H99ZM99 202H97V203L99 204ZM181 202H183V201H181ZM181 202H180V203H181ZM196 202L198 203L199 201H196ZM216 202H217V201H216ZM3 203H4V202H3ZM19 203H20V201H19ZM27 203H28V202H27ZM31 203H32V202H31ZM41 203H40V204H41ZM56 203H57V202H56ZM64 203H65V202L63 201L62 205L65 206L66 204H64ZM69 203H70V202H69ZM69 203H68V204H69ZM77 203H78V202H77ZM89 203H90V202H89ZM1 204H2V203H1ZM12 204H14V202H12ZM15 204H16V203H15ZM53 204H54V201L52 202L51 206H55V205H56V204H55V205H53ZM58 204H59V203H58ZM60 204H61V203H60ZM91 204H92V203H91ZM95 204H96V203H95ZM181 204H182V203H181ZM10 205H11V203H10ZM33 205H34V204H33ZM37 205H38V204H37ZM42 205H43V203H42ZM80 205H81V204H80ZM84 205H86V204H84ZM84 205H83V206H84ZM87 205H88V204H87ZM96 205H97V204H96ZM96 205H93V206H96ZM182 205H183V204H182ZM182 205H181V206H182ZM218 205H219V204H218ZM218 205H216V207H217ZM0 206H1V205H0ZM3 206H4V204H3ZM12 206H13V205H12ZM12 206H11V207H12ZM77 206H78V205H77ZM77 206H76V207H77ZM88 206H89V205H88ZM88 206H87L86 208H88ZM23 207H24V206H23ZM44 207H45V206H44ZM44 207H42L43 210H44L45 208H47V207H45V208H44ZM48 207H49V206H48ZM57 207H58V206H57ZM61 207H63V206H61ZM65 207H66V206H65ZM70 207H71V205H70ZM81 207H82V205H81ZM84 207H85V206H84ZM240 207H241V206H240ZM250 207H251V206H250ZM12 208H13V207H12ZM66 208H67V207H66ZM66 208L63 207V209H66ZM71 208L73 209V207H71ZM79 208H80V206H79ZM79 208H78V209H79ZM91 208H92V207H91ZM259 208H260V207H259ZM261 208H262V207H261ZM21 209H23V208H21ZM26 209H27V208H26ZM26 209H25V210H26ZM28 209H29V208H28ZM48 209H49V211H50V208H48ZM48 209H47V210H48ZM52 209H53V208H52ZM56 209H58V208H56ZM74 209H75V208H74ZM76 209H77V208H76ZM89 209H90V208H88V210H89ZM94 209H95V208H94ZM180 209H182V208L180 207ZM208 209H209V208H208ZM222 209H223V208H222ZM224 209H225V208H224ZM251 209H252V208H251ZM14 210H15V209H14ZM25 210H24V211H25ZM34 210H36V209H34ZM34 210H33L32 212H34ZM43 210H42V211H43ZM54 210H55V209H53L52 211H54ZM59 210H62V208L60 209V207H59ZM80 210H81V209H80ZM90 210H91V209H90ZM90 210H89V211H90ZM218 210H219V209H218ZM232 210H233V209H232ZM234 210L237 211V209H234ZM245 210H246V208H245ZM260 210H261V209H260ZM27 211H29V210H27ZM30 211H31V210H30ZM37 211H38V210H37ZM42 211H41V212H42ZM49 211H48V212H49ZM67 211H68V209H67ZM93 211H94V210H93ZM178 211H179V210H178ZM187 211H188V210H187ZM191 211H192V210H191ZM206 211H207V210H206ZM222 211H223V210H222ZM222 211H221V212H222ZM235 211H234V212H235ZM25 212H26V211H25ZM43 212H45V211H43ZM54 212L56 213V211H54ZM57 212H58V211H57ZM62 212H63V210H62ZM62 212H61V213H62ZM74 212L77 213V212H81V211H77V212L74 211ZM86 212H87V214H88V211H87V210L84 212V214H85ZM91 212H92V210H91ZM91 212H90V213H91ZM188 212H189V211H188ZM195 212H196V211H195ZM221 212H220V213H221ZM223 212H224V211H223ZM226 212H227V211H226ZM244 212H245V211H244ZM246 212H247V211H246ZM20 213H21V212H20ZM26 213H27V212H26ZM34 213H35V212H34ZM36 213H37V212H36ZM38 213H39V211H38ZM38 213H37V214H38ZM49 213H50V212H49ZM59 213H60V212H59ZM65 213H66V212H65ZM93 213H94V212H93ZM156 213H157V212H156ZM156 213H155V215H156ZM158 213H159V212H158ZM174 213H175V212H174ZM180 213H182V210H181ZM180 213H179V215H181ZM224 213H225V212H224ZM238 213H239V212H238ZM261 213H262V212H261ZM23 214H24V213H23ZM23 214H22V215H23ZM29 214H30V213H29ZM51 214H52V213H51ZM63 214H64V213H63ZM71 214H72V213H70V216H72ZM77 214H78V213H77ZM176 214H178V213H176ZM187 214H189V213H187ZM192 214H193V213H192ZM197 214L200 215L199 213H197ZM217 214H219V212H218ZM217 214H216V215H217ZM222 214H223V213H222ZM226 214H227V213H226ZM256 214H257V213H256ZM20 215H21V214H20ZM39 215H40V213H39ZM44 215H45V214H44ZM47 215H48V213H47ZM49 215H50V214H49ZM60 215H61V214H60ZM65 215H66V214H65ZM65 215H64V216H65ZM68 215H69V212H68ZM80 215H81V214H80ZM90 215H91V214H90ZM90 215H89V216H90ZM151 215H152V214H151ZM179 215H178V216H179ZM214 215H215V214H214ZM214 215H213V216H214ZM224 215H225V214H224ZM224 215H223V216H224ZM231 215H232V214H231ZM26 216H27V215H26ZM55 216H56V215H55ZM64 216H63V218H64ZM82 216H84V215L82 214ZM82 216H81V217H82ZM85 216H86V214H85ZM149 216H150V215H149ZM153 216H154V215H153ZM161 216H162V215H160V217H161ZM171 216L174 217L172 214H171ZM195 216H196V214H195ZM223 216H222V218H223ZM237 216H238V215H237ZM249 216H250V215H249ZM262 216H263V215H262ZM262 216H261V218H262ZM32 217H33V216H32ZM32 217H31V218H32ZM35 217H36V216H35ZM38 217H40V216H38ZM43 217H44V216H43ZM43 217H41V218H43ZM53 217H54V213H53ZM78 217H79V214H78V216H77V219H78ZM86 217H87V216H86ZM86 217H85L84 219H86ZM156 217L159 218L158 216H156ZM162 217H163V216H162ZM169 217H170V216H169ZM176 217H177V216H176ZM179 217H181V216H179ZM179 217H178V220H176V218L174 217V218H175L174 220H176V221H173L172 226H173V225H174V226L176 225V226L180 227L179 225H177V224H179V222H180V221H179ZM225 217H226V216H225ZM246 217H247V216H246ZM23 218H24V216H23ZM25 218H26V217H25ZM25 218H24V219H25ZM27 218H28V217H27ZM31 218H30V219H31ZM45 218H46V217H45ZM45 218H44V220H45ZM147 218H148V220H149V217H147ZM147 218H146V219H147ZM151 218H152V217H151ZM153 218H154V217H153ZM153 218H152V219H153ZM164 218H165V217H164ZM170 218H171V217H170ZM192 218H193V217H192ZM208 218H209V217H208ZM222 218H221V219H222ZM226 218H227V217H226ZM230 218H231V217H230ZM230 218H229V219H230ZM243 218H245V217H243ZM48 219H50V218H48ZM61 219H62V218H61ZM68 219H70V218H68ZM77 219H76V221H77ZM146 219H144L143 222H145ZM199 219H200V218H199ZM216 219H217V218H216ZM237 219H238V218H237ZM251 219H252V218H251ZM257 219H258V218H257ZM25 220H26V219H25ZM25 220H24V221H25ZM27 220H28V219H27ZM64 220H67V219H64ZM72 220H73V219H72ZM114 220H115V219H114ZM156 220H157V219H156ZM160 220H161V222H162L163 218H162V219L160 218ZM168 220H169V218H168ZM172 220H173V219H172ZM217 220H218V219H217ZM222 220H224V219H222ZM226 220H228V219H226ZM230 220H231V219H230ZM32 221H33V220H32ZM60 221H61V220H60ZM80 221H81V220H80ZM107 221H108V220H107ZM118 221H119V220H118ZM118 221H117V224H118ZM151 221H152V220H151ZM195 221H196V219H195ZM218 221H219V220H218ZM218 221H217V224H216V225H218ZM233 221H234V219H233ZM255 221H256V220H255ZM28 222H29V221H28ZM40 222H41V221H40ZM42 222H43V220H42ZM42 222H41V223H42ZM47 222H48V221H47ZM51 222H52V220H51ZM63 222H64V221H63ZM68 222H69V221H68ZM74 222H75V221H74ZM82 222H83V221H82ZM112 222H114V221H112ZM112 222H111V223H112ZM155 222H156V221H155ZM155 222H154V223H155ZM158 222H159V220H158ZM193 222H194V221H193ZM223 222H224V221H223ZM226 222H228V221H226ZM242 222H243V221H242ZM260 222H261V221H260ZM44 223H45V222H44ZM53 223H54V222H53ZM107 223H108V222H107ZM163 223H165V222L163 221ZM181 223H182V221L180 222V224H181ZM185 223L187 224L188 222H185ZM229 223H230V222H229ZM258 223H259V222H258ZM38 224H39V223H38ZM46 224H47V223H46ZM46 224H45V225H46ZM49 224H50V222H49ZM59 224H60V223H58V225H59ZM81 224H82V223H81ZM119 224H120V223H119ZM150 224H151V223H150ZM168 224H169V223H167V226H168ZM183 224H184V223H183ZM183 224H181V226H182ZM193 224H194V223H193ZM193 224H192V225H193ZM196 224H198V223H196ZM220 224H222V222H221ZM249 224H251V223H249ZM41 225H42V224H41ZM53 225H54V224H53ZM60 225H62V224H60ZM66 225H68V224H66ZM69 225H72V224L70 223ZM69 225H68V227H70ZM78 225H79V224H78ZM82 225H83V224H82ZM108 225H109V224H108ZM152 225H153V224H152ZM154 225H155V224H154ZM206 225H207V224H206ZM224 225H225V224H224ZM229 225H230V224H229ZM233 225H234V224H233ZM12 226H13V225H12ZM43 226H44V225H43ZM56 226H57V225H56ZM63 226H64V225H63ZM76 226H77V224H76ZM110 226H111V225H110ZM157 226H158V225H157ZM169 226H170V225H169ZM186 226H187V225H186ZM186 226H185V228H186ZM193 226H194V225H193ZM207 226H208V225H207ZM218 226H221V225H218ZM240 226H241V225H240ZM0 227H1V225H0ZM2 227H4V226H2ZM39 227H40V224H39ZM41 227H42V226H41ZM49 227H50V226H49ZM49 227L47 226L46 228H49ZM73 227H74V226H73ZM111 227H112V226H111ZM158 227H159V226H158ZM161 227H162V225H161ZM163 227H164V226H163ZM163 227H162V228H163ZM4 228L7 230L6 227H4ZM70 228H71V227H70ZM76 228H77V227H76ZM80 228H81V227H80ZM80 228H78L77 230H79ZM89 228H90V226H89ZM131 228H132V226H131ZM171 228H172V227H171ZM176 228H177V227H176ZM180 228H181V227H180ZM190 228H191L192 231H193V228H192V227H190ZM200 228H201V227H200ZM208 228H209V227H208ZM237 228H238V227H237ZM2 229H3V228H2ZM41 229H42V228H41ZM84 229H85V228H84ZM91 229H92V227L90 228V230H91ZM111 229H112V228H111ZM158 229H159V228H158ZM160 229H161V228H160ZM160 229H159V230H160ZM182 229L184 230V228H182ZM182 229H181V230H182ZM186 229L188 230V227H187ZM218 229H219V227H218ZM235 229H236V227H235ZM244 229H245V228H244ZM11 230H12V229H11ZM31 230H32V229H31ZM43 230H44V229H43ZM53 230H54V229H52V231H53ZM170 230H171V229H170ZM194 230H197V229L195 228ZM205 230H206V228H205ZM219 230H220V229H219ZM221 230H222V229H221ZM237 230H238V229H237ZM240 230H241V229H240ZM257 230H258V229H257ZM8 231H9V229H8ZM32 231H33V233H34V228H33ZM40 231H41V230H40ZM44 231H46V229H45ZM91 231H92V230H91ZM160 231H161V230H160ZM165 231H166V230H165ZM167 231H168V230H167ZM175 231H176V230H175ZM238 231H239V230H238ZM238 231H237V232H238ZM241 231H242V230H241ZM241 231H240V232H241ZM6 232H7V231H6ZM11 232H12V231H11ZM21 232H22V231H21ZM26 232H27V231H26ZM29 232H30V231H29ZM54 232L56 233V231H54ZM88 232H89V231H88ZM88 232H87V233H88ZM92 232H93V231H92ZM176 232H177V231H176ZM206 232H207V231H206ZM213 232H215V231H213ZM224 232H225V231H224ZM237 232H236V233H237ZM248 232H249V231H248ZM256 232H257V231H256ZM258 232H259V231H258ZM9 233H10V232H9ZM14 233H17V232H14ZM18 233H19V231H18ZM44 233H45V232H44ZM44 233H43V234H44ZM50 233L53 234V232H51V231H50ZM50 233L47 234V235H50ZM163 233H164V232H163ZM222 233H223V232H222ZM242 233H243V232H242ZM6 234H8V232H7ZM30 234H31V232H30ZM34 234H36V233H34ZM34 234H33V235H34ZM160 234H161V233H160ZM169 234H171V232H169ZM211 234H212V233H211ZM216 234H217V233H216ZM225 234H226V233H225ZM227 234H228V233H227ZM227 234H226V236H225V235H224V236L227 237ZM238 234H239V232H238ZM238 234H236V235H238ZM261 234H262V233H261ZM12 235H13V234H12ZM17 235H18V234H17ZM17 235H16V236H17ZM24 235H25V234H24ZM86 235H87V234H86ZM163 235H164V234H163ZM166 235H168V234L166 233ZM166 235H165V236H166ZM172 235H173V234H172ZM187 235H188V234H187ZM187 235H186V236H187ZM202 235L204 236V234H202ZM256 235H257V234H256ZM14 236H15V235H14ZM16 236H15V237H16ZM27 236H28V235H27ZM31 236H32V235H31ZM36 236H37V234H36ZM168 236H169V235H168ZM168 236H167V237H168ZM188 236H190V235H188ZM188 236H187V238H188ZM231 236H232V235H231ZM231 236L229 235V236L226 238V240H228V238H229V240H230V237H231ZM239 236L241 237L242 235L239 234ZM251 236H252V235H251ZM10 237H11V236H10ZM25 237H26V236H25ZM32 237H33V236H32ZM148 237H149V236H148ZM174 237H175V235H174ZM179 237H180V235H179ZM213 237H214V236H213ZM225 237L222 236V238H225ZM253 237H254V236H253ZM11 238H12V237H11ZM33 238H34V237H33ZM163 238H164V237H163ZM185 238H186V237H185ZM234 238L236 239V237H234ZM238 238H239V237H238ZM245 238H246V237H245ZM258 238H260V240H261V238L263 239V236H260V237H258ZM24 239H25V238H24ZM24 239H23V240H24ZM27 239H30V236H29V238L26 237V240H25V241H27ZM35 239H37V238L35 237ZM165 239H167V238H165ZM171 239H172V238H171ZM198 239H199V238H198ZM198 239H197V240H198ZM208 239H209V238H208ZM210 239H211V236H210ZM213 239H214V238H213ZM213 239H212V240H213ZM215 239H216V238H215ZM220 239H221V238H220ZM220 239H218V240H220ZM235 239H234V240H235ZM239 239H240V238H239ZM241 239H242V238H241ZM241 239H240V241H243V242H241V243L244 244V246H246V244L248 245V243L250 244V242L246 243V242H247L246 240H245V241H246V242H245L244 240H241ZM20 240H21V239H20ZM23 240H22V241H23ZM31 240H32V239H31ZM38 240H39V239H37V241H38ZM173 240H174V238H173ZM180 240H181V239H180ZM206 240H207V239H206ZM224 240H225V239H224ZM226 240H225V241H226ZM229 240H228V241H229ZM231 240H232V239H231ZM237 240H238V239H237ZM1 241H2V240H1ZM3 241H4V239H3ZM3 241H2L0 244H3V243H4ZM25 241H23V242H24L23 245L25 244ZM176 241H177V240H176ZM185 241H186V239H185ZM213 241H214V240H213ZM228 241H226V242H228ZM251 241H252V240H251ZM6 242H7V241H6ZM19 242H20V241H19ZM27 242H30V240L27 241ZM179 242H180V241H179ZM207 242H208V241H207ZM229 242H230V241H229ZM232 242H233V240H232ZM232 242L230 243L231 245H232ZM235 242H237V241H235ZM235 242H234V244H236ZM181 243H182V242H181ZM183 243H184V241H183ZM194 243H195V242H194ZM217 243L219 244V242H217ZM241 243H239V244L241 245ZM245 243H246V244H245ZM251 243H252V242H251ZM256 243H257V242H256ZM4 244H5V243H4ZM4 244H3V245H4ZM17 244H18V242H17ZM33 244H34V243H32V246H33ZM215 244H216V243H215ZM215 244H214V246H215ZM226 244H229V243H226ZM226 244H224V245H226ZM237 244H238V243H237ZM252 244H253V243H252ZM23 245H22V246H23ZM29 245H31V242H30ZM37 245H38V243H37ZM205 245L207 246V244H205ZM220 245H221V243H220ZM250 245H251V244H250ZM250 245H249L248 248H247V246H246L245 249L247 248V249H249L250 251H252V249H253L254 246H253V245L250 246ZM12 246H14V245H12ZM12 246H11V249L13 248ZM17 246L20 247V245H17ZM22 246H21V248H22V250H23V248L26 247V244H25V246H23V247H22ZM181 246H182V245L180 244V247H181ZM186 246H187V245H186ZM195 246H196V245H195ZM206 246H205V247H206ZM210 246H211V244H209V247H210ZM212 246H213V244H212ZM214 246H213V247H214ZM218 246H219V245H216L215 247H218ZM237 246H238V245H237ZM244 246H243V248H244ZM252 246H253V247H252ZM255 246H257V244H256ZM28 247H29V246H28ZM35 247H36V246H35ZM35 247H34V248H35ZM38 247H39V246H38ZM205 247H204V249H205ZM223 247L225 248V252H226V250L228 249L227 246H223ZM223 247H222V248H223ZM234 247H235V246H234ZM14 248H15V247H14ZM32 248H33V247H32ZM82 248H83V247H82ZM186 248H187V247H186ZM192 248H194V247H192ZM195 248H196V247H195ZM219 248H221V247H219ZM240 248H241V247H240ZM250 248H251V249H250ZM261 248H262V247H261ZM11 249H10L9 252H10L11 254H13L14 252H13ZM15 249H17V248H15ZM26 249H27V248H26ZM29 249H30V247H29ZM39 249H40V248H39ZM204 249H203V250H204ZM206 249H207V248H206ZM209 249H210V248H209ZM209 249H207V250H205V251H208ZM211 249H212V248H211ZM213 249H214V248H213ZM215 249H217V248H215ZM215 249H214V250H215ZM238 249H239V248H238ZM238 249H237V250H238ZM245 249H244V253H246L245 251L247 250V249H246V250H245ZM0 250H1V249H0ZM13 250H14V249H13ZM17 250H20V249L18 248ZM153 250H154V249H153ZM191 250H192V249H191ZM194 250H195V249H194ZM217 250H218V249H217ZM258 250L261 251L260 248H259ZM258 250H257V251H258ZM3 251H4V250H3ZM23 251H24L25 254H26L25 249H24ZM28 251H29V250H28ZM150 251H151V250H150ZM154 251H157V250H154ZM223 251H224V250H223ZM227 251H228V250H227ZM250 251L247 250V252H248L249 255L252 253V252H250ZM12 252H13V253H12ZM17 252H18V251L15 252L16 255H18ZM34 252H35V251H34ZM34 252H33V250H32L31 253H34ZM145 252H146V251H145ZM147 252H149V251L147 250ZM196 252H197V251H196ZM210 252H211V251H210ZM213 252H214V251H213ZM215 252H216V251H215ZM217 252H218V251H217ZM220 252H221V251L219 250V253H220ZM225 252H224V253H225ZM229 252H230V251H229ZM241 252H242V251H241ZM249 252H250V253H249ZM258 252H259V251H258ZM0 253H1V251H0ZM21 253H22V255H21ZM80 253H82V251H80ZM86 253H87V251H86ZM98 253H99V252H98ZM107 253H108V252H107ZM138 253H139V252H138ZM192 253H193V252H192ZM194 253H195V252H194ZM197 253H198V252H197ZM197 253H196V254H197ZM7 254H8V253H6V255H7ZM19 254H20L19 256L22 258V260H24L23 257H25V256L27 255V254H26V255L24 256V253H23L22 251L19 252ZM100 254H101V252H100ZM100 254H99V255H100ZM102 254H103V253H102ZM117 254H118V253H117ZM117 254H116V256H118ZM141 254H142V253H141ZM141 254H140V257H141ZM149 254H150V252H149ZM149 254H148V255H149ZM199 254H200V253H199ZM199 254H197V255H199ZM202 254H204V252H202ZM202 254H201V255H202ZM205 254H206V253H205ZM209 254H210V253H209ZM214 254H215V253H214ZM231 254H232V253H231ZM238 254H239V252H238ZM2 255H3V254H2ZM28 255H29V252H28ZM28 255H27V256H28ZM31 255H32V254H30V256H31ZM35 255H36V254H35ZM39 255H40V254H39ZM82 255H84V253H83ZM86 255H87V254H86ZM105 255H106V254H105ZM107 255H108V258H109L110 256H112V255L109 256V254H107ZM107 255H106V256H107ZM122 255H123V254H122ZM138 255H139V254H138ZM142 255L144 256V253H143ZM154 255H155V254H154ZM156 255H157V254H156ZM193 255H194V254H193ZM197 255H195V256H197ZM210 255H211V254H210ZM210 255H209V256H210ZM217 255H218V254H217ZM242 255H244V256L246 257L245 254H242ZM249 255H247V256H249ZM9 256L11 257V255H9ZM162 256H163V255H162ZM191 256H192V255H191ZM218 256H219V255H218ZM239 256H240V255H239ZM253 256H254V255H253ZM255 256H256V255H255ZM12 257H13V259H14V258H15V255H13ZM20 257L16 256V259L21 260ZM33 257H34V256H33ZM33 257H32V259H33ZM37 257H38V258H37ZM37 257L35 256V257H34V258H35L34 260L37 261V259H38V261H39V259L42 258V257L39 258L38 255H37ZM113 257H115V256H113ZM113 257H112V258H113ZM192 257H193V256H192ZM201 257H203V255H202ZM225 257H226V256H225ZM227 257H228V256H227ZM234 257H235V256H233V258H234ZM236 257H237V256H236ZM240 257H241V256H240ZM242 257H243V256H242ZM257 257H259V256H257ZM0 258H1V257H0ZM4 258H5V257H4ZM4 258H1V259H4ZM8 258H9V257H8ZM36 258H37V259H36ZM99 258H100V257H99ZM101 258H102V256H101ZM143 258H144V257H143ZM160 258H161V256H160ZM162 258H164V257H162ZM190 258H191V257H190ZM190 258H189V259H190ZM193 258H196V257H193ZM204 258H205V257H204ZM208 258H209V257H208ZM229 258H230V257H229ZM233 258L230 259V260H233ZM1 259H0V261H1ZM5 259H6V258H5ZM9 259H10V258H9ZM9 259H7L8 262H10ZM13 259H10V260L12 261ZM30 259H31V258H30ZM32 259H31V260H32ZM93 259H95V258H93ZM97 259H98V258H97ZM97 259H96V262L98 261ZM103 259H104V257H103ZM109 259H110V258H109ZM114 259H115V258H114ZM158 259H159V258H158ZM196 259L199 260V257L196 258ZM196 259H195V260H196ZM219 259H220V258H219ZM261 259H262V258H261ZM261 259H260V260H261ZM14 260H15V259H14ZM14 260H13L14 263L18 262L17 260H15V261H14ZM25 260H26V259H25ZM41 260H42V259H41ZM86 260H87V259H86ZM91 260H92V259H91ZM100 260L103 261L102 259H100ZM195 260H194V263H195ZM207 260H208V259H207ZM230 260H229V262H231ZM239 260L241 261L240 258H239ZM244 260H245V259H244ZM249 260H250V259H249ZM26 261H28V260H26ZM36 261H34V262H36ZM38 261H37V263H40V262H41V261H40V262H38ZM43 261H44V260H43ZM83 261H85V260H83ZM87 261H88V260H87ZM105 261H106V260H105ZM159 261H161V260H159ZM159 261H157V262H159ZM186 261H189V260H186ZM190 261H193V260H190ZM208 261H209V260H208ZM214 261H215V260H214ZM225 261H226V260H225ZM233 261L235 262V259H234ZM237 261H238V260H237ZM252 261H253V260H252ZM254 261H255V260H254ZM28 262L31 263V262H33V260H32V261H28ZM28 262H27V263H28ZM91 262H92V261H91ZM93 262H95V261H93ZM109 262H110V261H109ZM184 262H185V261H184ZM198 262H199V261H198ZM198 262H196V263H198ZM229 262L227 261L226 264H228ZM242 262H243V261H242ZM244 262H245V261H244ZM259 262H260V261H259ZM261 262H262V261H261ZM261 262H260V263H261ZM19 263H21V262L19 261ZM30 263H28V264H30ZM44 263H45V261L42 262L41 264H44ZM87 263H88V262H87ZM89 263H90V262H89ZM97 263H99V261H98ZM103 263H104V261H103ZM159 263H160V262H159ZM163 263H164V262H163ZM182 263H183V262H182ZM196 263H195V264H196ZM210 263L214 264L215 262L213 263V262L210 261ZM220 263H221V262H220ZM245 263H246V262H245ZM253 263H254V262H253ZM1 264H2V263H1ZM11 264H13V263H11ZM23 264H26L25 261H24ZM46 264H47V263H46ZM80 264H81V263H80ZM90 264H91V263H90ZM92 264H93V263H92ZM99 264H100V263H99ZM105 264H107V263H105ZM186 264H187V262H186ZM191 264H193V263L191 262ZM199 264H201V262H199ZM205 264H206V263H205ZM232 264H235V263H232ZM248 264H249V263H248ZM250 264H251V261H250ZM257 264H259V263H257Z\"/></svg>","mask_w":264,"mask_h":264}]
</instances>
